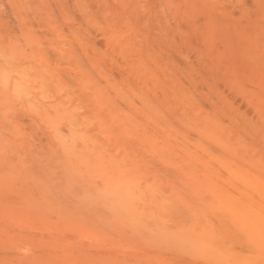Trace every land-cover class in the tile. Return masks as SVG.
I'll list each match as a JSON object with an SVG mask.
<instances>
[{
	"label": "rangeland",
	"instance_id": "rangeland-1",
	"mask_svg": "<svg viewBox=\"0 0 264 264\" xmlns=\"http://www.w3.org/2000/svg\"><path fill=\"white\" fill-rule=\"evenodd\" d=\"M22 1V2H21ZM26 1V2H25ZM29 1V2H28ZM46 2H45V7H46V10H44L45 9V7L43 6L44 4V2H43V0H0V12H2V14L3 15H1V13H0V51H4L3 53L2 52H0V53H2V54H0V62L2 63V65H0V69L1 70H4L6 67L10 70V68L8 67V66H4L5 64H3V62L5 61V62H8L7 60H9V63H10V60L11 59H13V60H11V63H12V61H13V65L12 66H15L14 64H16V63H18L17 61H22L20 64H21V66L22 67H20V66H18V67H20V69L21 68H24L23 66H26V72H24V71H22V69L20 70L18 67H17V65H16V67L20 70L19 71V74H16V73H18V70L17 69H15V71H16V73L15 74H11L10 73V75H8V77L9 76H11L12 75V77H9L11 80H13V81H11V80H9V78H8V80H6L5 79V76H7V75H5L4 77H3V79H5L6 81H10V82H8V84H7V82L5 81V80H3L1 77H0V80L2 79V81L0 82V168H3V169H0V264H98V262H100L99 264H107V261H106V255L108 254V253H110V254H114L112 257L111 256H108L107 255V259H112V261H109V262H111V264H112V262H113V264L116 262V261H118L117 259H119L118 257H120L121 256V254H122V260H121V257H120V260H121V262L119 263H117V264H124V263H126V264H143V262L145 261V263L144 264H149L150 262H154V264L156 263V264H164L163 262L165 261V262H167V263H165V264H182V262L184 261V260H186V261H184V263L185 262H188V263H191V264H196V261L195 260H197L198 258H200L199 260H201L202 259V261H204V263H206V264H213L214 262L213 261H218L220 258H221V256H217L216 257V255L215 254H212V253H214L215 252V249H216V247H218V249H219V251H218V249H217V255H219L218 253H221L222 255L223 254H225V255H223L222 256V258L223 259H220L219 261H220V263H222V264H234V263H236V264H239V263H241V264H261V262H260V260L262 259V258H264V255H263V253H261V252H263L264 251V248L262 249L263 251H261L259 248H257V247H255L254 248V244L253 243H251V239H250V237H248L247 235L248 234H246V232L244 233V235H243V233H242V230L241 231H239V227L237 226V224L236 223H234V221H231L232 220V218H231V220H229L228 219V217L229 216H226L227 214H223V213H221L220 214V212H218V210H216V208L218 209V207H216L215 208V206H214V199L210 196L211 195V193L209 194V193H206V191L204 192L203 191V193H204V195L206 194V196L205 197H207L206 199H205V197H202V198H204V199H202V200H204V202L206 201L207 203H209L210 204V206L211 205H213L214 206V208H215V213L218 215L219 214V218L217 217H215V218H213V216L215 215L214 214V211H212V210H210V209H212L213 208V206H212V208L208 205V204H206V205H208L207 206V208H208V210H207V214H208V212L210 213V211H211V213H210V215L207 217V216H205V218H207V222L209 223L210 222V225L209 224H204V222H206V221H202L203 222V224L200 222V224H199V221L201 220L198 216H201V215H199L197 212H199V211H197V212H193L192 211V215H191V211H190V209L189 208H192L191 210H193V208H196L197 207V205H198V203L200 204V202L202 201H200V199H201V197L199 198L198 197V193L201 191V190H198L199 192H197L196 194H195V192H196V189L195 188H198V186H197V184L199 185V183H197V180H196V184H195V182L192 184V182H191V180H188L190 177H189V175H190V173H189V175H188V177H187V175H186V173L184 174V173H182L181 174V172L182 171H184L183 170V168H182V170H180L181 169V167L180 166H184L185 165V163H184V165H179V162L181 161V158H185V157H182V156H184L183 154L181 155V153H183L184 151H183V149H182V147L180 148V149H182V151L181 152H178V154H176L177 153V151L176 150H179V148H178V146H180L179 145V142H178V144H175V145H178L177 146V148L176 147H174L175 145L173 144V143H169L170 145H168L170 148H171V150H170V155H172V154H174V151H176L175 152V154L174 155H172L173 156V160H172V163L175 161V163L174 164H172L171 163V161L170 162H168L167 161V159L168 160H170V158H168L169 157V155H167V153H166V151H162V152H158L159 154V156L157 155H155V152L153 153V152H147V154H146V156H147V158L145 159V162L149 165V166H151V164H152V162L154 163L155 161L156 162H159V161H167L166 163H167V165H162V163H161V165L159 164H153L152 166H153V168L155 169V167L156 166H159V168L160 169H155V173L153 174V171H154V169L153 168H151V167H149L146 163H145V165L146 166H148L147 168H151V169H153V170H150V171H152V173L151 174H153V175H160V173H161V176L160 177H165V175H163V174H166L167 176L165 177V179L166 178H168V179H164L165 180V182L164 181H161L160 180V178L158 179V178H155V177H153L152 176V178L151 179H153L154 181V183H151L152 184V186H155V185H157L158 184V182L159 183H161V186H162V188H161V186H159V184H158V186L159 187H157V186H155L156 188V190L154 191L153 189V191L155 192V196L157 195L156 194V192L157 193H159V194H161V196H159V197H161V198H164L167 194H169L170 196H169V198H167V200L169 199L170 201H172L171 202V204L173 205V207H172V205H171V207H167L166 205L169 203V200L167 201L166 200V198H165V200L164 199H162V201H166L162 206H161V204H160V202L158 201V200H160V199H158L157 198V200L156 201H154L155 199H152L151 197H152V195H154V193L152 192V194H148V192H147V194L150 196V198L149 199H152L153 200V202H152V200H151V202L153 203V205H154V208L152 207V209H153V211H154V213L153 214H157L158 213V211H159V213L157 214V216H161L162 217V215L160 214V213H162V214H164V218L166 217V216H168V214H169V216L168 217H166L167 218V220L168 221H164L165 222V224H164V222H162V221H158V218L160 217H158L157 218V216L155 215V218L157 219H155L154 217V219L156 220L155 221V223L154 222H151L150 221V223L149 224H151V226L152 227H150V225H148V223L146 224L148 227H150V228H148L146 225V228H141V229H143V230H141L140 228V231L141 232H138V233H135V231L137 232V230L139 231V229H135L133 226V228H129L128 227V225L131 227V223H132V216L130 217L131 219H129L128 220V216H126L127 214H126V212L128 213V211H130L131 212V214L132 215H139V214H141V213H139V214H137L138 212H139V209L140 208H138L137 209V211H135L134 212V210H132V209H129V207H128V209L129 210H127V208H124L123 206H125L126 205V207H127V204L125 203V205H123L124 204V202H125V199L123 200L122 199V197H121V194L118 196L117 195V190L119 191L120 189H118L117 188V190L115 189V187H113L112 188V186H113V183L115 182L114 180H113V177H114V173L115 172H111V170L113 169H109L110 167H111V165L113 164V161H109V163L110 162H112V164H110V166L109 165H107V164H109V163H107L108 161L104 158L105 156H109L107 153H106V150H107V148H106V150H104V152L106 153H104L103 152V149H105V147H107V145L109 144V143H111V147H112V145L113 146H117L118 145V143L120 144V141H122V138H120V141L118 142L117 140H115V139H119V137H123V134L124 133H122V135L121 134H119V132H117L118 131V129H117V127H118V125L120 124V123H115V125H114V127H116V128H114L112 125V127L114 128V132H116V133H118L119 134V136H115V137H118V138H115L114 136H113V138H115V139H113L112 138V134L114 135V134H116V133H114V132H111L112 130H110L109 132H111L112 134H110L109 132V134L111 135V136H108L109 134L107 133V129H106V127L107 126H109L110 124H109V122L112 120V118L109 120L108 119V121H105V122H108L107 124H109V125H107L106 127H105V129L107 130V131H105V129L103 130V128H101L100 129V127L101 126H99L100 125V123H93V125H95V126H93L92 125V123H91V125L93 126V128L95 127V129H93L92 127H91V125H90V123H85V125L87 124H89V128H87V125H86V128L85 127H83L82 128V125L84 126V123L82 124V123H79L80 125H81V127H79V124L77 123V125H76V123H72V124H68V123H62V125H64V127L62 128H59V129H61V131H58V127L59 126H61V124L60 123H57L56 124V120H57V122H59L58 121V112L56 113V115H53V117H52V114H50L51 115V119L50 118H48V116L49 115H47V114H49V112L51 113V109H49L51 106H52V104L54 103L53 101H55L56 103H58V107L60 106V104L61 103H64V100H65V98H67V101H65V107L67 106V104L70 102L69 100L70 99H72V96H71V98H69V96H68V93L70 94L71 92H72V94L74 93H76L75 95L73 94V96L75 97L73 100H71V103H74L75 104V106H79V104H81V103H83V105H80L81 107H83L84 106V108H79L78 106H77V110H78V112L76 111V113H78V115L80 116V114H82L81 116H83V117H85L86 119L90 116V113H91V110L93 109L95 112H97L98 113V116H100L101 115V113L103 114V112L101 111V107H103L102 106V104L100 103L101 101H102V99H103V101H104V98H102V96H104L105 94H102V96H101V98L100 97H97L99 94H97V96H94L96 93H98V92H95V91H99V90H97V89H95V91L93 90L92 91V89H94L95 87L96 88H98L100 85H102L101 87H102V89H105V91H106V93H111L110 95H111V97L113 96L114 98L116 97V99H117V101H116V99H115V101L116 102H118V97H117V93L119 92V91H117L118 90V86L116 85V84H112L111 85V83L113 82V83H117L118 81H119V79L120 78H116L117 80H116V82L114 81V79L113 78H110V77H108V78H106V77H104L105 79H107V80H109V81H107V80H105L106 82H107V84L108 83H110V85H108V86H110V87H108L107 86V84H105L106 82H104V80H103V82H104V84H105V87L106 88H113V90L112 91H114L113 93L110 91H108L107 92V90H111V89H106V88H104V85H103V83L102 82H98L99 80H100V75L102 74V76H103V72H104V70L102 69V68H100V69H102V70H100L98 67V69L100 70V72H102V73H100L99 72V70H96L97 71V73L99 74L100 73V75H98V76H100V77H96V80H98L97 82L98 83H100V85L98 86V84H97V82H95V77H94V74L91 72V75H88V74H90L88 71H90V68H89V70L87 69V68H84L82 71L84 72H82L81 71V67H85V66H82V65H84L83 63H82V61H80L81 63H82V65L79 63V59H78V57H79V55L80 54H78V52L75 54V52L77 51V50H75L74 51V53H73V55L75 54V57L74 56H71V58H69L68 56H70V53H71V51H73L74 49H73V47L75 48V45H76V40L78 41V40H80V41H78L80 44L81 43H83V41L81 42V38L80 37H82V40H83V38L85 37V35H83V33H89V35L91 36V34H93V36H91V38L93 39V41H103V39L106 37V38H108V37H110V38H108L107 39V41L109 42V46H107L106 44H104L105 42H107L106 41V39H104V41H103V44L99 47V46H94V48L92 47V44H89L90 42H89V40H92L91 38L90 39H87V41L84 39V43H83V45H85V46H82V44L80 45L79 43V45L81 46H79V45H76V46H78L79 48H81L82 50H81V55H80V57L83 55L82 53L84 52V53H87L86 52V49L89 47L90 48V51L93 53V51L94 52H96V51H98V52H100V54H98V52H96L94 55H91V52H89V50H88V54H87V61H89L90 63H91V61L92 60H90V59H93V58H95L96 57V55H97V59H99L100 57V59H105L106 57H108L107 59H105L107 62H109V57L110 56H113L114 55V57L115 56H117V57H115V59H117L118 57H120L121 55H118V53L119 52H117V51H115V52H117V53H115L114 52V50H112L111 48L113 47V45H112V43H111V37H112V32H114V31H116V33L118 32V34L119 35H122V33H125V32H127V30H124V28H123V26L125 25V18H127V17H130V18H133L134 19V17L135 18H140V15L141 14H143V17H144V19L143 20H145V21H147V22H145V23H142L143 25V27L146 25V26H148V27H144V28H147V30H145V34L147 35V43H150V44H148L149 46H147V48L149 47V48H151V46H152V49H154V50H150L149 48V50L151 51V53H153V56L155 57V58H159V59H157L156 61H158L157 63H158V65H159V67L160 68H162V70H164L165 71V69H167V68H170V71L171 72H169L170 73V75H172V71L174 72V74H175V72H176V74L178 73V75H180V77H181V81H180V79L177 77L178 75H176L175 77H174V75H172L173 76V79L175 80H173L174 81V83H178L177 81H179L180 83L181 82H183V84H182V86H183V88H184V85H185V87L186 88H184L185 90L186 89H188V87H189V89H188V91L187 92H190L192 89V91L190 92V93H192V92H195L194 90L196 89V91H197V93L199 94H201V95H198V97H199V99L198 100H202V102L201 101H199L200 103H203L204 104V102H203V100L205 101V99L209 96V93L210 94H212L213 96H214V98H215V96H217L216 95V93L218 94V96H217V99H215L216 100V102H215V104H217V106L219 105V103L221 102V104H223V101L225 102L226 101V103H228L229 101V104L228 105H230L231 107H233L234 109H237V110H239L240 111V113L241 114H244V115H246L247 117H249V119L253 122L252 123V125H251V123L249 122V123H245V124H248V125H245V124H243V123H236V125L238 126L239 124H240V128L239 129H242V126L241 125H243V127L244 126H246V127H248V131H249V127L251 126V130H252V128L254 129V130H256V132H259V134H260V132H261V129L263 128V126H264V123H261V121H260V119H259V116H258V114L260 113V109H258V107H256V105H255V107H254V105H253V103L255 102V100H254V98L255 97H253V93L255 94L256 92H254V90L256 89V88H258V86H259V88H262V86H263V92L261 93V91H262V89H258L259 91L258 92H260V94L259 93H257V95L259 96V98L261 99V103H262V100H264V59H263V57H264V42H263V40H264V35H263V31H264V23L262 24V22H264V19H263V17H264V0H257L258 1V3H257V1L256 0H246V1H244V0H220V1H217V0H137V1H135V0H124V1H122V0H114L115 2H114V6L116 7V5H123V6H121V8L120 9H118L119 11H117V10H115L114 8L115 7H111V5H112V2H113V0H108V1H106V0H95V1H92V0H87V1H83V0H80V1H82L81 3H80V1L79 0H75L76 2H77V5L78 4H80L79 6H76L75 5V1H73V0H59L60 2H58L57 0H45ZM47 1H51V2H49L48 4H47ZM55 1V2H54ZM64 3V2H66V4L65 5H67L66 7H67V9H68V13L66 12H64L63 11V9H65L66 7H65V5L62 3V2ZM71 1H72V3H71ZM120 1V2H119ZM128 1L130 2L129 4H128ZM132 1V2H131ZM165 2L164 4H163V2ZM176 1H178V3L176 2ZM248 1V2H247ZM24 2V3H23ZM36 2V3H35ZM100 2V3H99ZM101 2H103V3H101ZM107 2V3H106ZM137 2H139L140 4V7L137 5ZM141 2H143V3H141ZM147 2V3H146ZM168 2V3H167ZM217 2V3H216ZM220 2H222V3H220ZM18 3V4H17ZM27 3V4H26ZM28 3H29V5H28ZM31 3V4H30ZM55 3H57V4H55ZM93 3L95 4V5H93ZM106 3V4H105ZM115 3H118V4H115ZM136 4V5H133V4ZM146 3V4H145ZM150 3V4H149ZM156 3H158V4H156ZM176 3V5H174ZM185 3V4H184ZM234 3V4H233ZM246 3H249V5L248 4H246ZM250 3H251V5H250ZM255 3V5H253ZM24 4V5H23ZM37 4V5H39V6H41V7H37L36 8V6L35 5ZM47 4V5H46ZM52 4H54V6H56L57 7V9H58V11L60 10H62L63 11V13H62V11L60 12L59 11V13L60 14H65L64 16H62L63 17V19H64V17L66 18L65 20H63V22L61 21L62 20V18L61 17H59V13L56 15V13H57V10L54 8V6L52 5ZM71 4H72V6H71ZM86 4V6H83L84 7V9L85 10H83L82 9V6L81 5H85ZM104 4H105V6H104ZM148 4V5H147ZM167 4H169V6L167 5ZM216 4V5H215ZM217 4H218V6H217ZM222 4V5H221ZM244 4H246V5H244ZM49 5H51L50 7H53V8H50L49 7ZM62 5V6H61ZM92 6V8H91V6ZM97 5V6H96ZM107 5V6H106ZM128 6V7H126V8H124L125 6ZM131 5V6H130ZM134 7H133V6ZM142 5V6H141ZM156 5H157V7H156ZM178 5H180V6H178ZM210 5H212V6H210ZM220 5V6H219ZM234 5H235V7H234ZM244 5V6H243ZM253 5V6H252ZM262 5V6H261ZM2 6V7H1ZM8 6V7H7ZM24 6L25 7V9H23L22 7ZM35 6V7H34ZM60 8H59V7ZM90 6V7H89ZM99 6V7H98ZM178 6V7H177ZM223 6V7H222ZM225 6V7H224ZM237 6V7H236ZM7 7V8H6ZM72 7V8H71ZM75 7V8H74ZM76 7L78 8V11H76ZM85 7H87V11H88V13L87 14H89L90 16V18H88L87 17V19H88V21H87V19H83V20H85V22H83L82 20H81V23H80V20H79V18L80 19H82L85 15H87V14H85L86 12V8ZM105 7V8H104ZM107 7H108V9H107ZM142 9L143 11H145V12H143L142 13V11L139 9ZM145 7L147 8V9H145ZM156 7V8H155ZM175 7V8H174ZM208 7V8H207ZM210 7V8H209ZM211 7H213L212 9H211ZM234 7V8H233ZM245 7H246V9H245ZM247 7H249V10L247 9ZM4 8H6V9H4ZM8 8H10L9 10H8ZM20 8H22V10H24V12L22 13V11H21V9ZM44 8V9H43ZM47 8H49L50 10H49V12L51 11V9H53L52 11H54L55 12V15H54V12H48V10H47ZM62 8V9H61ZM80 8V9H79ZM98 8H100L99 10H97ZM102 8V9H101ZM117 8H119L118 6H117ZM129 8V9H128ZM139 10H138V9ZM185 8H186V10H185ZM188 8V9H187ZM233 8V9H232ZM39 9V10H38ZM42 9V11L40 12V10ZM66 9V10H67ZM69 9H71V10H69ZM73 9H74V12H73ZM107 9V10H106ZM132 9L134 10V11H132ZM145 9V10H144ZM195 9V10H194ZM202 9V10H201ZM211 9V10H210ZM222 9V10H221ZM240 11H239V10ZM255 9V10H254ZM259 9H261V10H259ZM8 10V11H7ZM19 10V11H18ZM44 10V11H43ZM103 10V11H102ZM122 10V11H121ZM137 10V11H136ZM156 10V11H155ZM181 10V11H180ZM192 10V11H191ZM198 10V11H197ZM232 10V11H231ZM257 10V11H256ZM70 11V12H69ZM96 11V12H95ZM111 11V12H110ZM113 11V12H112ZM115 11V12H114ZM137 12V13H134V14H132V12ZM159 11H161L160 13H159ZM184 11H186V12H184ZM225 11V12H224ZM235 11V12H234ZM255 11V12H254ZM4 12V13H3ZM71 12H73V13H71ZM84 12V13H83ZM95 12V13H94ZM100 12V13H99ZM110 13V14H107V13ZM140 12H141V14H140ZM242 12H245L244 13V15H243V13ZM248 12V13H247ZM9 15H7V14ZM10 13V14H9ZM39 13H40V15H39ZM75 13L76 14H78V15H80V13L82 14V17H81V15L78 17V20L76 19V15H75ZM120 13V14H119ZM129 13H131L130 15H129ZM148 13V14H147ZM159 13V14H158ZM180 13V14H179ZM229 13H232L233 14V16L234 17H231V15L229 14ZM6 14V15H5ZM68 14H69V17L68 18H70L71 17V15H72V17L74 16V18H70V19H68L67 18V16H68ZM71 14V15H70ZM96 16H95V15ZM112 14V15H111ZM113 14H114V16H113ZM135 14H136V16H135ZM140 14V15H139ZM161 14V15H160ZM186 14V15H185ZM218 14H219V16H218ZM224 14V15H223ZM229 14V15H228ZM239 14V15H238ZM11 15H13V16H11ZM27 15H29V16H27ZM52 15V16H51ZM99 17H98V16ZM101 15V16H100ZM108 15V16H107ZM127 16V17H124V16ZM148 16L150 19H148V17H146L145 18V16ZM150 15V16H149ZM151 15H152V18H151ZM203 15H204V17H203ZM222 15V16H221ZM247 15V16H246ZM22 16H23V18H22ZM26 16V17H25ZM88 16V15H87ZM103 16V17H102ZM107 16V17H106ZM138 16V17H137ZM238 16V17H237ZM239 16H240V18H239ZM242 16H244L243 18L245 19V18H247V19H243L242 18ZM3 17V18H2ZM7 17V18H6ZM11 18V20H10V18ZM17 17V18H16ZM30 17V18H29ZM53 17V18H52ZM95 17V18H94ZM104 17H106V18H104ZM123 18V21H120L122 18ZM142 16H141V19L143 18ZM177 17V18H176ZM197 17V18H196ZM200 17H202V18H200ZM229 17V18H228ZM259 17H261V18H259ZM2 18V19H1ZM21 18V20H19ZM29 20H28V19ZM42 18V19H41ZM44 18H46V19H44ZM57 18V19H56ZM61 18V19H60ZM84 18H86V17H84ZM96 18H97V20H98V18H99V20L101 19V18H103V19H101L97 24H95V25H97V27L93 24V21H96L97 22V20H96ZM121 18V19H120ZM199 18V21H197V19ZM232 18V19H231ZM22 19H23V21H22ZM46 20V21H44V20ZM52 19V20H51ZM74 19H76L75 21H74ZM115 21H114V20ZM140 19V20H141ZM157 19V20H156ZM235 19V20H234ZM240 19V20H239ZM31 20V21H30ZM42 20V21H41ZM55 21V22H53L52 23V21ZM70 20V21H69ZM72 20H73V22H72ZM102 20L103 21H105L106 22V24L108 23V24H110V25H105L104 23L105 22H102ZM137 20H139V19H137ZM151 20V21H150ZM156 20V21H155ZM180 22H179V21ZM208 20V21H207ZM218 20V21H217ZM238 20V21H237ZM241 20H242V22L244 23L245 22V24H241L240 25V23H241ZM263 20V21H262ZM2 21H4V22H2ZM6 21H8V24H7V22ZM17 21V22H16ZM49 21H51V22H49ZM56 21L57 22H59V23H61V24H57L56 23ZM68 21V22H67ZM86 21H87V23H86ZM90 21V22H89ZM91 21H92V24H91ZM149 21H150V23H152V25L150 26V27H153L152 29H150V27H149V25H150V23H149ZM184 21V22H183ZM224 21V22H223ZM2 22V23H1ZM11 24H10V23ZM13 22V23H12ZM16 22V23H15ZM26 22V23H25ZM44 22V23H43ZM48 22V23H47ZM65 22V23H64ZM79 22V23H78ZM82 22L83 23H85V24H82ZM101 22H102V26L100 25L101 24ZM114 23V26H112L113 25V23ZM153 22L155 23V24H153ZM163 22V23H162ZM186 22V23H185ZM199 22V23H198ZM205 22V23H204ZM208 22V23H207ZM64 23V24H63ZM67 23V24H66ZM71 23V24H70ZM122 23V24H121ZM124 23V24H123ZM202 23V24H201ZM210 23H212L211 25H210ZM214 23V24H213ZM237 23H239V24H237ZM251 25H250V24ZM14 24H15V27H14ZM31 24L32 25H34V26H32L31 27ZM58 26H57V25ZM79 24H80V26H79ZM90 24V25H89ZM145 24V25H144ZM178 24H179V26H178ZM199 26H197V25ZM215 24H216V26H215ZM247 24V25H246ZM9 27H8V26ZM44 25V26H43ZM53 26V28L54 29H56V30H53L54 32L56 31V32H58V29L60 28V27H62V29H60L59 30V33L61 32V31H63L64 32V34H63V32H61V36H59V35H57L58 37H62L63 39H65V40H62V38H59V40L61 39L62 40V43L64 44V46H65V44L67 45V47L65 46V47H63V45L61 44V40L59 41H57V39H58V37L56 38V37H54L55 35H51V32L49 33L48 31H50L49 30V26ZM69 25H71V26H69ZM93 25V26H92ZM105 25V26H104ZM119 25V26H118ZM156 25V26H155ZM172 25V26H171ZM204 25H206V26H204ZM224 25V26H223ZM235 27H234V26ZM6 26V27H5ZM29 26V27H28ZM83 26V27H82ZM95 26V27H94ZM168 26V27H167ZM204 26V27H203ZM209 26V27H208ZM211 26V27H210ZM221 26V27H220ZM237 26V27H236ZM251 26V27H250ZM28 27V28H27ZM45 27V28H44ZM47 27V28H46ZM67 27V28H66ZM80 27H82L81 29H80ZM90 27V28H89ZM108 27H111V28H108ZM155 27H156V30H155ZM171 27L173 28V29H171ZM180 27V28H179ZM201 27V28H200ZM208 27V28H207ZM219 27V28H218ZM234 27V28H233ZM5 28V29H4ZM18 28V29H17ZM25 28H26V30H25ZM58 28V29H57ZM86 30H85V29ZM88 28V29H87ZM92 28V29H91ZM93 28H94V30H93ZM117 28V29H116ZM151 30V31H149V29ZM168 28V29H167ZM178 28V29H177ZM198 28V29H197ZM238 28V29H237ZM253 28V29H252ZM30 29H32V30H30ZM40 29V30H39ZM51 30H52V27L50 28ZM70 29H71V31L72 32H70ZM76 29V30H75ZM78 29V30H77ZM83 29V31H85V32H82L81 30ZM161 29V30H160ZM200 29H201V31H200ZM215 29V30H214ZM13 30V31H12ZM44 30V31H43ZM170 30V32H168ZM199 30V31H198ZM252 30V31H251ZM30 31V32H29ZM41 31V32H40ZM43 31V32H42ZM78 31V32H77ZM80 31V32H79ZM95 33H94V32ZM148 31V32H147ZM185 31V32H184ZM256 31V32H255ZM13 32H14V34L16 33V35H14L13 34ZM25 32H26V34H25ZM28 32H29V34L31 35V34H33V33H35L34 35H36V37L34 38V35L32 36H30L29 34H28ZM33 32V33H32ZM54 32H52V33H54ZM69 32V33H68ZM109 32V33H108ZM152 32V33H151ZM160 32V33H159ZM164 32V33H163ZM167 32V33H166ZM195 32V33H194ZM198 32H200V33H198ZM208 32H209V34H208ZM37 33H39V34H37ZM74 33H79L81 36L79 37V34L78 35H76V34H74ZM102 33V34H101ZM150 33V34H149ZM153 33H154V35H153ZM158 33V34H157ZM2 34L5 36H3L2 37ZM50 34V37L48 36V35ZM54 34H56V33H54ZM58 34V33H57ZM63 34V35H62ZM76 35V36H73V35ZM157 34V35H156ZM160 34V35H159ZM165 34V35H164ZM171 34V35H170ZM192 34H193V36H192ZM200 34V35H199ZM24 35H27V37L28 36H30V37H28L29 39H31L32 40V42H33V39H36V42H39V43H31V41H29V39L26 37V36H24ZM89 35H87V36H89ZM99 35H100V37H99ZM103 35H104V37H103ZM109 35V36H108ZM171 37H170V36ZM258 35V37H256ZM40 36H42V39L41 40H39L38 38ZM65 36H66V38H65ZM96 36V37H95ZM153 36L155 37V38H153ZM253 36V37H252ZM10 38L9 39V41L7 40L8 38ZM18 37V38H17ZM31 37H33V39L31 38ZM46 37V38H45ZM70 37V38H69ZM99 37V38H98ZM158 37H160V38H158ZM203 39V37H204V40H206L207 42L205 43V41L204 40H202L201 38ZM262 37H263V39H262ZM13 38H15V39H13ZM25 38H27L26 40H27V42L29 41L30 43H25L26 41L24 40ZM41 38V37H40ZM56 38V39H55ZM69 39V40H67L66 41V39ZM78 38V39H77ZM80 38V39H79ZM85 38H87V37H85ZM103 38V39H102ZM152 38V39H151ZM156 38H158V39H156ZM168 38V39H167ZM173 38V39H172ZM175 38V39H174ZM206 38V39H205ZM225 38V39H224ZM1 39H3L5 42L3 43L2 41H1ZM102 39V40H101ZM150 41H149V40ZM154 39V40H153ZM159 40L160 42H158V41H156V40ZM161 39V40H160ZM208 39H209V41H208ZM254 39V40H253ZM261 39V40H260ZM17 40V41H16ZM38 40V41H37ZM54 40H55V42H54ZM75 40V43L73 44V41ZM152 40H153V43H152ZM164 40V41H163ZM220 42H219V41ZM240 40V41H239ZM12 41V42H11ZM43 41V42H42ZM203 41V42H202ZM218 41V42H217ZM8 42H11V43H8ZM47 42H48V45H47ZM50 42V43H49ZM58 42H60V43H58ZM70 42V43H69ZM107 42V43H108ZM156 42V43H155ZM164 42V43H163ZM172 42V45L170 44V43ZM187 42V43H186ZM256 42V43H255ZM16 43V44H15ZM42 43H43V45H42ZM168 43V44H167ZM198 43H200V44H202V45H200V44H198ZM205 43V44H204ZM215 43V44H214ZM240 43V44H239ZM250 43H252V44H250ZM4 44V45H3ZM5 44H6V47H11V48H6L5 49ZM11 44V45H10ZM25 44V45H24ZM28 44H29V47L31 48H27L28 47ZM31 44V45H30ZM52 44V45H51ZM61 44V45H60ZM68 44H69V46H71L72 44H73V46H71L70 48H71V50L68 48L69 46H68ZM226 44V45H225ZM256 44V45H255ZM14 45V46H13ZM40 45H41V47H40ZM45 45H47V46H45ZM58 45V46H57ZM112 47H111V46ZM191 45V46H190ZM204 45V46H203ZM224 45V46H223ZM232 45V46H231ZM243 45V46H242ZM19 46V47H18ZM20 46H21V48H23V49H21L20 48ZM39 46V47H38ZM50 46V47H49ZM54 46V47H53ZM86 46H87V48H86ZM171 46V47H170ZM183 46V47H182ZM190 46V47H189ZM211 46V47H210ZM214 46H216V47H214ZM226 46V47H225ZM234 46V47H233ZM1 47H2V49H1ZM17 47V48H16ZM48 47V48H47ZM77 47V48H78ZM82 47H85L86 49L83 51V49L84 48H82ZM91 47H92V49H91ZM110 49H109V48ZM158 47V48H157ZM168 47H170V48H168ZM173 47H175V49H173ZM180 47V48H179ZM187 47V48H186ZM221 47H223V48H221ZM261 47H263V48H261ZM15 48L16 49H18V48H20V50H23V51H25L26 49H27V52H23V51H21L22 53H20L19 55L16 53V55L14 56V54L12 53V52H14V51H12V50H15ZM34 48V49H33ZM36 48V49H35ZM41 48V49H40ZM45 48V49H44ZM63 48H65L64 50H63ZM98 50H97V49ZM155 48H157V50L155 49ZM163 48H165V49H163ZM177 48H178V50H177ZM199 48H203V49H199ZM206 48V49H205ZM211 48V49H210ZM213 48V49H212ZM218 48H220V49H218ZM247 48H248V50L250 51H247ZM250 48V49H249ZM56 49L58 50V51H56ZM101 49V50H100ZM161 49V50H160ZM162 49H163V51H162ZM6 50H8V51H6ZM19 50V49H18ZM31 50V51H30ZM37 50V52H38V54L35 52ZM44 50H46L45 51V53H44ZM51 50V51H50ZM55 50V51H54ZM70 52H69V51ZM108 50V51H107ZM112 50V51H111ZM159 50V51H158ZM165 50V51H164ZM172 50V51H171ZM174 50V51H173ZM182 50H184V51H182ZM190 50H191V52H190ZM207 50V51H206ZM210 52H209V51ZM221 50V51H220ZM241 50V51H240ZM259 50V51H258ZM262 50V51H261ZM16 51V50H15ZM40 51H42V53L40 52ZM50 51V52H49ZM52 51L53 52H55V53H52ZM66 51V52H65ZM105 51V52H104ZM155 51H156V53H155ZM161 51V52H160ZM168 53H167V52ZM171 51V52H170ZM17 52V51H16ZM20 52V51H19ZM18 52V53H19ZM30 52H32V54H30ZM34 52V53H33ZM61 52H62V54H61ZM64 52H65V54L67 55H65L64 54ZM103 52V53H102ZM158 52V53H157ZM164 52V53H163ZM179 52V53H178ZM183 52H184V54H183ZM203 52V53H202ZM212 52V53H211ZM260 52V53H259ZM26 53V55L24 56V54ZM28 53V54H27ZM39 53H40V55H39ZM49 53H52V54H49ZM69 53V54H68ZM71 53V54H72ZM162 53H163V55H162ZM172 53V54H171ZM175 55H174V54ZM181 53V54H180ZM189 53L191 54V56H189ZM252 53V54H251ZM3 54H5V55H3ZM11 55V57H10V55ZM12 54H13V56H12ZM35 54H36V56H35ZM56 54V55H58L59 54V57L57 56V58H59V61H58V59H54V55ZM78 54V55H77ZM101 54H102V56H101ZM104 54V55H103ZM108 56H107V55ZM120 54V53H119ZM155 54V55H154ZM178 54H180V55H178ZM202 54V55H201ZM210 54H212V56H210ZM260 54H262V57H261V55ZM20 56L21 57V55H22V59H20V57H18V58H16V56ZM30 56V58H29V56ZM34 55V56H33ZM45 55H52V56H48V59L50 58V57H52V59L53 60H55L54 62L53 61H51L52 59L50 58V63L46 60V56ZM64 55V56H63ZM158 57H157V56ZM164 55L166 56V57H164ZM174 55V56H173ZM184 55H185V58L187 57V60H189L190 59V61H189V63H188V61L186 60V62H187V64L183 61V60H185V59H183L184 58ZM199 55V56H198ZM211 58H216V61H218V58H219V64H218V62H216L217 64H218V66H217V64H212L211 62H209V60H211L210 59V57ZM251 55V56H250ZM4 56V57H3ZM40 58H39V57ZM41 56H42V58H41ZM45 56V57H44ZM85 56H86V54H85ZM106 56V57H105ZM161 56H163V57H161ZM169 56V57H168ZM170 56H172L173 58H177V57H179L178 59H176V60H178V61H176L175 59H172V57H171V59H172V61H170V62H168V60L167 59H169L170 58ZM177 56V57H176ZM218 56V57H217ZM7 57V58H6ZM10 57V58H9ZM14 57H15V59H14ZM26 59H25V58ZM34 57V58H33ZM43 57L45 58V59H43ZM79 57V58H80ZM103 57H105V58H103ZM114 57H111V61L109 62L111 65H113L114 64V62L115 61H119V58L117 59V60H115L114 59ZM202 59H201V58ZM31 58H32V60H31ZM38 58V59H37ZM83 58H84V55H83ZM95 58V59H96ZM113 58V59H112ZM121 58L123 59L124 57L123 56H121ZM120 58V61L122 60ZM164 58L166 59V60H164ZM189 58V59H188ZM197 58V59H196ZM208 58H209V60H208ZM223 58H225L224 60H223ZM251 58V59H250ZM18 59V60H17ZM20 59V60H19ZM24 59V60H23ZM28 59V61H26ZM34 59H36V60H34ZM78 59V60H77ZM81 59V58H80ZM84 59H86V58H84ZM182 60V63L179 65V63H180V61ZM238 59V60H237ZM14 60H15V62H14ZM34 60V61H33ZM42 60V61H41ZM45 60V61H44ZM57 60V61H56ZM64 60V61H63ZM68 60V61H67ZM70 60V61H69ZM112 60L114 61V62H112ZM161 60H162V62H161ZM197 60V61H196ZM199 60V61H198ZM201 60V61H200ZM207 60V61H206ZM215 59H212V62L214 61ZM228 60V61H227ZM235 62H234V61ZM248 60V61H247ZM250 60V61H249ZM26 61V65H25V62ZM65 61H67V63L69 64H66V62ZM73 61H74V63H73ZM94 61V60H93ZM118 61L116 62V63H118ZM123 61V60H122ZM121 61V62H122ZM176 61V62H175ZM222 61V62H221ZM223 61H225V62H223ZM233 61V62H232ZM255 61V62H254ZM4 62V63H5ZM32 62V64H34V66H37L38 64H37V62H40L42 65V67L45 65V69H46V71L49 69H51L50 71H52V72H54L55 74H54V77H52L53 75H51V76H49V77H47V75H45L46 77L45 78H49V79H45L43 76H44V70L45 69H43L42 67H40L39 66V68H38V70L35 68H31L30 67V65H32V64H28V63H31ZM35 62H36V64H35ZM46 62V63H45ZM51 62H52V64H54V65H52L51 64ZM62 62H64L63 64H62ZM84 62V61H83ZM160 62V63H159ZM168 62V63H167ZM175 62V63H174ZM195 62V63H194ZM206 62V63H205ZM209 62V63H208ZM221 62V63H220ZM0 63V64H1ZM8 63V64H9ZM39 63V64H40ZM79 65H81V67H80V69L78 70L77 68H78V64ZM87 63V62H86ZM109 63H107V65H110ZM113 63V64H112ZM164 63H165V65H164ZM166 63H167V65H166ZM7 64V65H8ZM49 64H50V68H49ZM71 64V65H70ZM76 64H77V66H76ZM88 64V63H87ZM119 65L118 66H116L117 67V70H118V67L120 66V63H118ZM161 64L163 65V66H161ZM169 64H171L170 66L172 67H169L168 65ZM183 64V65H182ZM186 64V65H185ZM189 64V65H188ZM193 64V65H192ZM211 64H212V67H213V69H211L210 67H211ZM240 64V65H239ZM27 65H29L28 66V68H27ZM58 65V66H57ZM72 65H73V67L74 68H76V70L74 69V68H71L72 67ZM89 65V64H88ZM87 65V67H91L92 65H93V62H92V64H90L89 66ZM156 66H158L157 64H155ZM177 65H178V67H177ZM185 65V66H184ZM210 67H209V66ZM222 65V66H221ZM230 65V66H229ZM231 65H233V66H231ZM1 66H3V67H1ZM10 66V65H9ZM55 66V67H54ZM71 66V67H70ZM205 66V67H204ZM227 67V68H225V67ZM47 67V68H46ZM66 67H68V68H66ZM174 67V68H173ZM182 67V68H181ZM218 67V68H217ZM221 67H223V68H225V69H223V68H221ZM258 67V68H257ZM3 68V69H2ZM30 68L32 69V70H35L33 73H34V76H31V74H27V71L29 70V71H31L32 72V70H30ZM40 68L42 69V70H40ZM54 68V69H53ZM71 68V69H70ZM92 68V67H91ZM185 68H188V70H185ZM197 68V69H196ZM215 68V69H214ZM231 70H230V69ZM28 69V70H27ZM123 69V67H122V65H121V68H119V70H122ZM172 69V70H171ZM175 69V70H174ZM184 70V73L182 74V72H183V70ZM220 69H222V70H224V71H222V70H220ZM263 69V70H262ZM1 70H0V72H1ZM6 70V69H5ZM70 70V71H69ZM78 70V71H77ZM86 70V71H85ZM93 71H95L94 70V67H93V69H92ZM169 70V69H168ZM181 70V71H180ZM194 70V72H192ZM213 70V71H212ZM218 70L219 72H224V73H222V76L219 74H217L216 73V71ZM228 70V71H227ZM255 70L257 71V72H255ZM45 71V72H46ZM56 71L58 72V73H60L61 75H59L58 73L56 74ZM60 71V72H59ZM80 71V72H79ZM187 73H186V72ZM191 71V72H190ZM210 73H209V72ZM212 71V72H211ZM215 71V72H214ZM226 71V72H225ZM234 71V72H233ZM244 71V72H243ZM23 72V74L26 76V74H27V76H29V77H24L23 75V79L26 81L27 79V82H30L31 81V85H38L37 86V88H35L36 90H34V91H36V92H32V96L30 95L28 98L30 99V101L32 100V98L34 97V98H36L35 96L37 95V98L38 97H41L43 100H41V98H39L40 99V101H41V103H42V101L44 102V107H43V105L40 103V102H37V101H39V99H37V101L35 100V102L33 103V104H35L36 103V105H34V107L33 108H31V107H27V106H30V105H27L26 106V104H28V103H26L25 101H27L26 99L24 100L23 99V101H24V105H22L23 103H21L20 104V102H19V104H18V102H16V101H18V100H20V99H22L21 97H20V99H19V97H17V94H18V96L20 95V91H18V93L16 94V95H13V90L12 89H10L9 87L11 86V84L14 82V77L16 78H20V79H22V76H20V77H18V75H20V73H22ZM31 72H29V73H31ZM66 72H67V74H66ZM70 72V73H69ZM75 72H77V75H76V73ZM81 72L84 74V75H86L87 74V76L85 77V76H82L83 74H81ZM85 72H87V73H85ZM205 72H206V74H205ZM228 72V73H227ZM243 72V73H242ZM254 72V73H253ZM263 72V73H262ZM38 73H43V76H39V74ZM47 73V72H46ZM67 75L66 77H65V74ZM186 73V74H185ZM216 73V74H215ZM231 73V74H230ZM247 73V74H246ZM257 73H259V74H257ZM36 74V75H35ZM63 74V75H62ZM183 75V79H182V75ZM208 74V75H207ZM212 74V75H211ZM224 74H228V75H226L227 76V78L229 77V79H232L230 82L227 80V78L225 79V75ZM256 74L258 75V76H256ZM263 75V77L261 76V75ZM33 75V74H32ZM40 75H42V74H40ZM68 75H69V77H68ZM75 75V76H74ZM189 75H190V77H189ZM193 75V76H192ZM218 75V76H217ZM246 75L248 76V77H246ZM254 75V76H253ZM57 76V77H56ZM61 76H64L65 78H67V79H65L66 80V82H65V80H64V77H62V78H60ZM74 76V77H73ZM171 76V77H172ZM185 76H187V77H185ZM201 78H200V77ZM207 76V77H206ZM209 76H211V77H209ZM215 76V77H214ZM220 76V77H219ZM261 78H260V77ZM37 77H38V79H37ZM41 77H43L42 79H41ZM55 77H56V79H55ZM70 77H72V79H70ZM85 78L84 80H83V78ZM162 77V76H161ZM161 77H159L160 79L159 80H161L162 78ZM212 77H214V79L212 78ZM217 77H219V78H217ZM245 77V78H244ZM252 77V78H251ZM258 77V78H257ZM7 78V77H6ZM27 78V79H26ZM29 78H30V81H29ZM52 79V81H51V79ZM53 78L55 79V80H53ZM69 78V79H68ZM81 78H82V80L83 81H85L86 80V78L90 81L89 82V84L91 83V85H92V83L94 84V82L96 83V84H94V86H90L89 84H88V86H90L89 88L87 87V86H85V85H87V84H83V81H81ZM175 78H177V79H175ZM201 80H200V79ZM215 78H217L219 81L218 82H216V80L217 79H215ZM251 78V79H250ZM19 79V80H20ZM22 79V80H23ZM77 79V80H76ZM103 79V78H102ZM102 79H101V81H102ZM172 79V78H171ZM186 79H187V81L189 82V83H191L192 82V85L191 84H189V83H185L186 82ZM190 79V80H189ZM211 82V84H208V80ZM223 79V80H222ZM249 79V80H248ZM255 79V80H254ZM16 80V79H15ZM18 80V79H17ZM46 80V81H45ZM48 80V81H47ZM71 80H72V82H71ZM183 80H185V81H183ZM203 80H205L204 82H203ZM213 80H214V82H213ZM221 80V81H220ZM25 81H21L20 82V84H21V86L23 87L22 89L24 90L26 87L29 89L30 87H28L29 86V83H28V86H27V82L26 83H24ZM58 81V82H57ZM60 81V82H59ZM64 81V82H63ZM69 81V82H68ZM94 81V82H93ZM208 81V82H207ZM234 83H233V82ZM243 81H245V82H243ZM16 82H18V81H16ZM47 82H49L48 84H47ZM55 83V84H53V83ZM61 82H62V85H63V87H62V85H61ZM78 82H79V84H81V86L80 85H78ZM85 82H87V80L85 81ZM119 82H121V81H119ZM118 82V83H119ZM193 82H194V84H193ZM209 82V83H210ZM240 82V83H239ZM248 82V83H247ZM23 83V84H22ZM45 83V84H44ZM50 83H51V88L50 89H48L49 87H50ZM67 83V84H66ZM206 83V84H205ZM216 83V84H215ZM231 83H233V84H235L234 86H232L231 87ZM236 83H238V84H236ZM245 83H246V85H245ZM261 83V84H260ZM2 84V85H1ZM43 84V86L45 87L44 89L45 90H43V91H45V93L48 91L49 92V94L48 95H45L44 93V95L42 94V89L40 88V87H42V86H39V85H42ZM58 85V86H55V85ZM69 84V86H70V88H71V90H70V88H69V91H65V89H64V87L65 86H67ZM74 84L75 85H77L78 87H76V86H74ZM187 84H189V85H187ZM213 84V85H212ZM219 84V85H218ZM227 84V85H226ZM242 84V85H241ZM252 84H254L251 88L250 87H247V85L248 86H250V85H252ZM8 85H9V87H8ZM46 85H48L47 86V89H46ZM71 85H73V86H71ZM85 86V88L87 87L88 89H90V90H87V89H85L84 87H82V86ZM119 85V84H118ZM187 85V86H186ZM191 85V86H190ZM206 85H208V86H206ZM228 85H230V86H228ZM239 85H241L242 86V88L243 89H241V87L239 86ZM244 85L246 86V91H245V88H244ZM6 88H5V87ZM20 86V87H21ZM55 87V89H57V90H60V92L58 91V92H56L55 90H51V89H54V87ZM114 86V87H113ZM53 87V88H52ZM73 87V88H72ZM77 89H76V88ZM84 88V90H83V92H80V94L79 93H77V90H78V92H79V90H80V88ZM92 87H94V88H92ZM236 88V87H238L237 89H234V88ZM4 88V89H3ZM10 89V91H8L7 89ZM25 89L24 91H28V89ZM67 88V87H66ZM76 90H75V89ZM115 88V89H114ZM116 88H117V90H116ZM218 88V89H217ZM231 88V89H230ZM19 88H17V90H18ZM22 89H19V90H22ZM61 89H62V91L63 92H61ZM73 89V90H72ZM100 89V88H99ZM209 89H213V90H209ZM241 89V90H240ZM248 89H249V98H247L248 97V93H247V97H243V95H242V97L244 98V100H242L243 98L242 97H240L241 96V94H244V91L245 92H247L248 91ZM16 90V91H17ZM51 90V91H50ZM120 90V89H119ZM217 90H219V91H217ZM235 90V91H234ZM6 91H8L9 93H7ZM12 91V92H11ZM15 91V92H16ZM53 91H55L56 93H54ZM81 91V90H80ZM88 91H90V92H88ZM101 91V90H100ZM102 91H104V90H102ZM117 91V92H116ZM199 91V92H198ZM215 93V94H213V92ZM217 91V92H216ZM233 91V92H232ZM239 91H241V92H239ZM255 91H257V89L255 90ZM4 94H3V93ZM51 92H53V98H51V99H49L50 97H52V93ZM65 92V93H64ZM116 92V93H115ZM202 92V93H201ZM209 92V93H208ZM218 92H220V94L218 93ZM25 92H23V94H24ZM87 93V94H86ZM95 93V94H94ZM120 93V92H119ZM226 93V94H225ZM251 93V94H250ZM21 94H22V91H21ZM31 94V93H30ZM34 94H35V96H34ZM47 94V93H46ZM57 94H59V95H61V97H58V98H56V99H54V97L55 96H59V95H57ZM86 94V95H85ZM117 94V95H116ZM204 94V95H203ZM232 94V95H231ZM236 94H238V95H235ZM3 95V96H2ZM11 95V96H10ZM193 95V97H194V95H196L195 97H197V94L196 93H194V94H192ZM208 95V96H207ZM209 96L210 97V99H206V101H210V104H212L213 103V101H214V99H213V96ZM257 95H256V97H257ZM46 98H45V97ZM50 96V97H49ZM77 96V97H76ZM81 96H82V99H81ZM108 96V95H107ZM106 96V97H107ZM229 96V97H228ZM244 96H246V95H244ZM4 97V98H3ZM13 97V99L14 98H16V99H14L15 101H13V99H11ZM79 97H80V99H79ZM84 97V98H83ZM90 97V98H89ZM95 97H97L98 99H100L101 101L100 102H98V99L96 100V102H98L97 104H100V107H99V105L97 106L96 105V107L95 108H90L88 105L90 104H94L95 103V100H93ZM110 97V98H111ZM113 97H112V99H113ZM202 97V98H201ZM203 97H205V99L203 98ZM208 97V98H209ZM237 97V98H236ZM251 97H253V99L252 100H254V101H252L251 100ZM2 98V99H1ZM9 98V99H8ZM226 98V99H225ZM235 100H234V99ZM248 100H247V99ZM12 100L11 102L9 101V100ZM18 99V100H17ZM64 99V100H63ZM92 102V103H89V100ZM197 99V98H196ZM212 99H213V101H212ZM228 99H229V101H228ZM238 99H239V101H238ZM5 100V101H4ZM34 100H32V101H34ZM48 100V101H47ZM62 100V101H61ZM79 100H82V102L81 103H79L78 101ZM106 100V99H105ZM120 100V99H119ZM223 100V101H222ZM241 100V101H240ZM250 100V102H253V103H249L248 101ZM2 101V102H1ZM8 101H9V103H8ZM29 101V100H28ZM51 101V102H50ZM61 101V102H60ZM73 101V102H72ZM75 101V102H74ZM94 101V102H93ZM102 101V102H103ZM108 101H110V100H108ZM211 101H212V103H211ZM218 101H220L219 103H218ZM228 101V102H227ZM13 102H16L17 104H18V106H17V108H15L14 107V105H13ZM104 102H107V100L106 101H104ZM103 102V103H104ZM113 102V101H112ZM115 102V103H116ZM198 102V101H197ZM10 104L11 103V105H13V106H11V105H8V104ZM16 103H14L15 105H16ZM50 103H51V106H49L50 105ZM60 103V104H59ZM71 103H69V105L70 106H68V108L69 107H71L72 105H71ZM111 103V102H110ZM119 103V102H118ZM234 103H235V105H234ZM240 103H242V104H240ZM2 104V105H1ZM6 104V105H5ZM30 104V103H29ZM33 104H32V106H33ZM47 104V105H46ZM55 104V103H54ZM54 104H53V106H54ZM77 104V105H76ZM107 104V103H106ZM112 104V103H111ZM214 104V103H213ZM220 104V105H221ZM232 104V105H231ZM258 106H259V104L258 103H256ZM3 105H5V106H3ZM8 105V106H7ZM38 105V107H39V105H40V110H38L39 108H37L36 106ZM108 105H109V103H108ZM107 105V107H109V110H110V108H112V109H114V104H113V107L111 106V105H109L108 106ZM239 105V106H238ZM246 105H247V107H246ZM253 105V106H252ZM10 106L11 107H13V108H15L16 110L15 111H17V112H15L14 110H11L10 109ZM20 106V107H19ZM53 106L51 107V108H53ZM62 106V105H61ZM92 106V105H91ZM95 106V105H94ZM235 106V107H234ZM251 106H252V109H253V111H251L252 109H251ZM2 107H3V109H2ZM25 108V110H24V108ZM86 107H88V109H86ZM107 107H106V110H107ZM238 107H239V109H238ZM245 107V108H244ZM260 107V106H259ZM9 108V109H8ZM21 108V109H20ZM35 108H37V109H35ZM67 108V109H68ZM99 108V110H97L96 111V109H98ZM105 108V107H104ZM241 108H242V110H241ZM251 110H250V109ZM256 108H257V110H256ZM18 109V110H17ZM35 109V110H34ZM48 109H49V112H48ZM80 109H82V110H80ZM83 109H85L84 111H83ZM246 109V110H245ZM4 110V111H3ZM10 110L12 111V114H11V112H10ZM20 110V111H19ZM34 110V111H33ZM36 110H37V112H38V116L39 117H41L40 119H39V117L37 116V112H36ZM42 110V111H41ZM61 110V109H60ZM87 110V111H86ZM90 110V111H89ZM247 110H250V112L251 113H248V111ZM255 110V111H254ZM13 111H14V113H13ZM24 111V113H22ZM62 111V112H61ZM60 112H59V116H60V114H62V116H65V115H63V110H61ZM86 111V112H85ZM101 111V112H100ZM105 111V110H104ZM113 111V110H112ZM112 111H108L107 110V112H111L110 113V115L112 114ZM245 111H247V113L245 112ZM6 115V117H5V115L3 114V113ZM31 112V113H30ZM35 112V113H34ZM52 112H53V110H52ZM244 112V113H243ZM259 112V113H258ZM22 113V114H21ZM26 113H28V114H26ZM34 113V114H33ZM40 113V114H39ZM47 113V114H46ZM54 113V114H55ZM76 113H75V115H76ZM80 113V114H79ZM88 113H89V115H88ZM92 113H93V111H92ZM91 113V114H92ZM99 113H100V115H99ZM246 113V114H245ZM255 114V115H253V114ZM13 114H14V116H13ZM19 114V115H18ZM26 116H25V115ZM250 114V115H249ZM27 115H29V116H27ZM43 115V116H42ZM92 115H95V116H93L92 118H94V117H97V114H92ZM91 115V116H92ZM105 115V114H104ZM110 115L109 114H107V116L105 115L104 117L106 118H109L110 117ZM13 116V117H12ZM54 116H56L57 117V119L54 117ZM61 116V117H62ZM79 116H77V117H79ZM80 116V117H81ZM86 116H88V117H86ZM251 116H253V117H251ZM35 117V118H34ZM61 117H60V120L62 121V119L64 120L63 122H66V119H64L63 117H62V119H61ZM83 117H81V119L83 118ZM255 117V118H254ZM17 119V121L18 122H16L15 120ZM23 118V119H22ZM27 118H28V121H29V123H27ZM29 118L31 119H33V120H35V121H33L32 119L31 120H29ZM55 118V119H54ZM85 118H83V119H85ZM90 118V117H89ZM102 118V117H101ZM104 118V119H105ZM43 119V120H42ZM46 119V120H45ZM51 120L50 121V123L51 124H48V125H45L46 123H44V122H47V123H49L48 121L49 120ZM81 119H78V120H80V121H84L83 119L81 120ZM85 119V120H86ZM104 119H102L103 121H104ZM258 119H259V122H258ZM23 120H25V121H23ZM38 120H41V121H38ZM257 120V121H256ZM12 123H11V122ZM20 121H21V123H20ZM31 121V122H30ZM34 122V123H33ZM36 122H38V123H36ZM255 122V123H254ZM263 122V121H262ZM32 123V124H31ZM36 123V124H35ZM12 124V125H11ZM13 124L15 125V126H13ZM38 125L35 129L36 130H34L33 128L35 127V125ZM54 124V125H53ZM60 124V125H59ZM67 124H68V126H67ZM106 124V123H105ZM113 124V123H112ZM123 124V123H122ZM175 124H184V123H175ZM185 124H187V123H185ZM230 125H231V123H229ZM228 123L226 124V123H224L223 125H227V126H225L226 128L227 127H231V126H228L229 125ZM31 125V126H30ZM33 125V126H32ZM39 125H42V126H39ZM49 125H52V127H53V129H52V127L51 126H49ZM70 125V126H69ZM71 125H75L74 127H76V126H78L79 128H77L76 127V133L78 134L79 133V137L77 136V134H75V133H71L70 132V129H72L73 127L71 126ZM117 125V126H116ZM253 125H255V127H257V128H255V127H253ZM263 125V126H262ZM3 126V127H2ZM17 126V127H16ZM48 126V127H47ZM57 127L56 129H57V131L58 132H56V133H59V132H61L62 133V137H61V135L60 134H56V135H58V136H60V137H58V138H60V140H62V139H64L63 138V135H64V133H65V131H66V129H65V127L69 130V132L71 133V134H73L72 135V137H74V135H76L77 137H78V140H79V138H83L84 139V136L83 137H81L80 135H81V133H85L86 131H88L87 133H91V131H92V133L94 134L95 133V131L96 130H101V131H105L104 132V134L106 133L107 134V137H105L106 138V141H109V143H105V140L103 141V139H102V141L101 140H99V142L101 141V142H103V143H101L100 142V145L97 143V141L98 140H96V138H94L96 135H94L93 136V139L96 141V144L98 145V147H101L100 148V150H101V152L103 153V154H105L104 156H103V158H102V160L100 159V161H104L103 159H105L106 161V166H107V168H105L102 164H100V162L99 161H94V159H93V161H91L92 159L91 158H93V157H91V158H87V159H91L90 160V162H88L87 163V160H83V159H86V157L85 156H87V155H89V154H92V156H94L93 154L94 153H90V151L92 152V149L93 148H95V146H93L95 143H92L93 141L91 140V145H89V141L88 140H86V141H88V146H91V147H93L92 149H90L89 147H87L86 149L84 148L85 146H81V145H77V144H80V143H82L83 142V144H85V142L86 141H84V140H82V142H80V141H76V143L77 144H75L76 146L74 147V145H71L70 144V142H74L75 143V141H73V139H71V140H69L70 138H72V137H70V135H68V130L66 131V133H65V135L67 136H69L68 138V143L70 144V145H68L67 147H70V150H72V151H74V153H75V148L77 147V146H80L82 149L80 150V151H82L83 152V154H81L80 153V151H79V148H76L77 149V153H80L81 154V156L78 154V156H80V158L78 157V156H76V155H74V156H76V157H74L73 155H71V154H74V153H71V151H69V148H67L66 146V148L68 149V151L71 153L70 155V157H66V156H68V154H69V152L67 151V150H65L66 148H64V147H62V146H60L61 144H59V139H57V140H55L56 138H57V136H56V138H55V136H54V140H53V132H55L54 131V128L55 127ZM96 126H98L99 128H97L96 129ZM237 126H235L236 128H237ZM259 126L260 127H262L261 129L259 128ZM14 127V129L12 130V128ZM23 128L22 130H21V128ZM32 129V131L31 130H29L30 128ZM39 127H41V130L39 129ZM69 127H72V128H70L69 129ZM239 127V126H238ZM16 128H19V130H21V131H18ZM43 128V129H42ZM46 128H47V130H46ZM49 128V129H48ZM51 128V129H50ZM91 128H92V130H91ZM40 131H39V130ZM77 129H79V130H81V131H77ZM85 129H86V131H85ZM89 129V130H88ZM111 129V128H110ZM120 129V128H119ZM238 128L236 129L237 130V132H236V134L238 133V132H240V131H238L239 130ZM246 128H244V130H245ZM11 130V131H10ZM16 130V131H15ZM27 131V133L26 132H24V131ZM34 130V131H33ZM48 131V132H45V131ZM52 131V132H49V131ZM65 130V131H64ZM73 130H75V129H72V131ZM91 130V131H90ZM117 130V131H116ZM121 130V129H120ZM119 130V131H120ZM234 130V132H235V128L233 129ZM243 130V131H244ZM13 131H15V132H13ZM39 131V132H38ZM82 131H85V132H82ZM90 131V132H89ZM94 131V132H93ZM101 131H100V134H101ZM3 132V133H2ZM6 132V133H5ZM12 132H13V134H12ZM20 132H22L23 134H25V136L22 134V133H20ZM31 132V133H30ZM37 132V133H36ZM41 132V134L39 135V133ZM45 132V133H44ZM75 132V131H74ZM97 132V131H96ZM99 132V131H98ZM103 132H102V134H103ZM253 132V131H252ZM252 132H251V134H252ZM10 133V134H9ZM17 133H19L21 136H23V138L24 137H26V135H27V138H24V141H23V139H22V137L20 138L19 136V138L18 137H16L17 136ZM30 133V134H29ZM49 134V135H45V134ZM87 133H86V135H87ZM91 133V134H92ZM167 133V132H166ZM241 134L243 133V132H240ZM239 133V134H240ZM245 133H247V131L245 130L244 131V133H243V136H249V137H252V139H253V136H254V139H253V141L258 137H256L255 135H253V134H256V133H253L252 135L253 136H251V134L250 135H247V134H245ZM249 133V132H248ZM262 133H264V131L262 130ZM261 133V135H259V137L258 138H263L262 140H263V142L261 141V139H258V141L257 140H255L256 141V143L257 142H259V144L258 145H260V142H262L261 143V146L263 147V143H264V134H262ZM16 134V135H15ZM44 134V136L46 137H44V136H42ZM102 134H101V136H102ZM104 134H103V136H104ZM245 134V135H244ZM13 135V136H12ZM15 135V136H14ZM30 135V137H28ZM32 135H35L34 137L32 136ZM85 135V134H84ZM117 135V134H116ZM167 135V134H166ZM165 134H161L158 138L160 139V140H162V139H165L164 137L166 136ZM257 135V134H256ZM43 138H42V137ZM49 136V137H48ZM66 136H64V137H66ZM89 136H90V134H89ZM99 135H97V137H98ZM106 136V135H105ZM163 136V137H162ZM12 137H14V138H12ZM36 137V138H35ZM40 137V138H39ZM76 137V138H77ZM86 137V136H85ZM110 138L111 137V139H113V140H107V138ZM239 137H240V135H239ZM256 137V138H255ZM6 138V139H5ZM10 138V139H9ZM30 138V139H29ZM33 139V142H30L29 140H31L32 141V139ZM89 137H87V139H88ZM103 138V137H102ZM104 138V139H105ZM124 138H125V140H127L126 139V136H124ZM124 138H123V140H124ZM162 138V139H161ZM242 138V137H241ZM245 137H243V139H244ZM4 140L3 141V143H5V144H7V145H5V144H2V140ZM34 139H36V140H34ZM47 139H48V141H47ZM50 139V140H49ZM52 139V140H51ZM66 139V138H65ZM65 139H64V141H65ZM97 139H101V138H97ZM252 139H250V140H252ZM8 140V141H7ZM67 140V139H66ZM74 140H77V139H74ZM81 140V139H80ZM246 141L248 140V138L247 139H245ZM249 140V141H250ZM260 140V141H259ZM15 141L18 143H15ZM23 141V142H22ZM25 141L27 142L26 144H25ZM35 141V142H34ZM63 141V142H64ZM111 141H114V143H117V144H115L114 145V143H112ZM129 141V140H128ZM242 142L244 141V140H241ZM249 141H247L248 143H250V144H253L251 141L249 142ZM9 142V143H8ZM53 144H52V143ZM66 142V141H65ZM64 142V143H65ZM78 142H80V143H78ZM124 142V141H123ZM30 143H31V145H30ZM34 143V144H33ZM46 143H47V145H49V144H51V147H50V145H49V147L48 146H46ZM58 143V144H57ZM62 143V142H61ZM67 143V142H66ZM65 143V144H66ZM67 143V144H68ZM107 144V145H105V144ZM129 143H130V141H129ZM247 143V144H248ZM1 144H2V146H1ZM9 144V145H8ZM17 144V145H16ZM24 144V145H23ZM29 144V145H28ZM33 144V145H32ZM66 144V145H67ZM95 144V145H96ZM123 144H128V142L126 141V142H124ZM172 144V145H171ZM250 144L248 145L249 147H250ZM23 145V146H22ZM52 145H54L53 147H52ZM254 145V144H253ZM15 146V147H14ZM124 146V145H123ZM122 145L120 146V145H118V147H120L121 149H122V147H123ZM126 146V145H125ZM135 146V145H134ZM133 146V147H134ZM260 146V147H261ZM6 147V148H5ZM7 147H9V150H8V148ZM21 147V148H20ZM34 147V148H33ZM74 149H73V148ZM97 147V146H96ZM109 150H111L110 148V144H109ZM136 147V146H135ZM254 146H252V148H253ZM254 147L253 149H256V148H258V150H263L264 151V149L261 147ZM18 148H19V152L21 153L22 151H24L22 154H20L21 155V157L18 155L17 156V154L19 153H17V150H18ZM26 148V149H25ZM33 148V149H32ZM88 148L90 149V150H88ZM124 148V147H123ZM176 148V149H175ZM260 148V149H259ZM36 149V150H35ZM63 149V150H62ZM96 149H98V148H96ZM114 149H117V147H115ZM113 149V150H114ZM173 149H175L173 152H172V150ZM6 150V151H5ZM66 152H65V151ZM99 149L97 150L98 152L97 153H99V151H100ZM250 150H252L251 148H250ZM261 150V151H262ZM26 151H28V152H26ZM55 151V152H54ZM79 151V152H78ZM84 151L87 153L88 151V153L86 154V153H84ZM94 152L96 151L95 149L93 150ZM261 151H260V153H261ZM8 152V153H7ZM15 152V153H14ZM57 152V153H56ZM67 153L66 155H65V153ZM101 152H100V154H101ZM121 151L119 150V153H120ZM164 152V153H163ZM253 152V151H252ZM14 153V154H13ZM40 153V154H39ZM76 153V154H77ZM157 153V152H156ZM162 153V154H161ZM259 153V152H258ZM258 154L259 156L261 155V158H262V155H264V153L262 154ZM33 154V155H32ZM37 154V155H36ZM50 154V155H49ZM86 154V155H85ZM96 154V153H95ZM100 154H98L99 156H100ZM102 154V155H103ZM151 154H154V155H151ZM164 154H165V156L167 157V159H163V157H165L164 156ZM180 154V155H179ZM249 154H251V152H249ZM248 154V155H249ZM253 154V153H252ZM252 154L250 155V157H252ZM257 154V153H256ZM31 155V156H30ZM38 155H39V158H38ZM43 155V156H42ZM85 155V156H84ZM101 155V156H102ZM120 155V154H119ZM181 156L180 158H176V156L177 157H179V156ZM32 156H33V159H32ZM35 156V157H34ZM53 156V157H52ZM61 156V157H60ZM84 156V157H83ZM90 156V155H89ZM88 156V157H89ZM116 156V155H115ZM151 156H152V158L154 159H151L150 160V158H151ZM162 156V157H161ZM244 156H246V155H244ZM255 156H257V155H255ZM18 157V158H17ZM64 157V158H63ZM81 157L83 158V159H81ZM106 157V158H107ZM109 157H111V156H109ZM108 157V158H109ZM247 157V156H246ZM264 157V156H263ZM9 158H11V159H9ZM27 158V159H26ZM59 158V159H58ZM70 159V160H66V159ZM79 158V159H78ZM96 158H98L99 159V157H96ZM95 158V159H96ZM107 158V159H108ZM115 158V157H114ZM116 158H118V160H115L114 161V165H113V167L114 168H116L117 169V161H118V163H119V158H120V156L118 157V155L116 156ZM115 158V159H116ZM160 158V159H159ZM248 158H249V156L247 157V160H246V162H248ZM257 158V157H256ZM24 159V160H23ZM171 159H172V157H171ZM176 159V160H175ZM183 159H182V161H183ZM260 159V158H259ZM23 160V161H22ZM25 160H27V162L25 161ZM32 160H37V161H32ZM40 160V161H39ZM66 160V161H65ZM84 161V164H82L83 162L82 161ZM109 160V159H108ZM153 160V161H152ZM180 160V161H179ZM263 161H261L262 163L264 162V158L262 159ZM9 163H8V162ZM14 161V162H13ZM31 161V162H30ZM71 161V162H70ZM144 161V160H143ZM152 161V162H151ZM177 161H179V162H177ZM86 162V163H85ZM91 162H98L97 164L100 166V165H102V167H100V168H102V169H100V168H97V165L96 164H94V163H92L91 164ZM105 162H103V163H105ZM150 162H151V164H150ZM163 162V163H164ZM176 162H177V165H175L176 164ZM73 163V164H72ZM80 163V164H79ZM93 166V164L96 166V169L95 170H101L100 172L98 171V175H97V172L95 173V171H94V175H96V177L92 174V172H93V170H90V169H93V168H91L92 166L90 165V164ZM102 163V162H101ZM160 163V162H159ZM171 163V165H169ZM180 163H182V162H180ZM249 163V162H248ZM40 164V165H39ZM56 164V165H55ZM82 164V165H81ZM86 164H88V167H90V169L86 166ZM73 165V166H72ZM78 165H81L80 166V168L78 167ZM168 165L170 166V167H168ZM172 165H174L173 166V168L175 169V167L176 166H178V168H180L178 171H177V168H176V171L171 167ZM83 166L84 167H87V169L88 170H85L86 168H83ZM109 166V167H108ZM116 166V167H115ZM164 166H166L167 167V169H166V167H164ZM190 166V165H189ZM45 167V168H44ZM65 167V168H64ZM94 167V166H93ZM72 168V169H71ZM95 168V167H94ZM146 168V167H145ZM156 168H158V167H156ZM169 168H170V170H174L173 172H174V174H173V172L172 171H169ZM172 168V169H171ZM52 169V170H51ZM69 169V170H68ZM78 169H82V170H79L78 171ZM105 171H104V170ZM184 169H187V171H189L190 169H189V167H187L186 165H185V168ZM189 169V170H188ZM46 170V171H45ZM76 170V171H75ZM90 170V171H89ZM109 170V171H108ZM148 170V169H147ZM165 170V172L163 173V171ZM169 172H168V171ZM2 171V172H1ZM77 171L78 172H80V173H82V171H84L83 172V174H78L77 173ZM85 171L89 174V175H86L85 174ZM91 172V173H89V172ZM117 171V170H116ZM186 171V172H187ZM199 171H200V169H199ZM71 172H73V173H71ZM103 172H105V173H103ZM107 172V173H106ZM109 172H111V173H109ZM157 172V173H156ZM171 172H172V174H171ZM185 172V171H184ZM202 172V171H201ZM48 173V174H47ZM100 173H101V175H100ZM102 173H103V175H102ZM163 173V174H162ZM178 175H176V174ZM214 173V172H213ZM64 174V175H63ZM67 174V175H66ZM70 174V175H69ZM75 174V175H74ZM104 174H107V175H105L104 176ZM138 174V173H137ZM211 174H212V172H211ZM82 175H84V176H82ZM91 175H92V177H93V179H91L92 177H91ZM110 176V175H113V177L110 179L109 177H107V176ZM140 176H141V173L139 174ZM139 175H137V176H139ZM170 175V176H169ZM173 175V176H172ZM216 176H213V174H212V177L211 176H209V177H211V179L213 178V177H217V179L220 177V176H217V174H215ZM13 176V177H12ZM87 176H90V177H87ZM99 176V177H98ZM104 176V177H103ZM137 176H135V179H136V177ZM140 176H139V178H140ZM144 176V175H143ZM226 176V177H225ZM5 177V178H4ZM96 179H99V180H97L96 182L94 181L95 180V178ZM107 177V178H106ZM148 177V176H147ZM151 177V176H150ZM163 177V178H164ZM169 177L171 178H174L173 180H172V178L170 179V181L168 182V180H169ZM177 177V178H176ZM178 177H179V179H178ZM4 178V179H3ZM104 178V179H103ZM139 178L137 179V180H139ZM149 178V177H148ZM157 179V181L155 180V179ZM221 178H223V179H227V175H223V177H221ZM9 179V180H8ZM33 179V180H32ZM42 179V180H41ZM46 179V180H45ZM49 179V180H48ZM69 179V180H68ZM73 181H72V180ZM86 179V180H85ZM109 180V181H105V180ZM140 179H143V177L141 176V178ZM162 179V178H161ZM185 179H186V181H185ZM209 179V178H208ZM8 180V181H7ZM28 180V181H27ZM48 180V181H47ZM91 180V181H90ZM100 180H102V181H100ZM146 179L144 178V181H145ZM159 180V181H158ZM163 180V179H162ZM202 181L204 180L205 181V178H203V179H201ZM25 181V182H24ZM69 181V182H68ZM70 181H71V183H70ZM104 181V182H103ZM141 182H142V180H140ZM139 181V182H140ZM150 181V180H149ZM156 181V182H155ZM173 181V182H172ZM180 181V182H179ZM199 181V180H198ZM202 182V183H205V184H203V185H205V187L207 186V183L206 182ZM206 181H208L209 182V180H207V177H206ZM45 182V183H44ZM48 182V183H47ZM100 182V183H99ZM101 182H103L104 184H106V183H108L109 182V184H110V182H111V184H110V186H109V184H106V185H102V187L103 188H105V189H107V190H105V189H101V186H99V184H103V183H101ZM148 182V181H147ZM150 182H152V180L150 181ZM168 182V183H167ZM176 182V183H175ZM179 182V183H178ZM185 182V183H184ZM189 182H191V183H189ZM20 183V184H19ZM69 183V184H68ZM80 183V184H79ZM86 183V184H85ZM89 185H88V184ZM95 183V184H94ZM116 183V182H115ZM149 183V182H148ZM163 183V184H162ZM165 183V184H164ZM181 183V184H180ZM183 183V184H182ZM186 183H189L190 185H196L197 187H195L194 189H191V193L193 194H191L190 193V188H192V187H188L189 186V184H186ZM16 186H15V185ZM44 184V185H43ZM94 184V185H93ZM97 184V185H96ZM141 184V183H140ZM150 184V185H151ZM168 184H169V186H168ZM209 184V183H208ZM14 185V186H13ZM25 185V186H24ZM48 186V187H46V186ZM80 185V186H79ZM86 185H88V187L86 186ZM142 185V184H141ZM140 185V186H141ZM166 185V186H165ZM183 185H185V186H187V187H183ZM77 187V189H76V187ZM91 186L93 187L92 188V191H91ZM108 186V187H107ZM152 186H150V188L152 187ZM168 186V187H167ZM176 186V187H175ZM60 187V188H59ZM65 187V188H64ZM79 187V188H78ZM84 187V188H83ZM110 187V188H109ZM181 187H182V189H181ZM201 187H202V190L204 189V186H202L201 185ZM201 187L199 186V188L198 189H201ZM109 188V189H108ZM154 188V187H153ZM164 188V189H163ZM176 188V189H175ZM187 189V191L188 192H186V190L185 189ZM208 188V187H207ZM228 188H230V187H228ZM236 188V187H235ZM38 189V190H37ZM47 189V190H46ZM67 189V190H66ZM87 189V190H86ZM90 189V190H89ZM95 189V190H94ZM111 189H114L113 191L111 190ZM139 190H140V188H138ZM167 189V190H166ZM180 189V190H179ZM105 190V191H104ZM109 190H110V192L112 191V192H115L116 191V193L114 194V195H117V196H114L113 194H112V192H111V194L109 195V197H107L108 196V194L110 193L109 192ZM122 190V189H121ZM120 190V191H121ZM124 190V189H123ZM123 190H122V192H123ZM165 190V191H164ZM184 190V191H183ZM16 191H17V194H16ZM56 191V192H55ZM65 191V192H64ZM93 191H94V193H93ZM102 192V193H99V194H101V195H99V194H97V192ZM103 191L105 192V193H103ZM107 191V192H106ZM138 191V190H137ZM180 191H181V193H180ZM183 191V192H182ZM207 191H209V189L207 190ZM25 192V193H24ZM167 192V193H166ZM29 193V194H28ZM49 193V194H48ZM64 193V194H63ZM92 193V194H91ZM164 193V194H163ZM173 193H174V195H173ZM175 193H179L178 194V196L177 195H175ZM185 193H186V195H185ZM201 193V192H200ZM200 193H199V195H200ZM54 194V195H53ZM89 194V195H88ZM103 194V195H102ZM107 195V196H105V195ZM123 194V193H122ZM162 194H163V196H162ZM166 194V195H165ZM189 194V195H188ZM99 195V196H98ZM113 195V196H112ZM147 195V197H149ZM195 195H197L196 197H195V199H197V198H199L197 201H195V199L194 198H191L192 196L194 197ZM55 196V197H54ZM95 196V197H94ZM101 196H102V198H101ZM104 196V197H103ZM111 196V197H110ZM123 196V195H122ZM189 196V197H188ZM65 198V200H64V198ZM87 197H89L88 198V200L86 199ZM117 197H118V202L120 201L119 199H121V200H123V201H121L120 202V204H122L123 206H121V207H123L122 209H121V207H120V204H118V202H117ZM121 197V198H120ZM154 197V196H153ZM157 197V196H156ZM167 197H168V195H167ZM183 197V198H182ZM187 197V198H186ZM69 198V199H68ZM72 198V200H70ZM79 198V199H78ZM113 198V199H112ZM116 198V199H115ZM171 198V199H170ZM174 198V199H173ZM177 198V199H176ZM185 198V199H184ZM192 200H191V199ZM40 199V200H39ZM45 200V202H43L44 200ZM46 199H47V202H46ZM52 199V200H51ZM78 199V200H77ZM98 199V200H97ZM106 199V200H105ZM173 199V200H172ZM51 200V201H50ZM70 200V201H69ZM86 200V201H85ZM94 200V201H93ZM110 200V201H109ZM178 201V202H176V201ZM188 200H190V201H188ZM35 201V202H34ZM49 201V202H48ZM55 201V202H54ZM58 201V202H57ZM60 201V202H59ZM72 201H74V202H72ZM82 201V202H81ZM116 201V202H115ZM159 202L158 203V205H156L155 206V204H157L156 202ZM161 201V200H160ZM173 201H175V202H173ZM186 201V202H185ZM196 203H195V202ZM62 202V203H61ZM99 202V203H98ZM150 202V203H151ZM182 202H183V204H182ZM192 202H194L195 204L193 205V203ZM203 201H202V205H203V203H204ZM205 202V203H206ZM22 203V204H21ZM44 203H47V205L46 204H44ZM50 203H52V204H50ZM58 206H55V204ZM115 203H117L118 205H116ZM167 203V204H166ZM179 203V204H178ZM186 205H185V204ZM190 203H192V205L190 204ZM68 204V205H67ZM78 204V205H77ZM83 204V205H82ZM114 204V205H113ZM170 204V203H169ZM168 204V205H169ZM175 204V205H174ZM50 205V206H49ZM52 205V206H51ZM89 205V206H88ZM152 205V204H151ZM150 205V206H151ZM152 205V206H153ZM201 204H200V208H199V210L201 211L202 209H204V208H206V207H204V208H202L201 209V206H202ZM205 204L203 205V206H206ZM40 208H39V207ZM66 206V207H65ZM82 206V207H81ZM117 206L119 207V208H117ZM147 206H148V204H147ZM166 206V207H165ZM170 206V205H169ZM182 206V207H181ZM192 206V207H191ZM193 206H196V207H193ZM59 207H61V208H59ZM75 207V208H74ZM111 207V208H110ZM149 207V206H148ZM147 207V208H148ZM159 207V208H158ZM164 207V211H166V214L164 213V211H162L161 210V208H163ZM184 207V208H183ZM198 207H199V205H198ZM210 207V208H209ZM35 208H37V209H35ZM86 208H88V209H86ZM151 208V207H150ZM157 208V209H156ZM168 208V209H167ZM170 208H172L171 210H170ZM173 208H175V210L173 209ZM206 208V209H207ZM214 208H213V210H214ZM51 209H53V210H51ZM94 209V210H93ZM120 209V210H119ZM166 209V210H165ZM180 210V213L178 212V213H176L177 212V210ZM189 209V210H188ZM222 209V208H221ZM88 210V211H87ZM97 210V211H96ZM168 210H169V213H167L168 212ZM185 210V211H184ZM186 210H187V212H189V213H186ZM195 211H196V209H194ZM210 210V211H209ZM9 211V212H8ZM51 211H53V212H51ZM74 211V212H73ZM118 211H125V212H123V214L122 213H120V212H118ZM148 211V210H147ZM150 211L152 212V210L150 209ZM172 211H175V212H172ZM182 211V212H181ZM206 211V210H205ZM205 211H203V212H205ZM218 213H217V212ZM221 211V210H220ZM222 211H224L223 209H222ZM3 212V213H2ZM86 212V213H85ZM137 212V213H136ZM140 212H142V211H140ZM150 212V213H151ZM156 212V213H155ZM212 212H213V215H212ZM31 213V214H30ZM81 213V214H80ZM117 213L118 214H120L118 217H117ZM173 213V214H172ZM53 214V215H52ZM101 214V215H100ZM116 214V215H115ZM128 214H130V213H128ZM148 215H152V214H149V211H148V213H147ZM183 214V215H182ZM198 214V215H197ZM25 215V216H24ZM26 215H27V217H26ZM52 216V220L54 221H52L51 220V216ZM88 215H90V216H88ZM122 215H124V216H122ZM134 215V216H135ZM148 215H147V217H148ZM173 215V216H172ZM177 215V216H176ZM192 217H191V216ZM196 215H197V217L199 218V221L196 219ZM203 215V214H202ZM205 215H206V213H205ZM222 217H221V216ZM223 215H225V217H223ZM21 216H23V217H21ZM29 216V217H28ZM30 216H31V218H30ZM37 216V217H36ZM54 216V217H53ZM79 216H80V218H79ZM86 216H88V218H86ZM153 216V215H152ZM176 216V217H175ZM185 216H187L186 218H185ZM212 217V219H211V217ZM13 217V218H12ZM19 217V218H18ZM33 217V218H32ZM36 217V218H35ZM49 217V218H48ZM84 217V218H83ZM116 217V218H115ZM122 219H121V218ZM160 217V218H161ZM171 217V218H170ZM194 217H195V219H194ZM203 217V216H202ZM12 218V219H11ZM29 220H28V219ZM47 218V219H46ZM57 218V219H56ZM90 218V219H89ZM114 218V219H113ZM150 218V217H149ZM152 218V217H151ZM159 218V220H161ZM170 218V219H169ZM221 218V219H220ZM224 218H226V220L224 219ZM21 219V220H20ZM36 219V220H35ZM58 219H59V221H58ZM79 219H81V220H79ZM114 221H113V220ZM115 219H117L118 220V222H117V220H115ZM123 219H125V220H123ZM154 219H153V221H154ZM177 219V220H176ZM179 219H181V221L179 222V226L180 227H182L183 229L181 230V228L179 229V226H178V224H177V222L179 221ZM182 219H185V220H182ZM188 219V220H187ZM210 219V220H209ZM219 219V220H218ZM227 219H228V221H227ZM11 220V221H10ZM51 220V221H50ZM59 222V223H61V224H59L57 221ZM150 220H152V219H150ZM176 220V221H175ZM190 220V221H189ZM196 220H197V222H196ZM221 220H222V222L223 223H227V224H223V223H221ZM21 221V222H20ZM23 221V222H22ZM61 221V222H60ZM108 221V222H107ZM128 221V222H127ZM158 221V222H157ZM184 221H186L187 222V227H186V229H184L185 227H184ZM226 221V222H225ZM230 221H231V224H230ZM15 222V223H14ZM51 222V223H50ZM53 222V223H52ZM58 223V224H56V223ZM63 222H65V223H63ZM89 222V223H88ZM103 222V223H102ZM121 222H124V224H125V226H123L122 227V225H120V227H119V224L121 223ZM160 222L162 223V225L160 224ZM175 222V223H174ZM188 222H189V224H190V222H191V224L193 223V224H196V226H194V225H191V227H190V225L188 224ZM229 222V223H228ZM35 223V224H34ZM48 223V224H47ZM93 223V224H92ZM127 223V224H126ZM154 223V224H153ZM170 223V224H169ZM47 224V225H46ZM49 224H50V227H48L49 226ZM64 224V225H63ZM92 224V225H91ZM116 224H118V225H116ZM122 224V223H121ZM173 224H174V226H173ZM203 225V227H201L202 225ZM232 224H234V225H232ZM236 224V225H235ZM26 225V226H25ZM37 225V226H36ZM42 225V226H41ZM66 225H67V227H66ZM99 225H101V226H99ZM159 225H161V226H163V227H160V228H157ZM165 225V226H164ZM183 225V226H182ZM199 225V226H198ZM207 225H209L208 227H206ZM232 225V226H231ZM32 226V227H31ZM60 226V227H59ZM62 226V227H61ZM73 226V227H72ZM75 226H76V228H75ZM80 226H82V227H80ZM99 226V227H98ZM127 226V227H126ZM172 226V227H171ZM175 226L177 227V228H175ZM206 227V230H204L205 229V227ZM219 226V227H218ZM225 226V227H224ZM236 228H235V227ZM29 227H31V228H29ZM45 227V228H44ZM102 228L101 229V231L102 232H100V230H99V228ZM116 227H119L120 229L119 230H117V231H119V232H117L116 233V231H115V235L112 233V232H114V230H115V228ZM121 227L123 228V230L125 231V234H127V235H125L124 233H123V231L121 230ZM197 227V228H196ZM218 227V228H217ZM228 227H229V229H230V231H229V229H228ZM234 227V228H233ZM6 228V229H5ZM40 228V230H38ZM56 228V229H55ZM60 228V229H59ZM82 229V231L81 232H79L81 229ZM84 228H86L85 229V232L83 231L84 230ZM98 228V229H97ZM107 228V229H106ZM152 228V229H151ZM156 228V229H155ZM189 228H191L190 230H192V228H195L196 229V231H191L192 233H193V235L192 234H190V232L188 233L187 231H190L189 230ZM199 228H204L203 230L205 231V233L204 234H202V235H200L201 236V239H203L202 241H201V239H199V236H198V234L197 233H199L202 229H199ZM223 228V229H222ZM226 228V229H225ZM238 228V229H237ZM18 229V230H17ZM23 231H22V230ZM33 229H34V231H33ZM45 229V230H44ZM49 229V230H48ZM104 229H105V231H104ZM108 229H110V230H108ZM145 229V230H144ZM175 230V231H173V232H170L169 233V231H172V230ZM194 229V230H195ZM197 229H199L200 231H198ZM222 229V230H221ZM15 230V231H14ZM31 231V232H29V231ZM55 230V231H54ZM70 230V231H69ZM87 230V231H86ZM92 230V231H91ZM111 230H113L112 232H111ZM133 230H134V232H133ZM147 230V231H146ZM154 230V231H153ZM164 230V231H163ZM169 230V231H168ZM179 230H180V232H179ZM186 230V231H185ZM45 231V232H44ZM47 231L49 232V233H47ZM53 231V232H52ZM73 231V232H72ZM75 231V232H74ZM95 231H97V233L98 234H95L96 232ZM99 231V232H98ZM103 231H104V233L105 232H109L110 233V237H111V235H112V239H113V241L111 240V238L109 237V236H107V233H106V237H105V234L103 233ZM120 231L123 233V235H125L124 236V239L122 240L121 239V237H120V235H122L121 233H120ZM143 231L145 232V233H143ZM176 231H178V232H176ZM198 231V232H197ZM222 231V232H221ZM226 232V234H224V232ZM227 231H228V233H229V235H228V233H227ZM16 232H18V233H16ZM20 232V233H19ZM23 232H24V234H23ZM26 232V233H25ZM31 234L32 232H34V233H32V237H30L31 235L29 234V233ZM38 232H39V234H38ZM51 232V233H50ZM77 232V233H76ZM92 232H94V233H92ZM157 232V233H156ZM162 232V233H161ZM177 233V235L176 234H174V237L172 236L173 235V233ZM186 232V233H185ZM196 232V233H195ZM202 232V231H201ZM232 232V233H231ZM240 233V234H238V233ZM28 233V234H27ZM79 233H81L80 235H82V237H84V239L80 236V235H78ZM91 233H92V235L93 236H91ZM108 233V234H109ZM112 233V234H111ZM130 233V234H129ZM142 233H143V235H142ZM152 233H154V234H152ZM172 233V234H171ZM182 233H183V236H181L182 235ZM218 233V234H217ZM237 233V234H236ZM5 234H6V236H5ZM9 234V235H8ZM28 235V237H27V235ZM33 234H36V238L39 240V239H41V240H37V239H34L33 238ZM42 234V235H41ZM52 234V235H51ZM59 234V235H58ZM88 234H90V235H88ZM117 234H119L118 235V237H120V238H118V239H116V238H114V237H117ZM134 234V235H133ZM163 234V235H162ZM181 234V235H180ZM188 234H190V235H192L191 237H193V238H190V236L187 238L186 236H188ZM197 234V235H196ZM215 234H216V236L217 235H219V234H221L220 236H217L216 238L215 237H213V236H215ZM222 234H224V235H222ZM11 235H13V236H11ZM30 235V236H29ZM41 235V236H40ZM46 235V236H45ZM61 235H62V237H61ZM63 235H65V237L63 236ZM95 235V236H94ZM97 235V236H96ZM102 235V236H101ZM160 235L162 236V237H160ZM165 235H166V237H165ZM170 235V236H169ZM180 235V236H179ZM195 235V236H194ZM230 235L232 236L231 238L232 239H230ZM16 236H18V237H16ZM26 236V237H25ZM58 236V237H57ZM68 236V237H67ZM74 236V238H72ZM80 236V237H79ZM92 238H91V237ZM99 236H101V237H99ZM114 236V237H113ZM142 237V238H140V237ZM159 236V237H158ZM175 236H177V237H175ZM205 236V238H203ZM207 236V237H206ZM226 237V238H229L230 239V241H229V239L227 240V239H225V238H223L222 239V241H219V242H221L220 244H219V242H217L216 243V241H218V238L219 237ZM246 236L248 237L247 239H246ZM20 237V238H19ZM24 239H23V238ZM48 237V238H47ZM67 237V238H66ZM78 237H79V239H78ZM88 237V238H87ZM98 237V239H96ZM154 237V238H153ZM168 237V238H167ZM234 237V238H233ZM240 239H239V238ZM242 237H245V238H242ZM5 238V239H4ZM32 238V239H31ZM45 240H44V239ZM58 238V239H57ZM66 238V240H68V241H66V240H64L63 241V239H65ZM89 238L91 239V241H89ZM106 238V239H105ZM110 238V239H109ZM166 238V239H165ZM173 238V239H172ZM174 238H176L177 240L176 241H174ZM207 238V239H206ZM237 238H238V240H237ZM7 239V240H6ZM34 239V240H33ZM57 239V240H56ZM83 239V240H82ZM86 239H88L87 241H88V243H86L87 241H86ZM94 239V240H93ZM111 240V241H109V240ZM122 240V242H121V240ZM198 241L199 242V240H200V242H201V244H200V248H198V244L199 243H197L196 241ZM204 239H206L207 240V242H206V240H204ZM214 239H216L215 241H213ZM245 239V240H244ZM248 239H250V240H248ZM50 240V241H49ZM117 240V241H116ZM138 241V243L136 242V241ZM147 240V241H146ZM193 240V241H192ZM210 241V244H209V241ZM219 240H221V238L219 239ZM243 240V241H242ZM48 242V245L46 246L45 245V243L46 242ZM60 241L62 242V243H60ZM120 241V242H119ZM142 241V242H141ZM151 241V242H150ZM153 241V242H152ZM178 241V243H175V242H177ZM226 241V245H224L225 242ZM228 241V242H227ZM235 241L237 242V244L235 243ZM241 241V242H240ZM250 243H249V242ZM45 242V243H44ZM49 242H52L51 243V245H52V248L50 249V247H51V245H50V243ZM57 242V243H56ZM67 242V243H66ZM75 242V243H74ZM100 242H101V244H100ZM104 242H111L110 244H113L114 245V247H113V245H109V244H107L108 245V247H106L105 245H103V244H105ZM119 242V243H118ZM129 242H132V243H130V245H132V246H130V245H128L129 244ZM134 242L135 243H137V244H134ZM144 242H146L145 244H144ZM148 242H150L151 244H152V246H151V244L150 243H148ZM154 242H155V244L157 243L158 245H154ZM173 242V243H172ZM193 242V243H192ZM194 242H195V244H196V246H195V244H194ZM23 243H24V245H23ZM35 243V244H34ZM59 243V244H58ZM91 243V244H90ZM99 245H98V244ZM122 243V244H121ZM123 243H125V244H123ZM141 243V244H140ZM169 243V244H168ZM211 243H213V246H214V248L215 249H212L211 250V254L212 255H215V256H211L210 255V249L208 248L209 246H211L212 247V245H211ZM215 243H216V247H215ZM231 243H233V245L231 244ZM235 243V244H234ZM241 243V244H240ZM243 243V244H242ZM245 243V244H244ZM249 243V244H248ZM5 244V245H4ZM66 244V245H65ZM119 244H120V246H121V249H123L122 250V252H121V250L120 251H116V249H119L120 248V246H119ZM149 244V248L150 249H148V247H147V245ZM160 244V245H159ZM168 244V245H167ZM171 244V245H170ZM246 244H248V245H246ZM251 244V245H250ZM31 245V246H30ZM59 247H58V246ZM63 245V247H61ZM72 245H74V247L76 248H74ZM98 245V246H97ZM124 245H126V247L124 246ZM135 245V246H134ZM139 246V248L140 249H144L143 251L144 252H146V253H143V254H146L147 256H145V255H143V257L145 256V259L143 258V260H142V258L140 259V261L139 260H135V258H137L138 256H137V253L135 252V249H136V247L138 248V246ZM142 245V246H141ZM146 245V249L145 248H143L144 246ZM165 246V249H164V246ZM166 245H167V247L169 248V247H171L170 249H171V253L172 252H174V255L173 254H171L170 253V249H167L166 248ZM207 245H209V246H207ZM17 246V247H16ZM46 246V247H45ZM55 248H54V247ZM103 246L104 247H106L105 249L103 248ZM134 246V247H133ZM151 246V247H150ZM155 246H163V248H161V249H158L157 247H155ZM173 246H176L177 247V249H176V247H173ZM203 246H205V247H203ZM221 247V249H220V247ZM252 248H254V250L253 249H251V247ZM27 247V248H26ZM29 247V248H28ZM32 247V248H31ZM40 247V248H39ZM61 247V248H60ZM68 247V248H67ZM81 247V248H80ZM101 248L102 247V251H99L100 249L99 248ZM111 247H113V250H112V248ZM123 247V248H122ZM153 247V248H152ZM172 247H173V250L174 249H176V251H178L177 253H175V251H172ZM207 247V248H206ZM223 247V248H222ZM232 247L234 250H236V251H233L232 252V250H230V248ZM239 247H240V249H239ZM246 247H247V250H246ZM31 248V249H30ZM35 250H34V249ZM60 250H59V249ZM74 250H73V249ZM78 248H80V249H78ZM90 248V249H89ZM109 249V251H108V249ZM116 248V249H115ZM134 248V249H133ZM139 248L136 250V251H138L139 250ZM196 249V251L197 252H195V249ZM206 248V249H205ZM224 248H228L227 250H226V252H225V249ZM231 248V249H232ZM237 248V249H236ZM10 249V250H9ZM14 249V250H13ZM21 249H23V250H21ZM30 249V250H29ZM44 249V250H43ZM54 249H56V250H54ZM82 249H84V250H86V251H82ZM147 249L149 250V251H147ZM167 249V250H166ZM200 251H198V250ZM202 251H201V250ZM208 249V250H207ZM252 250V251H255V250H257V251H255L256 253L258 252V254H255L254 252V254L251 252V251H248V250ZM16 250V251H15ZM21 250V251H20ZM27 250V251H26ZM33 250V251H32ZM64 250V251H63ZM65 250H66V252H65ZM73 250V251H72ZM78 250V251H77ZM88 250V251H87ZM104 250V251H103ZM106 250V251H105ZM112 250V251H111ZM115 250V251H114ZM133 250V251H132ZM213 250H214V252H213ZM222 252H224V253H222ZM237 250H238V254L236 253L237 252ZM258 250H260V251H258ZM63 251V252H62ZM107 251H108V253H107ZM142 250H140L139 251V254L140 255H142L140 252H141ZM156 251V252H155ZM158 251H160V252H158ZM181 253H180V252ZM206 251H208V252H206ZM230 251V252H229ZM17 252V253H16ZM47 252V253H46ZM77 253V255H75L76 253ZM98 252H100L101 254L103 253V252H105L106 254H102L101 256H103V255H105V256H103V257H105V259L103 258V259H101L102 257H100L99 255V253ZM119 253V255L118 254H116V253ZM195 252V253H194ZM205 252V253H204ZM252 254H251V253ZM260 252V253H259ZM30 253V254H29ZM54 253H56V254H54ZM64 254V255H61L60 256V254ZM80 253V254H79ZM84 253V254H83ZM125 253H127V254H125ZM151 255H150V254ZM167 253H170V254H167ZM198 253H200V254H198ZM204 253V254H203ZM207 253V254H206ZM216 253V252H215ZM228 253V254H227ZM233 253H234V255H233ZM19 254V255H18ZM36 254H37V256H36ZM38 254H40V255H38ZM49 254H51L50 256H49ZM86 254V255H85ZM153 254H155V255H153ZM180 254H181V256H180ZM194 254V255H193ZM201 254H203V257H201L202 255ZM207 255V257H206V255ZM209 254V255H208ZM220 254V255H221ZM229 254H231V255H229ZM235 254H237V257L239 258V260H237V262H236V259H238V258H233V256H235L236 257V255ZM3 255V256H2ZM44 255H45V257L46 258H43L44 257ZM57 257H56V256ZM80 255V256H79ZM97 255H98V258H97ZM118 257H117V256ZM124 255H126V256H124ZM127 255H131L132 256V259L135 261H133L132 259H131V256L129 257V258H125V257H127ZM168 255H170L171 257H169ZM177 255V256H176ZM183 255V256H182ZM187 255H189L188 257H187ZM201 255V256H200ZM205 255V256H204ZM233 255V256H232ZM14 256V257H13ZM15 256H17V257H15ZM26 256H28V257H25ZM41 257V259L39 258V257ZM43 256V257H42ZM51 256H53V257H51ZM62 256L64 257V261H62L63 260V258H62ZM94 257V260H92L93 258H91V257ZM172 256H173V259L171 260L170 258H172ZM176 256V258H174ZM197 256V257H196ZM226 256V257H225ZM229 256H230V258H229ZM232 256V257H231ZM37 257V258H36ZM50 257V258H49ZM56 257V258H55ZM66 257V258H65ZM117 257V258H116ZM166 258V260H165V258ZM171 260H169L168 258ZM182 257H184V258H182ZM187 257V258H186ZM206 257V258H205ZM209 257H216L217 259L215 260H213V259H208ZM257 257V258H256ZM19 258H21V259H19ZM58 258H60L59 260H58ZM90 258V259H89ZM177 258H179V259H177ZM181 258V259H180ZM193 258V259H192ZM228 258V259H227ZM259 258H261L260 260H259ZM32 259H33V261H32ZM40 259V260H39ZM48 259V260H47ZM56 259V260H55ZM79 259V260H78ZM83 259V260H82ZM86 259H87V261H86ZM102 261H100V260ZM125 261H124V260ZM126 259L127 260H129L130 259V261H126ZM146 259H148V260H146ZM149 259H151V261L149 260ZM162 259H164V260H162ZM176 261H175V260ZM195 259V260H194ZM204 259V260H203ZM208 259V260H207ZM231 259V260H230ZM234 259V261H232ZM251 259H254L253 261L251 260ZM23 260V261H22ZM95 260H98V261H96L95 262ZM105 260V261H104ZM115 262H114V261ZM119 260V261H120ZM174 260V261H173ZM182 260V261H181ZM191 260H193V262H190ZM210 260V261H209ZM213 260V261H212ZM250 260V261H249ZM256 260H257V262H256ZM263 260V259H262ZM45 261V262H44ZM53 261H55V262H53ZM71 261H73V262H71ZM146 261L147 262H149V263H146ZM169 261H170V263H169ZM202 261H200L201 262V264L203 263ZM211 261H212V263H211ZM259 261V262H258ZM52 262V263H51ZM83 262V263H82ZM108 262V263H109ZM173 262V263H172ZM178 262V263H177ZM225 262V263H224ZM229 262H231V263H229ZM254 262V263H253ZM187 263V264H188ZM199 263V261L197 260V264ZM203 263V264H204ZM116 264V263H115ZM186 264V263H185ZM200 264V263H199ZM214 264H219V262H215ZM263 264H264V261H263Z\"/></svg>",
	"mask_w": 264,
	"mask_h": 264
},
{
	"label": "bare ground",
	"instance_id": "bare-ground-1",
	"mask_svg": "<svg viewBox=\"0 0 264 264\" xmlns=\"http://www.w3.org/2000/svg\"><path fill=\"white\" fill-rule=\"evenodd\" d=\"M18 1V0H17ZM40 1V0H39ZM52 1V0H51ZM51 1H47V4L49 3V2H51ZM58 2H60L59 0H57ZM63 1V0H62ZM61 1V2H62ZM73 1H75V0H73ZM80 1V0H79ZM84 2L85 1H87V0H83ZM90 1V0H89ZM92 1H95V0H92ZM106 1H108V0H106ZM122 1H124V0H122ZM130 1V0H129ZM128 1V4L130 3ZM135 1H137V0H135ZM142 1V0H141ZM147 1V0H146ZM185 1V0H184ZM206 1V0H205ZM208 1V0H207ZM212 1V0H211ZM217 1H220V0H217ZM235 1V0H234ZM244 1H246V0H244ZM257 1V0H256ZM22 2V1H21ZM26 2V1H25ZM29 2V1H28ZM43 6L45 7V0H43ZM55 2V1H54ZM82 1H80V3H81ZM109 2V1H108ZM114 0H113V2H112V5H111V7L113 6V7H115L113 4H114ZM120 2V1H119ZM125 2V1H124ZM132 2V1H131ZM163 2V1H162ZM177 3H178V1H176ZM248 2V1H247ZM24 3V2H23ZM36 3V2H35ZM52 3V2H51ZM63 3V2H62ZM65 4H66V2H64ZM63 3V4H64ZM71 3H72V1H71ZM100 3V2H99ZM101 3H103V2H101ZM107 3V2H106ZM105 3V4H106ZM110 3V2H109ZM141 3H143V2H141ZM147 3V2H146ZM145 3V4H146ZM165 2H163V4H164ZM168 3V2H167ZM217 3V2H216ZM220 3H222V2H220ZM257 3H258V1H257ZM18 4V3H17ZM27 4V3H26ZM31 4V3H30ZM46 4V5H47ZM50 4V3H49ZM55 4H57V3H55ZM64 4V5H65ZM82 4V3H81ZM105 4H104V6H105ZM115 4H118V3H115ZM140 3L139 2H137V5L140 7V5H139ZM150 4V3H149ZM156 4H158V3H156ZM185 4V3H184ZM234 4V3H233ZM246 4H248L249 5V3H246ZM246 4H244V5H246ZM24 5V4H23ZM28 5H29V3H28ZM35 5V4H34ZM37 5V4H36ZM35 5V6H36ZM53 6H54V4H52ZM75 5L76 6H79L80 4H78L77 5V2L75 1ZM93 5H95L94 3H93ZM92 5V6H93ZM133 5H136L135 3L133 4ZM132 5V6H133ZM148 5V4H147ZM168 6H169V4H167ZM174 5H176V3L174 4ZM216 5V4H215ZM222 5V4H221ZM243 5V6H244ZM250 5H251V3H250ZM253 5H255V3L253 4ZM252 5V6H253ZM34 6V7H35ZM39 5H37L36 6V8L38 7ZM51 5H49V7H50ZM62 6V5H61ZM67 5H65V7H66ZM71 6H72V4H71ZM82 6V9L83 10H85L84 9V7L83 6H86V4L85 5H81ZM91 6V5H90ZM89 6V7H90ZM92 6H91V8H92ZM97 6V5H96ZM107 6V5H106ZM117 6L119 7V8H117ZM121 6H123V5H121ZM121 6L118 4V5H116V7L114 8L115 10H117V11H119L118 9H120L121 8ZM131 6V5H130ZM142 6V5H141ZM178 6H180V5H178ZM177 6V7H178ZM210 6H212V5H210ZM217 6H218V4H217ZM220 6V5H219ZM262 6V5H261ZM2 7V6H1ZM8 7V6H7ZM6 7V8H7ZM22 7V6H21ZM24 7V6H23ZM22 7V8H23ZM39 7H41V6H39ZM38 7V8H39ZM56 6H54V8H55ZM59 7V6H58ZM99 7V6H98ZM112 7V8H113ZM126 7H128L127 5L124 7V8H126ZM134 7V6H133ZM138 7V8H139ZM156 7H157V5H156ZM155 7V8H156ZM223 7V6H222ZM225 7V6H224ZM234 7H235V5H234ZM233 7V8H234ZM237 7V6H236ZM6 8H4V9H6ZM22 8H20L21 9V11H22V13L24 12V10H22ZM42 8V7H41ZM50 8H53V7H50ZM60 8V7H59ZM72 8V7H71ZM75 8V7H74ZM86 8V13L85 14H87L88 13V9H87V7H85ZM105 8V7H104ZM137 8V9H138ZM175 8V7H174ZM208 8V7H207ZM210 8V7H209ZM213 7H211V9H212ZM232 8V9H233ZM10 8H8V10H9ZM23 9H25V7L23 8ZM40 9V8H39ZM38 9V10H39ZM44 9V8H43ZM56 10H57V13H56V15L59 13V11H58V9H57V7L55 8ZM62 9V8H61ZM67 9V7L65 8V9H63V11L65 10L66 12L68 11V9ZM80 9V8H79ZM100 8H98L97 10H99ZM102 9V8H101ZM107 9H108V7H107ZM106 9V10H107ZM129 9V8H128ZM140 9V8H139ZM138 9V10H139ZM145 9H147L146 7H145ZM144 9V10H145ZM188 9V8H187ZM210 9V10H211ZM245 9H246V7H245ZM247 9L249 10V7H247ZM7 10V11H8ZM44 10H46V7H45V9ZM43 10V11H44ZM47 10H48V12H49V8H47ZM53 9H51V11H52ZM69 10H71V9H69ZM141 11H142V13L143 12H145V11H143L142 9H140ZM185 10H186V8H185ZM195 10V9H194ZM202 10V9H201ZM222 10V9H221ZM239 10V9H238ZM255 10V9H254ZM259 10H261V9H259ZM19 11V10H18ZM42 11V9L40 10V12ZM50 11V12H51ZM62 11V10H61ZM60 11V12H61ZM63 11H62V13H63ZM64 11V12H65ZM76 11H78V8L76 7ZM103 11V10H102ZM122 11V10H121ZM132 11H134L133 9H132ZM137 11V10H136ZM132 12V14H134V13H137V12ZM156 11V10H155ZM181 11V10H180ZM192 11V10H191ZM198 11V10H197ZM232 11V10H231ZM240 11V10H239ZM250 11V10H249ZM257 11V10H256ZM49 12V13H50ZM52 12H54V11H52ZM65 12V13H66ZM70 12V11H69ZM73 12H74V9H73ZM73 12H71V13H73ZM79 12V11H78ZM96 12V11H95ZM94 12V13H95ZM111 12V11H110ZM113 12V11H112ZM115 12V11H114ZM161 11H159V13H160ZM184 12H186V11H184ZM225 12V11H224ZM235 12V11H234ZM255 12V11H254ZM1 13V15H3L2 14V12H0ZM4 13V12H3ZM68 13V12H67ZM84 13V12H83ZM100 13V12H99ZM158 13V14H159ZM243 13V15H244V13L245 12H242ZM248 13V12H247ZM7 14V13H6ZM5 14V15H6ZM10 14V13H9ZM107 14H110L109 12L107 13ZM120 14V13H119ZM131 13H129V15H130ZM131 14V15H132ZM140 14H141V12H140ZM139 14V15H140ZM144 14V13H143ZM143 14H141L140 15V18H135L134 17V19L133 18H130V17H127L126 15L124 16V17H127V18H125L124 20H125V25L123 26V28H124V30H127V32H125V33H122V35H119L118 34V32L116 33V31H114V32H112V37H111V43H112V45H113V47L111 48L112 50H114V52L115 51H117V52H119L118 53V55H121V56H123L124 58L122 59L121 58V56L120 57H118L119 58V61L117 60V59H115V57H117V56H115L114 57V55L113 56H110L109 57V62L111 61V57H114V59L115 60H117L118 61V63H120V66L118 67V70H117V67L116 66H118L119 64L118 63H116L117 61H113L112 60V62H114V64L113 65H111L109 62H107L105 59H107L108 57H103V58H105V59H97L96 57H97V55H96V59L95 58H93V59H90V60H92L91 61V63L89 62V61H87V54H88V50H89V52H91L90 51V48L88 47L87 48V46H86V48L85 47H82V48H84L83 49V51L86 49V52L87 53H82L83 55H84V58H86V59H84L83 58V55L80 57V55H81V48H79L78 46H76V45H79L80 43L78 42V41H80V40H76V45H75V48L73 47V51H71V53L73 52L74 53V51L75 50H77L76 52H75V54L78 52V54H80L79 55V57L81 58H79L78 57V59H79V63L82 65V63L84 64V65H82V66H85V67H81V65H79L78 63V70L80 69V67L82 68L81 69V71L84 69V68H87L88 70H89V68H90V71H88L90 74H88V75H91V72L94 74V77L96 76V77H100V80L98 81V80H96V77H95V82H102L103 83V85H104V88H106L105 87V84H107V82L105 81V80H107V79H105L104 77H106V78H108V77H110V78H113L114 79V81L116 82V78L118 77V78H120L119 79V81H121V82H119L118 80V82L117 83H111V85L112 84H116L119 88H118V90H117V88H116V90L117 91H119L116 95H117V97H118V102H116L117 101V99H116V97L114 98L113 96V99H112V97H111V93H106V91H105V89H102V85H100V83H98L97 82V84H98V88H96L95 86H94V84H96L94 81V84L92 83V85H91V83L89 84V80L86 78V80H87V82H85V81H83L85 78H83V80H82V78H81V81H83V84L85 85V84H87V85H85V86H87L88 88L90 87V86H94V87H92V88H94V89H92V91L94 90L95 91V89H97V90H99V91H95V92H98V93H94L95 95L94 96H97V94H99L97 97H100L101 98V96H102V94H105L104 96H102V98H104V101H106L107 100V102H104L103 101V99H102V101L104 102H102L100 99H98L97 97H95L93 100H97L98 99V102H100L101 104H102V106L103 107H101L102 109H101V111L103 112V114L101 113V115H100V113H99V115L100 116H98V113L97 112H95L93 109L91 110V113H92V111H93V113L92 114H97V117H94V118H92L93 116H95V115H92L91 113H90V118L88 117V116H86V117H88L87 119L85 118V117H83V116H81L82 114H80V116L81 117H83V118H85V119H83L84 121H80V120H78V119H81V117L78 115V113H76V111L78 112V110H77V106H75V104L74 103H71V100H73L75 97L73 96V94H72V92L69 94L68 93V96H69V98H71V96H72V99H70L69 101V103H71V107H69L68 108V106H70L69 105V103L67 104V106L65 107V101H67V98H65V100H64V103H59L60 104V106L58 107L57 105H58V103H56L55 101H53L54 103V106H53V104H52V106H53V108H51L52 106H51V103H50V105L49 106H51L49 109H51L50 111H51V113L49 112V109H48V112H49V114H47V115H49L48 116V118H52L53 117V115H56V113L58 112V121L59 122H57V120H56V124L57 123H60L61 124V126H59L58 128L57 127H55L54 128V131L55 132H53V140L56 138V136H57V138L55 139V140H57V139H59V144H61L60 146H62V147H64V148H66L68 145H74V147L76 146L75 144H77L76 143V141H80V142H82V140H84V141H86V140H88L89 141V145H91L92 143H95L96 144V141L93 139V136L94 135H96L94 138H96V140H98L97 141V143L100 145V142L102 141V139H103V141L105 140V143H109V141H106V138L105 137H107V134L105 133L104 134V132L105 131H107V133L110 131V130H112L111 132H114V128H116V127H114V125H115V123H120L119 125H118V127H117V129H118V131L117 132H119V134H121L122 135V133H124L123 134V137H119V139H115V138H118V137H115V136H119V134L118 133H116V132H114V133H116V134H112L111 132H109L110 134H112V138H113V136L115 137V138H113V139H115V140H117L118 142L120 141V138H122V141H120V144L118 143V145H124L123 147H122V149L120 148V147H118V145L116 146L115 144H117V143H114V141H111L112 143H114V145L115 146H113L112 145V147H111V143H109L110 144V149L111 150H109V144L107 145V144H105V145H107V147H105V149H103V152H104V150H106V148H107V150H106V153L109 155V156H111V157H107V156H105L104 158L108 161L107 163H109V161H115V160H118V158H116V156L118 155V157L120 156V158H119V163H118V161H117V169L116 168H114L113 167V165H114V161H113V164H112V162H110L109 164H107V165H109L110 166V164H112L111 165V167L109 168V169H112L111 170V172L113 171V172H115L113 175H114V177H113V175H108L107 177H109L110 179L113 177V180L116 182H114L113 183V186H112V188L113 187H115V189L117 190V188L118 189H124L123 190V192H122V190L120 191H118L117 190V195L119 196L120 194H121V197H122V199L124 200L125 199V202L123 201V200H121V199H119L120 201L118 202V197H117V202H118V204H120V202L121 201H123L124 202V204L123 205H125V203L127 204V207H126V205L125 206H123L122 204H120V207L121 206H123L124 208H127V210H129V209H132V210H134V212L135 211H137V209L138 208H140L139 209V212L137 213V214H139V213H141V214H139V215H132L131 214V212L130 211H128V213H130V214H128L127 212H126V216H128L127 218H128V220L129 219H131L132 218V223H131V227L128 225V227L129 228H137V229H141V228H146V224L149 222L150 223V221L151 222H154L155 223V221L157 220L156 218H155V215L157 216V214L159 213V211H158V213L157 214H153L154 213V211H153V209H152V207L154 208V205H153V200L152 199H155L154 201H156L157 200V198L158 199H160L161 197H159V196H161V194H159V193H157L156 192V196H155V186H157V187H159V186H161V183H159L158 182V184H159V186H158V184L157 185H155V186H152V184L151 183H154L153 181V179H151L152 178V176L153 177H155V178H160V180L161 181H164L165 182V180L166 179H168V178H166L165 179V177L167 176L166 174H163L164 172H165V170L163 171V175H165V177L163 178V177H160L161 176V173H160V175H153L154 173H155V169H160L159 168V166H156V167H158V168H156L155 167V169L153 168V164H160L161 165V163H162V165H164L167 161L168 162H170L171 161V163H172V160L175 158H173V156L172 155H174L175 154V152L177 151V153L176 154H178V152H181L182 151V149H183V153H181V155L183 154L184 156H182V157H185L184 159L183 158H181V161L180 162H182V163H180L179 161H177V162H179V165H184V163H185V165L187 166V167H189V171H187V169H184L185 168V165L184 166H180L181 167V169L180 168H178V166H176L175 167V169L173 168V166L174 165H172L171 167L176 171V168H177V171L180 169V170H182V168H183V170L185 171H182L181 172V174L182 173H186V175L188 174L189 175V173H190V175H189V177H188V175H187V177L189 178L188 180H191V182H192V184L195 182V184H196V180H197V183H199V185L197 184V186H198V188H199V186L201 187V185L202 186H204V189L202 190V187H201V189H198V188H195V187H197L196 185H190L189 183H191V182H189V183H186V184H189V186L188 187H192V188H190V193H191V189H196V192H195V194L197 193V192H199L198 190H201L199 193H200V195H199V193L197 194L198 195V197L200 196L201 197V199H200V201L202 200V199H204V198H202V197H205L206 196V194L204 195V193H203V191L205 190L206 191V193H211V197L214 199V206H215V208L216 207H218V209L216 208V210H218V212H220V214L221 213H225V214H227L226 216H229L228 217V219L229 220H231V218H232V220L231 221H234V223H236L237 224V226L240 228L239 229V231H241L242 230V233L244 232H246V234H248L247 236L248 237H250V239H251V243H253L255 246H254V248L255 247H257V248H259L261 251H263L262 249L264 248V162L262 163L261 161H263L262 159L264 158L263 156L264 155H262V158H261V155L259 156L258 154L260 153V151L262 150H258V148H256V149H253L254 147H260L261 146V143L263 142V138L261 139V138H258L259 137V135H261V133H262V130L264 131V126H263V128L262 127H260L259 126V128L261 129V132H260V134H259V132H256V130H254L253 128H252V130H251V126L249 127L250 129H249V131H248V127H246V126H244L243 127V125H241L242 126V129H239L240 128V124L237 126L236 125V123H243V124H245V123H251V125H252V121L249 119V117H247L246 115V113H247V111H248V113H251L250 112V110L252 109V106L255 104L256 105V107H258V109H260L259 111H260V113L258 114V116H259V119H260V121H261V123H264V100H262V103L260 102L261 101V99L259 98V96L257 95V93H259L260 94V92H258L259 90L258 89H262L263 88V86H262V88H259V86H258V88H256L257 89V91H255L254 90V92H256L255 94L253 93V97H255L254 98V100H255V102L253 103V102H250V100L248 101L249 103H253V105L251 106V109L250 110H247V111H245L246 113V115H244V114H241L240 113V111L239 110H237V109H234L233 107H231L230 105H228L229 104V99H228V103H226V101L224 102L223 100V104H221V102L220 101H218V103H219V105L217 106V104H215V102H216V100L215 99H217V96H218V94L216 93V95L217 96H215V98H214V96L212 95V94H210L209 92V96H213V99H214V101H213V99H212V101H213V103H212V101H211V103L212 104H210V101H206V99H210V97L208 98H206L205 99V97H203L204 99H205V101L203 100V102H204V104L203 103H200L199 101H201L202 102V100L200 99V100H198L199 99V97H198V95H201L200 93L198 94L197 93V91H196V89L194 90L195 92H192V93H190V92H187L188 91V89H189V87H188V89H184V88H186L185 87V85H184V88H183V86H182V84H183V82H179V81H177L178 83H174V79H173V76L172 75H174V77L176 76V75H178V73L176 74V72H175V74H174V72L172 71V75H170V73L169 72H171L170 71V68H167V69H165V71L164 70H162V68H160L159 67V65H158V61H156L157 59H159V58H155L154 56H153V53H151V51L152 50H154V49H152V46H151V48H147V46H149L148 44H150V43H147V38L149 37H147V33L145 34V30H147V28H144V27H148V26H146L145 24V22H147V21H145V20H143L144 19V17H143ZM148 14V13H147ZM180 14V13H179ZM230 15L232 14V13H229ZM228 14V15H229ZM8 15V14H7ZM39 15H40V13H39ZM54 15H55V12H54ZM65 15V14H64ZM63 14H60L59 13V17H61L62 18V22H63V20H65L66 18L64 17V19H63V17L62 16H64ZM71 15V14H70ZM73 15V14H72ZM72 15H71V17H72ZM75 17H76V19L78 20V17L81 15V17H82V14L80 13V15H78V14H76L75 13ZM88 15V16H87ZM87 15H85L84 17H86V18H82V19H80L79 18V20H80V23H81V20L83 21V22H85V20H83V19H87V17L88 18H90L89 16V14H87ZM95 15V14H94ZM112 15V14H111ZM161 15V14H160ZM186 15V14H185ZM224 15V14H223ZM239 15V14H238ZM9 16V15H8ZM11 16H13V15H11ZM27 16H29V15H27ZM52 16V15H51ZM58 16V15H57ZM78 16V17H77ZM96 16V15H95ZM98 16V15H97ZM101 16V15H100ZM108 16V15H107ZM106 16V17H107ZM113 16H114V14H113ZM135 16H136V14H135ZM141 16L143 17L142 19H141ZM150 16V15H149ZM218 16H219V14H218ZM222 16V15H221ZM247 16V15H246ZM26 17V16H25ZM69 17V14H68V16H67V18ZM70 17V18H71ZM99 17V16H98ZM103 17V16H102ZM106 17H104V18H106ZM138 17V16H137ZM146 17H148L147 15L145 16V18ZM203 17H204V15H203ZM231 17H234L233 16V14L231 15ZM238 17V16H237ZM244 16H242V18H243ZM3 18V17H2ZM1 18V19H2ZM7 18V17H6ZM10 18V17H9ZM17 18V17H16ZM22 18H23V16H22ZM30 18V17H29ZM53 18V17H52ZM60 18V19H61ZM70 18H68V19H70ZM72 18H74V16L72 17ZM71 18V19H72ZM95 18V17H94ZM122 18V17H121ZM120 18V19H121ZM151 18H152V15H151ZM177 18V17H176ZM197 18V17H196ZM200 18H202V17H200ZM205 18V17H204ZM229 18V17H228ZM239 18H240V16H239ZM259 18H261V17H259ZM28 19V18H27ZM42 19V18H41ZM44 19H46V18H44ZM43 19V20H44ZM57 19V18H56ZM76 19H74V21L76 20ZM91 19V18H90ZM101 19H103V18H101ZM100 19V20H101ZM107 19V18H106ZM137 19H139V20H137ZM141 19V20H140ZM147 19V18H146ZM148 19H150L149 17H148ZM232 19V18H231ZM244 19V18H243ZM245 19H247V18H245ZM244 19V20H245ZM263 19H264V17H263ZM10 20H11V18H10ZM19 20H21V18L19 19ZM29 20V19H28ZM52 20V19H51ZM78 20V21H79ZM96 20H97V18H96ZM98 20H99V18H98ZM97 20V22L96 21H93V24L95 25V24H97L99 21ZM114 20V19H113ZM157 20V19H156ZM155 20V21H156ZM235 20V19H234ZM240 20V19H239ZM12 21V20H11ZM22 21H23V19H22ZM31 21V20H30ZM42 21V20H41ZM44 21H46V20H44ZM70 21V20H69ZM87 21H88V19H87ZM87 21H86V23H87ZM115 21V20H114ZM120 21H123V18L120 20ZM145 21V22H144ZM151 21V20H150ZM150 21H149V23H150ZM179 21V20H178ZM197 21H199V18L197 19ZM208 21V20H207ZM218 21V20H217ZM238 21V20H237ZM263 21V20H262ZM2 22H4V21H2ZM1 22V23H2ZM7 22V24H8V21H6ZM17 22V21H16ZM15 22V23H16ZM49 22H51V21H49ZM53 22H55L54 20L52 21V23ZM68 22V21H67ZM72 22H73V20H72ZM82 22V24H85V23H83ZM90 22V21H89ZM102 22H105V21H103L102 20ZM102 22H101V26H102ZM180 22V21H179ZM184 22V21H183ZM224 22V21H223ZM10 23V22H9ZM13 23V22H12ZM26 23V22H25ZM44 23V22H43ZM48 23V22H47ZM56 23L58 24L59 22H57L56 21ZM65 23V22H64ZM63 23V24H64ZM79 23V22H78ZM100 23V22H99ZM113 23V22H112ZM115 23V22H114ZM114 23H113V25L112 26H114ZM142 23H145L144 25V27L142 26L143 24ZM163 23V22H162ZM186 23V22H185ZM199 23V22H198ZM205 23V22H204ZM208 23V22H207ZM243 22H242V20H241V23H240V25L242 24ZM264 22H262V24H263ZM11 24V23H10ZM56 24V25H57ZM59 24H61V23H59ZM67 24V23H66ZM71 24V23H70ZM91 24H92V21H91ZM105 25H110V24H106V22L104 23ZM116 24V23H115ZM122 24V23H121ZM124 24V23H123ZM153 24H155L154 22H153ZM202 24V23H201ZM212 23H210V25H211ZM214 24V23H213ZM237 24H239V23H237ZM243 24H245V22L243 23ZM250 24V23H249ZM252 24V23H251ZM250 24V25H251ZM90 25V24H89ZM98 25V24H97ZM97 25H95L96 27H97ZM104 25V26H105ZM152 25V23H150V25H149V27ZM197 25V24H196ZM247 25V24H246ZM8 26V25H7ZM32 26H34V25H32L31 24V27ZM44 26V25H43ZM58 26V25H57ZM69 26H71V25H69ZM79 26H80V24H79ZM93 26V25H92ZM94 26V27H95ZM119 26V25H118ZM153 26V25H152ZM156 26V25H155ZM172 26V25H171ZM178 26H179V24H178ZM198 26V25H197ZM200 26V25H199ZM198 26V27H199ZM204 26H206V25H204ZM203 26V27H204ZM215 26H216V24H215ZM224 26V25H223ZM234 26V25H233ZM6 27V26H5ZM9 27V26H8ZM14 27H15V24H14ZM29 27V26H28ZM27 27V28H28ZM52 27V30L50 29ZM83 27V26H82ZM82 27H80V29L82 28ZM168 27V26H167ZM209 27V26H208ZM207 27V28H208ZM211 27V26H210ZM221 27V26H220ZM235 27V26H234ZM233 27V28H234ZM237 27V26H236ZM251 27V26H250ZM33 28V27H32ZM45 28V27H44ZM47 28V27H46ZM55 28V27H54ZM53 28V26L51 25V26H49V30L50 31H48L49 33L51 32V35H55L54 37H56L57 35H59V36H61V32H63V31H61L60 33H59V30L60 29H62V27H60L59 29H58V32H54L53 30H56V29H54ZM67 28V27H66ZM90 28V27H89ZM108 28H111V27H108ZM153 27H150V29H152ZM180 28V27H179ZM201 28V27H200ZM219 28V27H218ZM5 29V28H4ZM18 29V28H17ZM85 29V28H84ZM88 29V28H87ZM92 29V28H91ZM117 29V28H116ZM149 29V28H148ZM149 29V31H151ZM168 29V28H167ZM171 29H173L172 27H171ZM178 29V28H177ZM198 29V28H197ZM238 29V28H237ZM253 29V28H252ZM25 30H26V28H25ZM30 30H32V29H30ZM40 30V29H39ZM76 30V29H75ZM78 30V29H77ZM86 30V29H85ZM93 30H94V28H93ZM153 30V29H152ZM155 30H156V27H155ZM161 30V29H160ZM215 30V29H214ZM13 31V30H12ZM33 31V30H32ZM44 31V30H43ZM42 31V32H43ZM82 32H85V31H83V29L81 30ZM199 31V30H198ZM200 31H201V29H200ZM252 31V30H251ZM30 32V31H29ZM29 32H28V34H29ZM41 32V31H40ZM52 32H54V33H56V34H54V33H52ZM70 32H72L71 31V29H70ZM78 32V31H77ZM80 32V31H79ZM94 32V31H93ZM148 32V31H147ZM168 32H170V30L168 31ZM185 32V31H184ZM256 32V31H255ZM264 32V31H263ZM17 33V32H16ZM16 33L14 34V32H13V34L14 35H16ZM33 33V32H32ZM58 33V34H57ZM69 33V32H68ZM95 33V32H94ZM109 33V32H108ZM152 33V32H151ZM160 33V32H159ZM164 33V32H163ZM167 33V32H166ZM195 33V32H194ZM198 33H200V32H198ZM25 34H26V32H25ZM35 33H33V34H31L32 36L34 35ZM37 34H39V33H37ZM63 34H64V32H63ZM62 34V35H63ZM74 34H76V35H78L77 33H74ZM102 34V33H101ZM150 34V33H149ZM158 34V33H157ZM156 34V35H157ZM208 34H209V32H208ZM30 35V34H29ZM30 35V36H31ZM48 35V34H47ZM73 35V34H72ZM76 35H73V36H76ZM82 35V34H81ZM80 34H79V37L81 36ZM83 35H85V37H87V38H83V40H82V37H80L81 38V42L83 41V43H84V39L87 41V39H90L91 38V36H93V34H91V36L89 35V33L87 34L86 32L85 33H83ZM87 35H89V36H87ZM153 35H154V33H153ZM160 35V34H159ZM165 35V34H164ZM171 35V34H170ZM169 35V36H170ZM200 35V34H199ZM263 35H264V33H263ZM4 35L2 34V37H3ZM17 36V35H16ZM24 36H26L27 37V35H24ZM30 36H28V37H30ZM49 37H50V34L48 35ZM109 36V35H108ZM155 36V35H154ZM153 36V38H155ZM192 36H193V34H192ZM5 37V36H4ZM27 37V38H28ZM36 37V35H34V38ZM39 37V36H38ZM41 37V38H40ZM38 39L39 40H41L42 39V36H40ZM58 37V36H57ZM56 37V38H57ZM77 37V36H76ZM96 37V36H95ZM99 37H100V35H99ZM98 37V38H99ZM103 37H104V35H103ZM171 37V36H170ZM253 37V36H252ZM256 37H258V35L256 36ZM8 38V37H7ZM18 38V37H17ZM27 38H25L24 40L26 41L25 43L27 44V43H30L29 41H31V43H39V42H36V39H33V37H31L32 39H33V42H32V40L31 39H29V41L27 42ZM46 38V37H45ZM55 38V39H56ZM59 38H62V37H58V39H57V41L59 40ZM65 38H66V36H65ZM70 38V37H69ZM79 38V39H80ZM93 38V37H92ZM91 38V39H92ZM108 38H110V37H108ZM108 38H104V39H106V41H107V39ZM158 38H160V37H158ZM158 38H156V39H158ZM201 38V37H200ZM9 39L10 38H8L7 40L9 41ZM13 39H15V38H13ZM27 39V40H26ZM78 39V38H77ZM94 39V38H93ZM93 39L92 40H89V44H92V47L94 48V46H101L102 44H103V41H104V39H103V41H93ZM101 39V40H102ZM152 39V38H151ZM155 39V40H156ZM168 39V38H167ZM173 39V38H172ZM175 39V38H174ZM202 39V38H201ZM206 39V38H205ZM225 39V38H224ZM262 39H263V37H262ZM3 39H1V41H2ZM61 40V39H60ZM59 40V41H60ZM62 40H65V39H63L62 38ZM62 40L60 41L61 42V44L63 45V47H67V45L65 44V46H64V44L62 43ZM67 40H69L68 38L66 39V41ZM149 40V39H148ZM154 40V39H153ZM153 40H152V43H153ZM161 40V39H160ZM202 40H204V37H203V39ZM254 40V39H253ZM261 40V39H260ZM17 41V40H16ZM38 41V40H37ZM150 41V40H149ZM156 41H158V42H160L159 40H156ZM164 41V40H163ZM205 41V43L207 42L206 40H204ZM208 41H209V39H208ZM219 41V40H218ZM217 41V42H218ZM240 41V40H239ZM3 43L5 42L4 40L2 41ZM12 42V41H11ZM11 42H8V43H11ZM43 42V41H42ZM54 42H55V40H54ZM60 42H58V43H60ZM108 42V41H107ZM107 42H105L104 44H106L107 46H109L108 44H109V42L107 43ZM203 42V41H202ZM220 42V41H219ZM263 42H264V40H263ZM50 43V42H49ZM70 43V42H69ZM75 43V40L73 41V44ZM79 43V44H78ZM83 43H81L82 44V46H85V45H83ZM156 43V42H155ZM161 43V42H160ZM164 43V42H163ZM170 43V42H169ZM187 43V42H186ZM204 43V44H205ZM256 43V42H255ZM16 44V43H15ZM60 44V45H61ZM73 44L71 45V46H73ZM80 44V45H81ZM154 44V43H153ZM168 44V43H167ZM171 45H172V42L170 43ZM198 44H200V43H198ZM215 44V43H214ZM240 44V43H239ZM250 44H252V43H250ZM4 45V44H3ZM11 45V44H10ZM25 45V44H24ZM31 45V44H30ZM35 45V44H34ZM38 45V44H37ZM42 45H43V43H42ZM47 45H48V42H47ZM47 45H45V46H47ZM52 45V44H51ZM79 45V46H80ZM94 45V46H93ZM200 45H202V44H200ZM226 45V44H225ZM256 45V44H255ZM14 46V45H13ZM36 46V45H35ZM58 46V45H57ZM68 46H69V44H68ZM71 46H69L68 48L71 50ZM191 46V45H190ZM189 46V47H190ZM204 46V45H203ZM224 46V45H223ZM232 46V45H231ZM243 46V45H242ZM264 46V45H263ZM19 47V46H18ZM39 47V46H38ZM40 47H41V45H40ZM50 47V46H49ZM54 47V46H53ZM78 47V48H77ZM81 47V46H80ZM92 47H91V49H92ZM171 47V46H170ZM170 47H168V48H170ZM183 47V46H182ZM211 47V46H210ZM214 47H216V46H214ZM226 47V46H225ZM234 47V46H233ZM6 48H8V47H6V44H5V49ZM9 48H11V47H9ZM8 48V49H9ZM17 48V47H16ZM15 48V50L17 51H15V50H12V51H14V52H12L13 54H14V56L16 55V53L19 55L20 53H22L21 51H23V50H20V48H21V46H20V48H18V49H16ZM24 48V47H23ZM23 48H21V49H23ZM27 48H30L29 47V44H28V47ZM32 48V47H31ZM30 48V49H31ZM48 48V47H47ZM109 48V47H108ZM158 48V47H157ZM157 48H155L156 50H157ZM180 48V47H179ZM187 48V47H186ZM221 48H223V47H221ZM261 48H263V47H261ZM1 49H2V47H1ZM34 49V48H33ZM36 49V48H35ZM41 49V48H40ZM45 49V48H44ZM65 48H63V50H64ZM95 49V48H94ZM97 49V48H96ZM110 49V48H109ZM163 49H165V48H163ZM163 49H162V51H163ZM173 49H175V47H173ZM199 49H203V48H199ZM206 49V48H205ZM211 49V48H210ZM213 49V48H212ZM218 49H220V48H218ZM250 49V48H249ZM93 50V49H92ZM98 50V49H97ZM101 50V49H100ZM111 50V51H112ZM161 50V49H160ZM176 50V49H175ZM177 50H178V48H177ZM264 50V49H263ZM5 51V50H4ZM4 51H0V52H4ZM6 51H8V50H6ZM20 51V52H19ZM31 51V50H30ZM45 51L46 50H44V53H45ZM51 51V50H50ZM49 51V52H50ZM55 51V50H54ZM56 51H58L57 49H56ZM69 51V50H68ZM95 51V50H94ZM93 51V53L91 52V55H94L96 52H98V51H96V52H94ZM108 51V50H107ZM159 51V50H158ZM165 51V50H164ZM172 51V50H171ZM170 51V52H171ZM174 51V50H173ZM182 51H184V50H182ZM207 51V50H206ZM209 51V50H208ZM221 51V50H220ZM241 51V50H240ZM247 51H249L248 50V48H247ZM259 51V50H258ZM262 51V50H261ZM19 52V53H18ZM23 52H27V49L25 50V51H23ZM37 54H38V52H37V50L35 51ZM41 53H42V51H40ZM66 52V51H65ZM65 52H64V54H65ZM70 52V51H69ZM105 52V51H104ZM117 52H115V53H117ZM161 52V51H160ZM167 52V51H166ZM169 52V51H168ZM167 52V53H168ZM185 52V51H184ZM184 52H183V54H184ZM190 52H191V50H190ZM210 52V51H209ZM250 52V51H249ZM2 53H0V54H2ZM34 53V52H33ZM52 53H55V52H53L52 51ZM52 53H49V54H52ZM70 53V56H68L69 58H71V56H74L75 57V54L73 55V53L71 54ZM103 53V52H102ZM155 53H156V51H155ZM158 53V52H157ZM164 53V52H163ZM163 53H162V55H163ZM179 53V52H178ZM186 53V52H185ZM203 53V52H202ZM212 53V52H211ZM260 53V52H259ZM13 54H12V56H13ZM24 54V53H23ZM28 54V53H27ZM30 54H32V52H30ZM61 54H62V52H61ZM69 54V53H68ZM77 54V55H78ZM85 54H86V56H85ZM97 54V53H96ZM98 54H100V52H98ZM172 54V53H171ZM174 54V53H173ZM181 54V53H180ZM180 54H178V55H180ZM252 54V53H251ZM3 55H5V54H3ZM10 55V54H9ZM16 56V58H18V57H20V56ZM26 55V53L24 54V56ZM39 55H40V53H39ZM54 55V54H53ZM66 55V54H65ZM104 55V54H103ZM107 55V54H106ZM155 55V54H154ZM175 55V54H174ZM173 55V56H174ZM202 55V54H201ZM261 55V57H262V54H260ZM264 55V54H263ZM27 56V55H26ZM29 56V55H28ZM34 56V55H33ZM35 56H36V54H35ZM47 58H46V60L48 59V56H52V55H45ZM44 56V57H45ZM55 57H54V59H58V61H59V58H57V56L59 57V54L58 55H54ZM64 56V55H63ZM67 56V55H66ZM101 56H102V54H101ZM108 56V55H107ZM157 56V55H156ZM181 56V55H180ZM189 56H191V54L189 53ZM199 56V55H198ZM209 56V55H208ZM210 56H212V54H210ZM209 56V57H210ZM251 56V55H250ZM4 57V56H3ZM10 57H11V55H10ZM9 57V58H10ZM21 57H22V55H21ZM20 57V59H22ZM39 57V56H38ZM43 57V59H45ZM53 57V56H52ZM52 57H50L51 59H52ZM158 57V56H157ZM161 57H163V56H161ZM164 57H166L165 55H164ZM169 57V56H168ZM171 57L172 56H170V58L169 59H167L168 60V62H170V61H172V59H178L179 57H177V58H173L172 57V59H171ZM218 57V56H217ZM1 58V57H0ZM7 58V57H6ZM25 58V57H24ZM29 58H30V56H29ZM34 58V57H33ZM40 58V57H39ZM41 58H42V56H41ZM50 58L47 60L49 63H50ZM120 58L123 60H121L120 61ZM201 58V57H200ZM14 59H15V57H14ZM19 59V60H20ZM26 59V58H25ZM38 59V58H37ZM77 59V60H78ZM113 59V58H112ZM183 59H185V60H183L186 64H187V62H186V60H187V57L185 58V55H184V58ZM189 59V58H188ZM197 59V58H196ZM202 59V58H201ZM210 59L211 60H209V58H208V60H209V62H211L212 64H217L216 62H218L219 61V58H218V61H216V58H211L210 57ZM212 59H215L213 62H212ZM225 58H223V60H224ZM251 59V58H250ZM263 59H264V57H263ZM11 60H13V59H11ZM11 60H10V63H9V60H7L8 62H3V64H5L4 66L6 67V66H8L9 68H10V70L6 67L4 70H1V72H0V77L3 79V77L5 76V75H7L8 73V75H10V73L13 75V74H15L16 73V71L18 70V73H16V74H19V71L22 69V71H24V72H26V66H23L24 68H21L20 69V67H22L21 66V62L22 61H17L18 63H16L15 62V60H14V62L16 63V64H14L15 66H12L13 64V61H12V63H11ZM18 60V59H17ZM24 60V59H23ZM31 60H32V58H31ZM34 60H36V59H34ZM33 60V61H34ZM94 60V61H93ZM164 60H166L165 58H164ZM170 60V61H169ZM181 60V59H180ZM238 60V59H237ZM26 61H28V59L26 60ZM26 61L24 62L25 63V65H26ZM42 61V60H41ZM45 61V60H44ZM51 61H55V60H51ZM57 61V60H56ZM64 61V60H63ZM68 61V60H67ZM67 61H65L66 62V64H68L67 63ZM70 61V60H69ZM80 61H82V63L80 62ZM84 61V62H83ZM176 61H178V60H176ZM175 61V62H176ZM188 61V63H189V61H190V59L189 60H187ZM197 61V60H196ZM199 61V60H198ZM201 61V60H200ZM207 61V60H206ZM228 61V60H227ZM234 61V60H233ZM232 61V62H233ZM248 61V60H247ZM250 61V60H249ZM21 64H20V63ZM60 62V61H59ZM90 65V64H92V62H93V65L91 66V67H87V63ZM161 62H162V60H161ZM164 62V61H163ZM162 62V63H163ZM167 62V63H168ZM174 62V63H175ZM208 62V63H209ZM222 62V61H221ZM220 62V63H221ZM223 62H225V61H223ZM235 62V61H234ZM255 62V61H254ZM1 63V62H0ZM9 63V64H8ZM40 62H37V64H36V62H35V64L37 65V66H34V64H32V62L31 63H28V64H32V65H30V67L33 69L34 67L38 70V68H39V66L40 67H42L41 65V63L39 64ZM46 63V62H45ZM64 62H62V64H63ZM73 63H74V61H73ZM107 63H109L110 65H107ZM160 63V62H159ZM167 63H166V65H167ZM182 63V60L180 61V63H179V65ZM195 63V62H194ZM206 63V62H205ZM226 63V62H225ZM8 64V65H7ZM51 64H52V62H51ZM65 64V63H64ZM77 64H76V66H77ZM155 64H157L158 66H156ZM185 64V65H186ZM212 64H211V69H213V67H212ZM218 64H219V62H218ZM218 64H217V66H218ZM0 65H2V63L0 64ZM10 65V66H9ZM16 65H17V67L18 66H20V67H16ZM52 65H54V64H52ZM69 65V64H68ZM71 65V64H70ZM88 65V66H89ZM121 65H122V67H123V69L122 70H119V68H121ZM164 65H165V63H164ZM171 64H169L168 66L169 67H171L170 66ZM183 65V64H182ZM184 65V66H185ZM189 65V64H188ZM193 65V64H192ZM220 65V64H219ZM240 65V64H239ZM28 66L29 65H27V68H28ZM58 66V65H57ZM161 66H163L162 64H161ZM222 66V65H221ZM230 66V65H229ZM231 66H233V65H231ZM1 67H3V66H1ZM44 67V68H43ZM42 68L43 69H45V65L43 66ZM51 66H50V64H49V68H50ZM55 67V66H54ZM71 67V66H70ZM93 67H94V70L95 71H93L92 69H93ZM100 69V68H102L103 70H104V72H103V76H102V74L100 75V73H102V72H100V70H102V69H98V68ZM177 67H178V65H177ZM205 67V66H204ZM225 67V66H224ZM30 68V70H32ZM34 68V69H35ZM47 68V67H46ZM66 68H68V67H66ZM71 68H74L73 67V65H72V67ZM70 68V69H71ZM172 68V67H171ZM174 68V67H173ZM182 68V67H181ZM218 68V67H217ZM221 68H223V67H221ZM225 68H227V67H225ZM225 68H223V69H225ZM258 68V67H257ZM3 69V68H2ZM15 69H17L16 71H15ZM54 69V68H53ZM69 69V68H68ZM75 70H76V68H74ZM169 69V70H168ZM191 69V68H190ZM189 69V70H190ZM197 69V68H196ZM215 69V68H214ZM230 69V68H229ZM28 70V69H27ZM40 70H42L41 68H40ZM51 70V69H50ZM49 69L46 71V69L43 71L44 72V76H43V73H38L39 74V76H43L44 78L46 77L45 75H47V77H49V76H51V75H53L52 77H54V72H52V71H50ZM77 70V71H78ZM96 70H99V74L97 73V71ZM102 70V71H103ZM172 70V69H171ZM175 70V69H174ZM183 70V69H182ZM185 70H188V68H185ZM188 70V71H189ZM220 70H222V69H220ZM231 70V69H230ZM263 70V69H262ZM35 70H32V72L31 71H27V74H31V76H34V72ZM47 73H46V72ZM70 71V70H69ZM86 71V70H85ZM181 71V70H180ZM187 71V72H188ZM213 71V70H212ZM211 71V72H212ZM216 71V70H215ZM214 71V72H215ZM222 71H224V70H222ZM228 71V70H227ZM29 72H31V73H29ZM36 72V71H35ZM60 72V71H59ZM80 72V71H79ZM83 72V71H82ZM81 72V74H83ZM186 72V71H185ZM186 72V73H187ZM191 72V71H190ZM192 72H194V70L192 71ZM209 72V71H208ZM226 72V71H225ZM234 72V71H233ZM244 72V71H243ZM242 72V73H243ZM255 72H257L256 70H255ZM58 72L56 71V74H57ZM70 73V72H69ZM76 73V75H77V72H75ZM85 73H87V72H85ZM184 73V70H183V72H182V74ZM185 73V74H186ZM210 73V72H209ZM216 73L219 75H221L222 76V73H224V72H219L218 70L216 71ZM215 73V74H216ZM228 73V72H227ZM254 73V72H253ZM263 73V72H262ZM27 74H26V76L23 74V72L22 73H20V75H18V77H20V76H24V77H29V76H27ZM33 74V75H32ZM40 74H42V75H40ZM59 75H61L60 73H58ZM65 74V73H64ZM66 74H67V72H66ZM65 74V77L67 76ZM181 74V75H182ZM205 74H206V72H205ZM231 74V73H230ZM247 74V73H246ZM257 74H259V73H257ZM256 74V76H258ZM8 75L7 76H5V79L6 80H8V78L9 77H12V75L11 76H9L8 77ZM36 75V74H35ZM63 75V74H62ZM98 75H100V76H98ZM208 75V74H207ZM212 75V74H211ZM217 75V76H218ZM225 75V79L227 78V76L226 75H228V74H224ZM261 75V74H260ZM22 76V79L24 78ZM75 76V75H74ZM73 76V77H74ZM82 76H87V74L86 75H82ZM162 76V77H161ZM172 76V77H171ZM193 76V75H192ZM254 76V75H253ZM262 77H263V75H261ZM7 77V78H6ZM43 77H41V79L43 78ZM57 77V76H56ZM56 77H55V79H56ZM62 77H64V76H61L60 78H62ZM64 77V80L65 79H67V78H65ZM68 77H69V75H68ZM159 77H161L162 79L161 80H159L160 78ZM179 79H180V81H181V77H180V75H178L177 76ZM185 77H187V76H185ZM189 77H190V75H189ZM200 77V76H199ZM207 77V76H206ZM209 77H211V76H209ZM215 77V76H214ZM214 77H212L213 79H214ZM220 77V76H219ZM219 77H217V78H219ZM223 77V76H222ZM230 77V76H229ZM229 77L227 78V80L229 79ZM246 77H248L247 75H246ZM260 77V76H259ZM43 78V79H44ZM103 78V79H102ZM172 78V79H171ZM188 78V77H187ZM201 78V77H200ZM199 78V79H200ZM217 78H215V79H217ZM245 78V77H244ZM252 78V77H251ZM250 78V79H251ZM258 78V77H257ZM261 78V77H260ZM264 78V77H263ZM2 79L0 80V82L2 81ZM5 79H3V80H5ZM12 79V78H11ZM10 78H9V80H11ZM16 79V80H15ZM18 79V80H17ZM20 78H15L14 77V82L11 84V86L9 87V85H8V87L10 88V89H12L13 90V95H16L17 93H18V91H20V95L18 96V94H17V97H19V99H20V97L22 98V99H20V100H18V101H16V102H18V104H19V102H20V104L21 103H23L22 105H24V101H23V99L25 100H27V101H25L26 103H28V104H26V106L27 105H30V106H27L28 108L29 107H31V108H33L34 107V105H36V103L35 104H33L34 102H35V100L37 101V99H39V98H41V97H38L37 98V95L35 96V94H34V96L36 97V98H32V100H34V101H30V95L32 96L33 94H32V92L34 91V90H36L35 88H37V86L34 84V85H31L30 83H31V81H30V78H29V81L30 82H27V80L25 81L24 79L22 80V79H20ZM37 79H38V77H37ZM45 79H49V78H45ZM51 79V78H50ZM54 78H53V80H55ZM69 79V78H68ZM70 79H72V77H70ZM101 79H102V81H101ZM175 79H177V78H175ZM182 79H183V75H182ZM220 79V78H219ZM233 79V78H232ZM232 79H229L230 81L232 80ZM5 80V81H6ZM57 80V79H56ZM77 80V79H76ZM103 80H104V82H106L105 84H104V82H103ZM174 80V81H173ZM178 80V79H177ZM190 80V79H189ZM201 80V79H200ZM208 80V79H207ZM210 80V79H209ZM208 80V81H209ZM223 80V79H222ZM228 80V81H229ZM249 80V79H248ZM255 80V79H254ZM11 81H13V80H11ZM16 81H18V82H16ZM23 82V81H25L24 83H26L27 82V86H28V83H29V86L28 87H30L29 89H28V91H24L22 88V86H21V84H20V82ZM46 81V80H45ZM48 81V80H47ZM51 81H52V79H51ZM107 81H109V80H107ZM183 81H185V80H183ZM205 80H203V82H204ZM207 81V82H208ZM219 80L217 79L216 80V82H218ZM221 81V80H220ZM229 81V82H230ZM3 82V81H2ZM7 82V84H8V82H10V81H6ZM58 82V81H57ZM60 82V81H59ZM64 82V81H63ZM65 82H66V80H65ZM69 82V81H68ZM71 82H72V80H71ZM190 82V81H189ZM188 81H187V79H186V82L185 83H189ZM210 82V81H209ZM208 82V84H211V82L209 83ZM213 82H214V80H213ZM233 82V81H232ZM243 82H245V81H243ZM49 82H47V84H48ZM53 83V82H52ZM234 83V82H233ZM233 83H231L232 85H231V87L232 86H234L235 84H233ZM240 83V82H239ZM248 83V82H247ZM23 84V83H22ZM45 84V83H44ZM53 84H55V83H53ZM67 84V83H66ZM82 84V83H81ZM81 84H79V82H78V85H80L81 86ZM88 84L90 85V86H88ZM119 84V85H118ZM189 84H191L192 85V82L191 83H189ZM189 84H187V85H189ZM193 84H194V82H193ZM206 84V83H205ZM216 84V83H215ZM236 84H238V83H236ZM261 84V83H260ZM2 85V84H1ZM61 85H62V82H61ZM82 86V87H84L85 88V86ZM108 85H110V83H108L107 84V86ZM186 85V86H187ZM190 85V86H191ZM213 85V84H212ZM219 85V84H218ZM227 85V84H226ZM242 85V84H241ZM241 85H239L240 87H241V89H243L242 88V86ZM245 85H246V83H245ZM244 85V88H245V91H246V86ZM254 84H252V85H250V86H248L247 85V87H252ZM21 86V87H20ZM39 86H42V87H40L41 89H42V91L43 90H45L44 88V86H43V84L42 85H39ZM47 86L48 85H46V89H47ZM55 86H58L57 84L55 85ZM71 86H73V85H71ZM74 86H76V87H78L77 85H75L74 84ZM206 86H208V85H206ZM228 86H230V85H228ZM5 87V86H4ZM54 87V86H53ZM52 87V88H53ZM59 87V86H58ZM62 87H63V85H62ZM67 87V88H66ZM75 87V88H76ZM80 88V90H79V92H78V90H77V93H79L80 94V92H83V90H84V88ZM85 88V89H87V90H90V89H88V88ZM108 87H110V86H108ZM114 87V86H113ZM235 87V86H234ZM233 87V88H234ZM6 88V87H5ZM7 89L8 91H10V89ZM17 88H19V89H22V90H17ZM51 88V83H50V87L48 88V89H50ZM69 88H70V86H69V84L67 85V86H65L64 87V89H65V91L67 90V91H69ZM73 88V87H72ZM74 88V89H75ZM100 88V89H99ZM238 87H236V88H234V89H237ZM253 88V87H252ZM251 88V89H252ZM4 89V88H3ZM77 89V88H76ZM75 89V90H76ZM83 89V90H82ZM106 89H111V88H106ZM115 89V88H114ZM120 89V90H119ZM218 89V88H217ZM231 89V88H230ZM239 89V88H238ZM240 89V90H241ZM17 90V91H16ZM51 90H55L56 92H60V90H57V89H55V87H54V89H51ZM50 90V91H51ZM70 90H71V88H70ZM73 90V89H72ZM101 90V91H100ZM102 90H104V91H102ZM113 90V88L111 89V90H107V92L109 91H111L112 93L114 92V91H112ZM190 90V89H189ZM210 91L211 90H213V89H209ZM8 91H6L7 93H9ZM16 91V92H15ZM21 91H22V94H21ZM55 91H53L54 93H56ZM85 91V90H84ZM116 91V92H117ZM217 91H219V90H217ZM216 91V92H217ZM235 91V90H234ZM244 91V94H241V96L240 97H242V95H243V97L245 98V97H247V93L249 92V89H248V91L247 92H245ZM12 92V91H11ZM23 92H25L24 94H23ZM34 92H36V91H34ZM33 92V93H34ZM53 92H51L52 94V97H50L49 99H51V98H53ZM61 92H63L62 91V89H61ZM88 92H90V91H88ZM115 92V93H116ZM199 92V91H198ZM213 92V91H212ZM215 92V91H214ZM213 92V94H215ZM233 92V91H232ZM239 92H241V91H239ZM263 92V89H262V91H261V93ZM3 93V92H2ZM31 93V94H30ZM45 94V95H48L49 94V92L47 91L46 93H45V91H43L42 92V94ZM65 93V92H64ZM194 93H196L197 94V97H195L196 95H194V97H193V95L192 94H194ZM202 93V92H201ZM219 94H220V92H218ZM4 94V93H3ZM10 94V93H9ZM43 94V95H44ZM76 94V93H75ZM74 94V95H75ZM87 94V93H86ZM85 94V95H86ZM226 94V93H225ZM251 94V93H250ZM57 95H59V94H57ZM108 95V96H107ZM204 95V94H203ZM232 95V94H231ZM235 95V94H234ZM236 95H238V94H236ZM235 95V96H236ZM244 95H246V96H244ZM256 95H257V97H256ZM3 96V95H2ZM11 96V95H10ZM107 96V97H106ZM202 96V95H201ZM249 93H248V97L247 98H249ZM29 97V98H28ZM45 97V96H44ZM47 97V96H46ZM45 97V98H46ZM58 97H61V95H59V96H55L54 97V99H56V98H58ZM77 97V96H76ZM111 97V98H110ZM229 97V96H228ZM242 97V98H243ZM253 97H251V100L253 99ZM261 97V96H260ZM4 98V97H3ZM84 98V97H83ZM90 98V97H89ZM197 98V99H196ZM202 98V97H201ZM237 98V97H236ZM244 98L242 99V100H244ZM246 98V99H247ZM2 99V98H1ZM9 99V98H8ZM11 99H13V97L11 98ZM9 100L10 102L12 101V100ZM14 99H16V98H14ZM13 99V101H15ZM79 99H80V97H79ZM81 99H82V96H81ZM106 99V100H105ZM115 99H116V101H115ZM120 99V100H119ZM226 99V98H225ZM234 99V98H233ZM29 100V101H28ZM41 100H43L42 98H41ZM75 100V99H74ZM89 100V99H88ZM96 100H95V103L94 104H89L88 106L90 107V108H95L96 107V105L98 106L99 105V107H100V104H97L98 102H96ZM108 100H110V101H108ZM235 100V99H234ZM248 100V99H247ZM254 100H252V101H254ZM5 101V100H4ZM9 101H8V103H9ZM44 101V100H43ZM42 101V103L44 104V102ZM48 101V100H47ZM62 101V100H61ZM60 101V102H61ZM113 101V102H112ZM198 101V102H197ZM238 101H239V99H238ZM241 101V100H240ZM2 102V101H1ZM16 102H13V105H14V107L15 108H17V106H18V104L16 103ZM33 102V103H32ZM37 102H40L41 103V101H40V99H39V101H37ZM51 102V101H50ZM68 102V101H67ZM73 102V101H72ZM75 102V101H74ZM79 103H81L82 102V100H79L78 101ZM94 102V101H93ZM112 104H111V103ZM116 102V103H115ZM7 103V104H8ZM14 103H16V105L14 104ZM30 103V104H29ZM41 103V104H42ZM89 103H92L90 100H89ZM107 103V104H106ZM108 103H109V105H111L112 107H113V104H114V109H112V108H110V110H109V107H107V105H108ZM256 103H258L259 104V106L256 104ZM19 104V105H20ZM32 104H33V106H32ZM42 104V105H43ZM57 104V105H56ZM221 104V105H220ZM240 104H242V103H240ZM2 105V104H1ZM6 105V104H5ZM5 105H3V106H5ZM8 105H11V103L10 104H8ZM7 105V106H8ZM13 105H11V106H13ZM47 105V104H46ZM62 105V106H61ZM80 105H83V103H81V104H79V108L81 107ZM95 105V106H94ZM108 105V106H109ZM232 105V104H231ZM234 105H235V103H234ZM255 105H254V107H255ZM10 106V109L11 110H16L15 108H13V107H11ZM25 106V105H24ZM239 106V105H238ZM20 107V106H19ZM37 108H39L40 107V105H39V107H38V105L36 106ZM43 107H44V105H43ZM105 107V108H104ZM106 107H107V110L108 111H112V114L110 115V113L109 112H107V110H106ZM235 107V106H234ZM246 107H247V105H246ZM24 108V107H23ZM37 108H35V109H37ZM68 108V109H67ZM81 108H84V106L83 107H81ZM245 108V107H244ZM2 109H3V107H2ZM9 109V108H8ZM21 109V108H20ZM34 109V110H35ZM63 110V115H65V116H62V114H60V116H59V112L61 111V110ZM86 109H88V107H86ZM238 109H239V107H238ZM10 110V112H11V114H12V111ZM18 110V109H17ZM24 110H25V108H24ZM33 110V111H34ZM38 110H40V108L38 109ZM52 110H53V112H52ZM80 110H82V109H80ZM85 109H83V111H84ZM97 110H99V108L98 109H96V111ZM105 110V111H104ZM241 110H242V108H241ZM246 110V109H245ZM256 110H257V108H256ZM1 111V110H0ZM4 111V110H3ZM14 111H13V113H14ZM20 111V110H19ZM42 111V110H41ZM87 111V110H86ZM85 111V112H86ZM90 111V110H89ZM100 111V112H101ZM251 111H253V109L251 110ZM255 111V110H254ZM258 111V110H257ZM15 112H17V111H15ZM36 112H37V110H36ZM56 112V113H55ZM62 112V111H61ZM3 113V112H2ZM22 113H24V111L22 112ZM21 113V114H22ZM31 113V112H30ZM35 113V112H34ZM33 113V114H34ZM55 113V114H54ZM75 113H76V115H75ZM244 113V112H243ZM4 114V113H3ZM26 114H28V113H26ZM37 114V116H38V112L36 113ZM40 114V113H39ZM50 114H52V117H51V115ZM107 116V114H109L110 115V117L109 118H105L104 116L105 115ZM253 114V113H252ZM256 114V113H255ZM255 114H253V115H255ZM5 115V114H4ZM19 115V114H18ZM25 115V114H24ZM88 115H89V113H88ZM92 115V116H91ZM250 115V114H249ZM257 115V114H256ZM13 116H14V114H13ZM12 116V117H13ZM16 116V115H15ZM14 116V117H15ZM26 116V115H25ZM27 116H29V115H27ZM43 116V115H42ZM56 116H54L56 119H57V117ZM64 118V119H66V122H63L64 120L62 119V117ZM77 116H79V117H77ZM5 117H6V115H5ZM39 117V116H38ZM60 117H61V119H62V121L60 120ZM102 117V118H101ZM251 117H253V116H251ZM7 118V117H6ZM35 118V117H34ZM41 117H39V119H40ZM54 118V119H55ZM105 118V119H104ZM112 118V120L109 122V124H107L108 122H105V121H108V119L110 120ZM255 118V117H254ZM16 119V118H15ZM23 119V118H22ZM32 119V118H31ZM30 118H29V120H31ZM81 119V120H82ZM102 119H104V121L102 120ZM259 119H258V122H259ZM33 120V119H32ZM43 120V119H42ZM46 120V119H45ZM49 120V119H48ZM52 120V119H51ZM51 120H49L48 122L49 123H47V122H44V123H46L45 125H48V124H51L50 123V121ZM16 122H18L17 121V119L15 120ZM23 121H25V120H23ZM27 123H29V121H28V118H27ZM25 121V122H26ZM33 121H35V120H33ZM38 121H41V120H38ZM257 121V120H256ZM11 122V121H10ZM31 122V121H30ZM12 123V122H11ZM20 123H21V121H20ZM34 123V122H33ZM36 123H38V122H36ZM35 123V124H36ZM62 123H68V124H74V123H76V125H77V123L79 124V123H84V126L82 125V128L83 127H85L86 128V125H85V123H90V125H91V123H92V125H93V123H100V125L99 126H101L100 127V129L101 128H103V130L105 129V127L107 126V125H109V126H107L106 127V129H105V131L103 132V131H101V130H96L95 131V133L93 134L92 133V128H93V126H95V125H91V133H87L88 131H86V129H85V131H82V132H85V133H81V137H83L84 136V139L83 138H79V140H78V135H79V133L77 134L76 133V127L77 128H79V127H81V125L79 124V127L78 126H76V127H74L75 125H71L72 127H69V129L70 128H72V129H75V130H73L72 131V129H70V132L71 133H75V134H77V136L76 135H74V137H72V135L73 134H71L70 132H69V130L65 127V129H66V131L68 130V135H70V137H72V138H70L68 135L66 136L65 135V133H66V131H65V133H64V135H63V138L65 139V141L68 143V139L69 140H71V139H73V141H75V143L74 142H70V144L68 143H66L65 141H64V139H62V140H60V138H58V137H60V136H58V135H56V134H60L61 135V137H62V133L61 132H59V133H56V132H58V131H61V129H59V128H63L64 127V125H62ZM106 123V124H105ZM113 123V124H112ZM123 123V124H122ZM175 123H184V124H175ZM185 123H187V124H185ZM224 123H231V125L229 124L228 126H231L230 128L229 127H225V126H227V125H223ZM255 123V122H254ZM32 124V123H31ZM34 124V125H35ZM59 124V125H60ZM68 124H67V126H68ZM12 125V124H11ZM54 125V124H53ZM114 127H112V126ZM245 125H248V124H245ZM13 126H15L14 124H13ZM31 126V125H30ZM33 126V125H32ZM38 125H35V127L33 128L34 130H36L35 128L37 127ZM39 126H42V125H39ZM49 126H51L52 127V125H49ZM70 126V125H69ZM89 126V124L87 125V128H89L88 127ZM117 126V125H116ZM235 126H237V128L239 129L238 131H240V132H243L244 133V131L246 130L247 131V133H245V134H247V135H250L251 134V132H252V134L253 133H256V134H253V135H255L256 137V139L255 140H257L258 141V139H261V141L262 142H260V145H258L259 144V142H257L256 143V141L254 142L253 141V139H254V136L251 134V136H253V139H252V137H249V136H243V133L241 134L240 132H238L237 134H236V132H237V128L235 127ZM3 127V126H2ZM17 127V126H16ZM48 127V126H47ZM253 127H255V125H253ZM21 128V127H20ZM30 128V127H29ZM58 129V131H57V129ZM97 128H99L98 126H96V129ZM111 128V129H110ZM121 130H120V129ZM235 128V132H234V129ZM244 128H246L245 130H244ZM255 128H257V127H255ZM14 129V127L12 128V130ZM18 131H21L23 128H21V130H19V128H16ZM39 129L41 130V127H39ZM38 129V130H39ZM43 129V128H42ZM49 129V128H48ZM51 129V128H50ZM52 129H53V127H52ZM80 129V128H79ZM79 129H77V131L79 132V131H81V130H79ZM93 129H95V127L93 128ZM29 130H31L32 131V129L30 128ZM33 130V131H34ZM39 130V131H40ZM46 130H47V128H46ZM89 130V129H88ZM120 130V131H119ZM244 130V131H243ZM11 131V130H10ZM16 131V130H15ZM15 131H13V132H15ZM38 131V132H39ZM45 131V130H44ZM75 131V132H74ZM89 131V132H90ZM99 131V132H98ZM100 131H101V134H102V132H103V134H104V136H103V134H102V136H101V134H100ZM13 132H12V134H13ZM24 132H26L27 133V131L25 130ZM45 132H48V131H45ZM44 132V133H45ZM49 132H52L51 130L49 131ZM94 132V131H93ZM167 132V133H166ZM249 132V133H248ZM3 133V132H2ZM6 133V132H5ZM20 133H22V132H20ZM31 133V132H30ZM29 133V134H30ZM37 133V132H36ZM86 133H87V135H86ZM108 133V134H109ZM240 133V134H239ZM10 134V133H9ZM23 134V133H22ZM21 134V135H22ZM41 134V132L39 133V135ZM85 134V135H84ZM89 134H90V136H89ZM108 135V136H111V135ZM161 134H167L164 138L165 139H162V140H160L158 137L161 135ZM244 134V135H245ZM262 134H264V133H262ZM16 135V134H15ZM14 135V136H15ZM19 133H17V136L16 137H20L21 136ZM24 136H25V134H23ZM45 135H49L48 133L47 134H45ZM83 135V136H82ZM97 135H99L98 137H97ZM106 135V136H105ZM239 135H240V137H239ZM13 136V135H12ZM33 137L35 136V135H32ZM42 136H44V134L42 135ZM41 136V137H42ZM50 136V135H49ZM48 136V137H49ZM54 136H55V138H54ZM64 136H66V137H64ZM86 136V137H85ZM124 136H126V139L127 140H125V138H124ZM18 137V138H19ZM22 137V139H23V141H24V138H27V135H26V137H24L23 138V136H21ZM20 137V138H21ZM28 137H30V135L28 136ZM45 137V136H44ZM69 137V138H68ZM77 137V138H76ZM87 137H89L88 139H87ZM103 137V138H102ZM163 137V136H162ZM242 137V138H241ZM243 137H245L244 139H243ZM12 138H14V137H12ZM19 138V139H20ZM36 138V137H35ZM40 138V137H39ZM43 138V137H42ZM46 138V137H45ZM97 138H101V139H97ZM105 138V139H104ZM123 138H124V140H123ZM248 138V140L247 141H249L250 139H252V140H250L253 144H250V143H248L245 139H247ZM6 139V138H5ZM10 139V138H9ZM30 139V138H29ZM32 139V138H31ZM74 139H77V140H74ZM81 139V140H80ZM110 140L111 139V137L109 138H107V140ZM113 139H111V140H113ZM2 140V139H1ZM34 140H36V139H34ZM50 140V139H49ZM52 140V139H51ZM91 140L93 141L92 143H91ZM99 140H101L100 142H99ZM130 141V143H129V141ZM241 140H244L243 142L241 141ZM3 141L4 140H2L1 142H2V144H5V143H3ZM8 141V140H7ZM22 141V142H23ZM30 142H33V139H32V141L31 140H29ZM47 141H48V139H47ZM67 144H65L64 142ZM72 141V140H71ZM88 141H86L85 142V144H83V142L82 143H80V142H78V143H80V144H77V145H81L82 147L83 146H85L84 148L86 149L87 147H89L90 149H92L93 147H91V146H88L87 144H88ZM128 142V144H123L124 142ZM249 141V142H250ZM260 141V140H259ZM28 142V141H27ZM26 141H25V144L27 143ZM35 142V141H34ZM49 142V141H48ZM62 142V143H61ZM173 143L174 145L175 144H178V142H179V145L180 146H178V145H175L174 147H176L177 148V146H178V148L180 147H182V149H180L179 148V150H176V151H174L175 149H173L172 150V152L174 151V154H172V155H170V150H171V148L173 147H169L168 145H170L169 143ZM9 143V142H8ZM15 143H17L16 141H15ZM52 143V142H51ZM54 143V142H53ZM52 143V144H53ZM87 143V144H86ZM101 143H103V142H101ZM248 143V144H247ZM2 144H1V146H2ZM18 144V143H17ZM16 144V145H17ZM34 144V143H33ZM32 144V145H33ZM58 144V143H57ZM93 145V146H95V148H93L92 149V152L90 151V153H94L93 155L94 156H92V154H89V155H87V156H85L87 153L84 151V153H86L84 156L86 157V159H83L82 157H81V159H83L84 161L85 160H87V163L88 162H90V160L91 161H93V159H94V161H99L100 162V164H104L103 166L105 167V168H107V166H106V160L105 159H103L104 161H100V159L102 160V158H103V156L106 154L105 152V154H103L102 152H101V150H100V148L101 147H98V145L96 144V145ZM168 144V145H167ZM250 144V147L248 146ZM5 145H7V144H5ZM9 145V144H8ZM24 145V144H23ZM22 145V146H23ZM27 145V144H26ZM29 145V144H28ZM30 145H31V143H30ZM50 145V147H51V144H49ZM49 145H47V143H46V146H48L49 147ZM126 145V146H125ZM136 147H135V146ZM172 145V144H171ZM263 145V149H264V143L262 144ZM54 145H52V147H53ZM66 146V147H65ZM97 146V147H96ZM134 146V147H133ZM252 146H254L253 148H252ZM15 147V146H14ZM55 147V146H54ZM80 146H77L76 148H79ZM115 147H117V149H114ZM173 147V148H174ZM260 147V148H261ZM6 148V147H5ZM8 148V150H9V147H7ZM21 148V147H20ZM34 148V147H33ZM32 148V149H33ZM67 148H69V151H71V153H74V151H72V150H70V147H67ZM65 149V150H67L68 151V149ZM73 148V147H72ZM74 149L75 150V153L74 154H71L69 151V154H68V156H66L67 158L68 157H70L71 155H76V156H78V154L81 156V154H83V152L82 151H80L82 148L80 147L79 148V151H80V153H77V149ZM88 148V150H90ZM96 148H98L100 151H99V153H97L98 151V149H96ZM177 148V149H178ZM250 148L252 149V150H250ZM259 148V149H260ZM26 149V148H25ZM96 150L95 152L93 151V150ZM102 149V148H101ZM114 149V150H113ZM36 150V149H35ZM63 150V149H62ZM64 150V151H65ZM83 150V149H82ZM119 150L121 151L120 153H119ZM181 150V151H180ZM6 151V150H5ZM20 150H19V148H18V150H17V153L19 152ZM78 151V152H79ZM155 152V155L157 154H159L158 152L160 151V152H162V151H166V153H167V155H169V157L168 158H170V160H168L167 159V155L165 156V154H164V156L165 157H163V159L165 158V159H167V161H159V162H152L154 159L152 158V156H151V158H150V160L151 159H153L151 162H152V164H151V162H150V164H151V166H149L146 162H145V159L147 158V156H146V154H147V152ZM253 151V152H252ZM24 151H22L21 153L19 152L18 154H17V156L19 155L20 157H21V155L20 154H22ZM26 152H28V151H26ZM55 152V151H54ZM66 152V151H65ZM64 152V153H65ZM100 152H101V154H100ZM157 152V153H156ZM249 152H251V154H252V157H250V155L251 154H249ZM259 152V153H258ZM8 153V152H7ZM15 153V152H14ZM13 153V154H14ZM57 153V152H56ZM77 153V154H76ZM96 153V154H95ZM164 153V152H163ZM257 153V154H256ZM261 153L263 154L264 153V151L262 150L261 151ZM260 153V154H261ZM40 154V153H39ZM67 153H65V155H66ZM71 154V155H70ZM98 154H100V156L98 155ZM103 154V155H102ZM120 154V155H119ZM162 154V153H161ZM175 154V155H176ZM249 154V155H248ZM33 155V154H32ZM37 155V154H36ZM50 155V154H49ZM102 155V156H101ZM116 155V156H115ZM151 155H154V154H151ZM156 155V156H157ZM180 155V154H179ZM178 155V156H179ZM244 155H246L247 157L249 156V158H248V162H246V160H247V157L246 156H244ZM255 155H257V156H255ZM31 156V155H30ZM43 156V155H42ZM76 156H74V157H76ZM80 156H78L79 158H80ZM83 156V157H84ZM89 156V157H88ZM159 156V155H158ZM35 157V156H34ZM53 157V156H52ZM61 157V156H60ZM91 157H93V158H91ZM96 157H99V159L98 158H96ZM109 159H107V158ZM116 159H115V158ZM160 157V156H159ZM162 157V156H161ZM171 157H172V159H171ZM181 156H179V157H177L176 156V158H180ZM257 157V158H256ZM18 158V157H17ZM38 158H39V155H38ZM64 158V157H63ZM78 158V159H79ZM87 158H91V159H87ZM96 158V159H95ZM260 158V159H259ZM1 159V158H0ZM9 159H11V158H9ZM27 159V158H26ZM32 159H33V156H32ZM59 159V158H58ZM66 159V158H65ZM160 159V158H159ZM182 159H183V161H182ZM12 160V159H11ZM24 160V159H23ZM22 160V161H23ZM66 160H70V159H66ZM65 160V161H66ZM144 160V161H143ZM176 160V159H175ZM26 162H27V160H25ZM32 161H34V160H32ZM35 161H37V160H35ZM34 161V162H35ZM40 161V160H39ZM82 161V160H81ZM84 161H82L83 163L82 164H84ZM1 162V161H0ZM8 162V161H7ZM14 162V161H13ZM31 162V161H30ZM71 162V161H70ZM102 162V163H101ZM103 162H105V163H103ZM164 162V163H163ZM177 162H176V164L175 165H177ZM9 163V162H8ZM86 163V162H85ZM92 163H94V164H96L97 165V168H100V167H102V165H98L99 163L98 162H91V164ZM98 163V164H97ZM145 163L149 166V167H151V168H153L154 169V171H153V174H151L152 173V171H150V170H153V169H149V168H147L148 166H146L145 165ZM171 163L169 164V165H171ZM175 163V161L172 163V164H174ZM73 164V163H72ZM80 164V163H79ZM81 164V165H82ZM90 164V163H89ZM90 164V165H91ZM93 164V166L95 167H93L92 165V167L91 168H93V169H90V167H88V164H86V166L90 169V170H93V172H92V174L94 173V171H95V173L97 172V175L99 174L98 173V169L97 170H95L96 169V166ZM40 165V164H39ZM56 165V164H55ZM81 165H78V167L80 168V166ZM161 165V166H162ZM165 165H167V163L165 164ZM168 165V167H170ZM190 165V166H189ZM73 166V165H72ZM108 166V167H109ZM1 167V166H0ZM87 167H84L83 166V168H86L85 170H88L87 169ZM116 167V166H115ZM146 167V168H145ZM164 167H166V166H164ZM45 168V167H44ZM65 168V167H64ZM103 168V167H102ZM102 168H100V169H102ZM171 168V169H172ZM0 169H3V168H0ZM72 169V168H71ZM108 169V168H107ZM148 169V170H147ZM166 169H167V167H166ZM199 169H200V171H199ZM52 170V169H51ZM69 170V169H68ZM79 170H82V169H78V171ZM89 170V171H90ZM104 170V169H103ZM117 170V171H116ZM173 170V171H174ZM46 171V170H45ZM76 171V170H75ZM77 171V173L79 174L80 172H78ZM88 171V172H89ZM101 171V170H100ZM99 171V172H100ZM105 171V170H104ZM109 171V170H108ZM168 171V170H167ZM169 171H172V170H170V168H169ZM168 171V172H169ZM172 171V172H173ZM187 171V172H186ZM202 171V172H201ZM2 172V171H1ZM83 172L84 171H82V173H80V174H83ZM91 172H89V173H91ZM111 172H109V173H111ZM172 172H171V174H172ZM189 172V173H188ZM211 172H212V174H213V176H216L215 174H217V176H220L218 179H217V177H213L212 179H211V177H212V174H211ZM214 172V173H213ZM71 173H73V172H71ZM87 172L85 171V174H86ZM94 173V174H95ZM103 173H105V172H103ZM103 173H102V175H103ZM107 173V172H106ZM138 173V174H137ZM141 173V176L143 177V179H140L141 178V176L139 175ZM157 173V172H156ZM48 174V173H47ZM93 174V175H94ZM173 174H174V172H173ZM176 174V173H175ZM178 174V173H177ZM176 174V175H177ZM64 175V174H63ZM67 175V174H66ZM70 175V174H69ZM75 175V174H74ZM86 175H89L88 173L86 174ZM100 175H101V173H100ZM105 175H107V174H104V176ZM137 175H139L140 176V178H139V176H137ZM144 175V176H143ZM223 175H227V179H223V178H221V177H223ZM82 176H84V175H82ZM95 177H96V175H94ZM103 176V177H104ZM112 176V177H111ZM135 176H137L136 177V179H135ZM149 178H148V177ZM151 176V177H150ZM170 176V175H169ZM173 176V175H172ZM178 176V175H177ZM209 176H211V177H209ZM1 177V176H0ZM13 177V176H12ZM85 177V176H84ZM87 177H90V176H87ZM91 177H92V175H91ZM94 177V178H95ZM99 177V176H98ZM106 177V178H107ZM206 177H207V180H209V182L208 181H206ZM226 177V176H225ZM5 178V177H4ZM3 178V179H4ZM139 178V180H137ZM144 178L146 179L145 181H144ZM154 178V179H155ZM163 180H162V179ZM172 178V177H171ZM170 177H169V180H168V182L170 181V179H171ZM175 178V177H174ZM174 178H172V180L174 179ZM177 178V177H176ZM203 178H205V181L204 182H206L207 183V186L205 187V183H202L203 181L201 180V179H203ZM209 178V179H208ZM91 179H93V177L91 178ZM104 179V178H103ZM109 179V180H110ZM165 179V180H164ZM178 179H179V177H178ZM9 180V179H8ZM7 180V181H8ZM33 180V179H32ZM42 180V179H41ZM46 180V179H45ZM49 180V179H48ZM47 180V181H48ZM69 180V179H68ZM72 180V179H71ZM86 180V179H85ZM97 180H99V179H96L95 178V182L97 181ZM109 180H105V181H109ZM140 180H142V182L140 181ZM152 180V182H150V181ZM156 181H157V179H155ZM199 180V181H198ZM28 181V180H27ZM73 181V180H72ZM91 181V180H90ZM100 181H102V180H100ZM140 181V182H139ZM149 183H148V182ZM155 181V182H156ZM159 181V180H158ZM167 181V180H166ZM185 181H186V179H185ZM25 182V181H24ZM69 182V181H68ZM104 182V181H103ZM103 182H101V183H103ZM167 182V183H168ZM173 182V181H172ZM180 182V181H179ZM178 182V183H179ZM45 183V182H44ZM48 183V182H47ZM70 183H71V181H70ZM100 183V182H99ZM142 185H141V184ZM176 183V182H175ZM185 183V182H184ZM209 183V184H208ZM20 184V183H19ZM69 184V183H68ZM80 184V183H79ZM86 184V183H85ZM88 184V183H87ZM95 184V183H94ZM93 184V185H94ZM106 184H109V182L108 183H106ZM106 184H99V186H101V189L103 188L102 187V185H106ZM110 184H111V182H110ZM110 184H109V186H110ZM151 184V185H150ZM155 184V183H154ZM163 184V183H162ZM165 184V183H164ZM181 184V183H180ZM183 184V183H182ZM203 184H205V185H203ZM15 185V184H14ZM13 185V186H14ZM44 185V184H43ZM89 185V184H88ZM88 185H86L87 187H88ZM97 185V184H96ZM141 185V186H140ZM16 186V185H15ZM25 186V185H24ZM46 186V185H45ZM80 186V185H79ZM150 186H152L151 188H150ZM166 186V185H165ZM168 186H169V184H168ZM167 186V187H168ZM46 187H48V186H46ZM76 187V186H75ZM108 187V186H107ZM154 187V188H153ZM176 187V186H175ZM183 187H187V186H185V185H183ZM208 187V188H207ZM228 187H230V188H228ZM236 187V188H235ZM60 188V187H59ZM65 188V187H64ZM79 188V187H78ZM84 188V187H83ZM92 186H91V191H92ZM110 188V187H109ZM108 188V189H109ZM138 188H140V190L138 189ZM161 188H162V186H161ZM76 189H77V187H76ZM103 189H105V188H103ZM154 191H153V190ZM164 189V188H163ZM176 189V188H175ZM181 189H182V187H181ZM185 189V188H184ZM209 189V191H207ZM38 190V189H37ZM47 190V189H46ZM67 190V189H66ZM87 190V189H86ZM90 190V189H89ZM95 190V189H94ZM105 190H107V189H105ZM104 190V191H105ZM112 191L114 190V189H111ZM138 190V191H137ZM167 190V189H166ZM180 190V189H179ZM186 190V192H188L187 191V189H185ZM103 191V193H105ZM111 191V192H112ZM165 191V190H164ZM184 191V190H183ZM182 191V192H183ZM204 191V192H205ZM56 192V191H55ZM65 192V191H64ZM107 192V191H106ZM109 192H110V190H109ZM111 192L108 194V196L107 195H105V196H107V197H109V195L111 194ZM147 192H148V194L150 195V194H152V192L154 193V195H152V199H149L150 198V196L147 194ZM25 193V192H24ZM93 193H94V191H93ZM99 193H102L101 191L100 192H97V194H99ZM116 193V191L115 192H112V194L114 195ZM123 193V194H122ZM167 193V192H166ZM180 193H181V191H180ZM16 194H17V191H16ZM29 194V193H28ZM49 194V193H48ZM64 194V193H63ZM92 194V193H91ZM164 194V193H163ZM163 194H162V196H163ZM179 194V193H178ZM178 194L177 193H175V195H177L178 196ZM192 194V193H191ZM54 195V194H53ZM89 195V194H88ZM99 195H101V194H99ZM98 195V196H99ZM103 195V194H102ZM112 195V196H113ZM117 195H114V196H117ZM123 195V196H122ZM147 195L149 196V197H147ZM166 195V194H165ZM167 195H168V197H167ZM164 198H161L160 200H158L159 202H160V204H161V206L166 202V201H162V199H164L165 200V198H166V200H167V198H169V194H167ZM173 195H174V193H173ZM185 195H186V193H185ZM189 195V194H188ZM193 195V194H192ZM197 195H195L194 197L192 196L191 198H194L195 199V197L197 196ZM154 196V197H153ZM55 197V196H54ZM95 197V196H94ZM104 197V196H103ZM111 197V196H110ZM120 197V198H121ZM189 197V196H188ZM199 197V198H200ZM64 198V197H63ZM86 198V197H85ZM88 198L89 197H87L86 199L88 200ZM101 198H102V196H101ZM183 198V197H182ZM187 198V197H186ZM190 198V199H191ZM199 198H197V199H195V201H197ZM207 197H205V199H206ZM69 199V198H68ZM79 199V198H78ZM77 199V200H78ZM113 199V198H112ZM116 199V198H115ZM171 199V198H170ZM174 199V198H173ZM172 199V200H173ZM177 199V198H176ZM185 199V198H184ZM40 200V199H39ZM44 200V199H43ZM52 200V199H51ZM50 200V201H51ZM64 200H65V198H64ZM70 200H72V198L70 199ZM69 200V201H70ZM90 200V199H89ZM88 200V201H89ZM98 200V199H97ZM106 200V199H105ZM151 200H152V202H151ZM169 200V199H168ZM167 200V201H168ZM192 200V199H191ZM86 201V200H85ZM94 201V200H93ZM110 201V200H109ZM156 202L157 204H155V206L156 205H158V203L159 202ZM176 201V200H175ZM175 201H173V202H175ZM179 201V200H178ZM178 201H176V202H178ZM188 201H190V200H188ZM194 201V202H195ZM199 201V200H198ZM203 202H204V200H202ZM202 201L200 202V204L202 205ZM35 202V201H34ZM43 202H45V200L43 201ZM46 202H47V199H46ZM49 202V201H48ZM55 202V201H54ZM58 202V201H57ZM60 202V201H59ZM72 202H74V201H72ZM82 202V201H81ZM116 202V201H115ZM151 202V203H150ZM164 202V203H163ZM171 202L172 201H170L169 200V205L167 204L166 206L167 207H171ZM186 202V201H185ZM194 202H192L193 203V205L196 203H194ZM206 202V201H205ZM203 203V205L205 204H208L209 206H210V204L209 203ZM62 203V202H61ZM99 203V202H98ZM192 203H190L191 205H192ZM22 204V203H21ZM44 204H46L47 205V203H44ZM50 204H52V203H50ZM55 204V203H54ZM116 205H118L117 203H115ZM147 204H148V206H147ZM153 206H152V205ZM179 204V203H178ZM182 204H183V202H182ZM185 204V203H184ZM200 204L198 203V205H199V207H198V205H197V207L196 206H193V207H196V208H193V210H191L192 208H189L190 209V211H191V215L193 214L192 213V211L195 213V212H197V211H199V212H197L199 215H201V216H198L201 220L199 221V218L197 217V215H196V219L199 221V224H200V222L203 224V222L204 221H206L207 220V218H205V216H209L210 215V213H211V211L210 210H212V211H214V216H213V218H215L216 216L219 218V214L217 215L216 213H215V208H214V206L213 205H211L210 207L212 208V206H213V208H214V210H213V208L212 209H210L209 211H210V213L208 212V214H207V210H208V208H207V206L208 205H206V206H201V209L202 208H204V207H206V208H204V209H202L201 211L199 210V208H200ZM68 205V204H67ZM78 205V204H77ZM83 205V204H82ZM114 205V204H113ZM151 205V206H150ZM175 205V204H174ZM186 205V204H185ZM50 206V205H49ZM52 206V205H51ZM55 206H57L56 204H55ZM89 206V205H88ZM159 206V205H158ZM165 206V207H166ZM39 207V206H38ZM58 207V206H57ZM66 207V206H65ZM82 207V206H81ZM123 207H121V209L123 208ZM128 207H129V209H128ZM148 207V208H147ZM151 207V208H150ZM172 207H173V205H172ZM182 207V206H181ZM192 207V206H191ZM209 207V208H210ZM40 208V207H39ZM59 208H61V207H59ZM75 208V207H74ZM111 208V207H110ZM117 208H119L118 206H117ZM159 208V207H158ZM184 208V207H183ZM224 210V211H222V209ZM35 209H37V208H35ZM86 209H88V208H86ZM150 209L152 210V212L150 211ZM157 209V208H156ZM163 209V210H162ZM168 209V208H167ZM172 208H170V210H171ZM174 210H175V208H173ZM188 209V210H189ZM194 209H196V211L194 210ZM51 210H53V209H51ZM94 210V209H93ZM120 210V209H119ZM123 210V209H122ZM149 211V214H152V215H148L147 213H148V211ZM161 210L162 211H164V207L163 208H161ZM166 210V209H165ZM206 210V211H205ZM221 210V211H220ZM88 211V210H87ZM97 211V210H96ZM140 211H142V212H140ZM176 211V210H175ZM175 211H172V212H175ZM185 211V210H184ZM203 211H205V212H203ZM9 212V211H8ZM51 212H53V211H51ZM74 212V211H73ZM118 212H120V211H118ZM123 212H125V211H123ZM123 212L121 211L120 213H122L123 214ZM151 212V213H150ZM180 213V210L178 209L177 210V212L176 213ZM182 212V211H181ZM217 212V211H216ZM217 212V213H218ZM3 213V212H2ZM86 213V212H85ZM156 213V212H155ZM164 213L166 214V211H164ZM167 213H169V210H168V212ZM186 213H189V212H187V210H186ZM205 213H206V215H205ZM31 214V213H30ZM81 214V213H80ZM161 215H162V219L159 217V216H157V218L159 217L161 220H159V218H158V221H162V222H164L165 220L166 221H168L167 220V218L166 217H168L169 216V214H168V216H166L165 218H164V214H162V213H160ZM173 214V213H172ZM203 214V215H202ZM53 215V214H52ZM101 215V214H100ZM116 215V214H115ZM120 214H118L117 213V217L119 216ZM147 215H148V217H147ZM183 215V214H182ZM190 215V216H191ZM212 215H213V212H212ZM25 216V215H24ZM51 216V215H50ZM88 216H90V215H88ZM88 216H86V218H88ZM122 216H124V215H122ZM131 218H130V217ZM173 216V215H172ZM177 216V215H176ZM175 216V217H176ZM203 216V217H202ZM221 216V215H220ZM21 217H23V216H21ZM26 217H27V215H26ZM29 217V216H28ZM37 217V216H36ZM35 217V218H36ZM54 217V216H53ZM150 217V218H149ZM152 217V218H151ZM156 219H154V218ZM187 216H185V218H186ZM192 217V216H191ZM211 217V216H210ZM216 217V218H217ZM222 217V216H221ZM223 217H225V215H223ZM13 218V217H12ZM11 218V219H12ZM19 218V217H18ZM30 218H31V216H30ZM33 218V217H32ZM49 218V217H48ZM79 218H80V216H79ZM84 218V217H83ZM116 218V217H115ZM121 218V217H120ZM123 218V217H122ZM121 218V219H122ZM171 218V217H170ZM169 218V219H170ZM28 219V218H27ZM47 219V218H46ZM57 219V218H56ZM90 219V218H89ZM114 219V218H113ZM112 219V220H113ZM150 219H152V220H150ZM153 219H154V221H153ZM194 219H195V217H194ZM211 219H212V217H211ZM221 219V218H220ZM225 220H226V218H224ZM228 219H227V221H228ZM21 220V219H20ZM29 220V219H28ZM36 220V219H35ZM51 220H52V216H51ZM50 220V221H51ZM79 220H81V219H79ZM115 220H117V219H115ZM123 220H125V219H123ZM149 220V221H148ZM177 220V219H176ZM175 220V221H176ZM182 220H185V219H182ZM188 220V219H187ZM197 220H196V222H197ZM210 220V219H209ZM219 220V219H218ZM11 221V220H10ZM53 221V220H52ZM57 221V220H56ZM58 221H59V219H58ZM57 221V222H58ZM114 221V220H113ZM148 221V222H147ZM157 221V222H158ZM181 221V219H179V221L177 222V224H178V226L180 225L179 224V222ZM190 221V220H189ZM203 221V222H202ZM231 221H230V224H231ZM21 222V221H20ZM23 222V221H22ZM54 222V221H53ZM52 222V223H53ZM61 222V221H60ZM108 222V221H107ZM117 222H118V220H117ZM128 222V221H127ZM226 222V221H225ZM15 223V222H14ZM51 223V222H50ZM56 223V222H55ZM59 223V222H58ZM58 223H56V224H58ZM63 223H65V222H63ZM89 223V222H88ZM103 223V222H102ZM122 223V224H121ZM120 224H119V227H120V225H122V227L123 226H125V224H124V222H121ZM148 223V225H150V227H152L151 226V224H149ZM153 223V224H154ZM175 223V222H174ZM184 223V229H186V227H187V222L186 221H184L183 222ZM186 223V224H185ZM198 223V222H197ZM209 224L210 225V222L208 223L207 221L206 222H204V224ZM221 223H223L222 222V220H221ZM229 223V222H228ZM35 224V223H34ZM48 224V223H47ZM46 224V225H47ZM59 224H61V223H59ZM58 224V225H59ZM93 224V223H92ZM91 224V225H92ZM127 224V223H126ZM160 224L162 225V223L160 222ZM164 224H165V222H164ZM170 224V223H169ZM188 224H189V222H188ZM190 224H191V222H190ZM189 224V225H190ZM201 224V225H202ZM224 225L225 224H227V223H223ZM235 224V225H236ZM64 225V224H63ZM116 225H118V224H116ZM146 225V226H145ZM161 225H159L157 228H160V227H163V226H161ZM191 225H194V226H196V224H191ZM191 225H190V227H191ZM209 225H207L206 227H208ZM232 225H234V224H232ZM231 225V226H232ZM26 226V225H25ZM37 226V225H36ZM42 226V225H41ZM99 226H101V225H99ZM98 226V227H99ZM133 226V227H132ZM165 226V225H164ZM173 226H174V224H173ZM183 226V225H182ZM199 226V225H198ZM236 226V227H237ZM32 227V226H31ZM31 227H29V228H31ZM48 227H50V224H49V226ZM60 227V226H59ZM62 227V226H61ZM66 227H67V225H66ZM73 227V226H72ZM80 227H82V226H80ZM119 227H116L115 228V230H114V232H112L113 230H111V232L114 234L115 233V231H116V233L117 232H119V231H117V230H119L120 228ZM121 227V230L123 231V233L125 234V231L123 230V228ZM127 227V226H126ZM148 227V226H147ZM150 227H148V228H150ZM172 227V226H171ZM201 227H203V225L201 226ZM205 227V226H204ZM206 227H205V229L204 230H206ZM219 227V226H218ZM217 227V228H218ZM225 227V226H224ZM235 227V226H234ZM233 227V228H234ZM235 227V228H236ZM45 228V227H44ZM75 228H76V226H75ZM118 228V229H117ZM175 228H177L176 226H175ZM181 228V230L183 229L182 227H180L179 226V229ZM197 228V227H196ZM6 229V228H5ZM56 229V228H55ZM60 229V228H59ZM81 229V228H80ZM85 229L86 228H84V232H85ZM98 229V228H97ZM101 227L99 228V230H100V232H102L101 231ZM107 229V228H106ZM117 229V230H116ZM140 229H139V231L137 230V232L135 231V233H138V232H141L140 231ZM147 229V228H146ZM152 229V228H151ZM156 229V228H155ZM161 229V228H160ZM188 229V228H187ZM186 229V230H187ZM191 228H189V230H190ZM195 228H192V230H190V231H187L188 233L190 232V234H192L193 235V233L191 232V231H196V229L194 230ZM199 229H202V228H199ZM199 229H197L198 231H200ZM201 230L199 233H197L198 234V236H199V239H201V236L200 235H202V234H204L205 233V231L204 230ZM223 229V228H222ZM221 229V230H222ZM226 229V228H225ZM228 229H229V227H228ZM238 229V228H237ZM18 230V229H17ZM22 230V229H21ZM38 230H40V228L38 229ZM45 230V229H44ZM49 230V229H48ZM108 230H110V229H108ZM141 230H143V229H141ZM145 230V229H144ZM176 230V229H175ZM174 229L172 230V231H169V233L170 232H173V231H175ZM185 230V231H186ZM15 231V230H14ZM23 231V230H22ZM29 231V230H28ZM33 231H34V229H33ZM55 231V230H54ZM70 231V230H69ZM82 231V229L79 231V232H81ZM87 231V230H86ZM92 231V230H91ZM104 231H105V229H104ZM104 231H103V233H104ZM147 231V230H146ZM145 231V232H146ZM154 231V230H153ZM164 231V230H163ZM197 231V232H198ZM229 231H230V229H229ZM29 232H31V231H29ZM28 232V233H29ZM45 232V231H44ZM53 232V231H52ZM73 232V231H72ZM75 232V231H74ZM96 233L95 234H98L97 233V231H95ZM99 232V231H98ZM108 232V231H107ZM107 232H105L104 234H105V237H106V233ZM133 232H134V230H133ZM144 231H143V233H145ZM176 232H178V231H176ZM179 232H180V230H179ZM204 232V233H203ZM222 232V231H221ZM224 232V231H223ZM16 233H18V232H16ZM20 233V232H19ZM26 233V232H25ZM27 233V234H28ZM32 233H34V232H32ZM32 233L29 235L30 237H32ZM47 233H49L48 231H47ZM51 233V232H50ZM77 233V232H76ZM92 233H94V232H92ZM92 233H91V236H93L92 235ZM109 233V232H108ZM107 233V236H109L110 237V233L108 234ZM111 233V234H112ZM120 233L122 234V235H120V237H121V239L123 238L124 239V236L125 235H127V234H125V235H123V233L120 231ZM143 233H142V235H143ZM157 233V232H156ZM162 233V232H161ZM186 233V232H185ZM196 233V232H195ZM227 233H228V231H227ZM232 233V232H231ZM238 233V232H237ZM236 233V234H237ZM244 233H243V235H244ZM23 234H24V232H23ZM26 234V235H27ZM38 234H39V232H38ZM81 233H79L78 235H80ZM112 234V235H113ZM130 234V233H129ZM152 234H154V233H152ZM172 234V233H171ZM174 234H176L177 235V233H173V237H174ZM190 234H188V236H186L187 238L190 236V238H193V237H191L192 235H190ZM196 234V235H197ZM200 234V235H199ZM218 234V233H217ZM224 234H226V232H224ZM224 234H222V235H224ZM238 234H240V233H238ZM9 235V234H8ZM25 235V234H24ZM34 236H33V238L34 239H37L36 238V234H33ZM42 235V234H41ZM40 235V236H41ZM52 235V234H51ZM59 235V234H58ZM88 235H90V234H88ZM112 235H111V240L113 241V239H112ZM115 235V234H114ZM118 235L119 234H117V237H114V238H116V239H118V238H120V237H118ZM134 235V234H133ZM163 235V234H162ZM181 235V234H180ZM179 235V236H180ZM221 234H219V235H217V236H220ZM228 235H229V233H228ZM5 236H6V234H5ZM11 236H13V235H11ZM46 236V235H45ZM64 237H65V235H63ZM81 237H82V235H80ZM79 236V237H80ZM90 236V237H91ZM95 236V235H94ZM97 236V235H96ZM102 236V235H101ZM101 236H99V237H101ZM116 236V235H115ZM170 236V235H169ZM181 236H183V233H182V235ZM195 236V235H194ZM216 236V234H215V236H213V237H217ZM246 236V239L248 238ZM16 237H18V236H16ZM26 237V236H25ZM27 237H28V235H27ZM58 237V236H57ZM61 237H62V235H61ZM68 237V236H67ZM66 237V238H67ZM79 237H78V239H79ZM140 237V236H139ZM159 237V236H158ZM160 237H162L161 235H160ZM165 237H166V235H165ZM175 237H177V236H175ZM207 237V236H206ZM232 236L230 235V239H232L231 238ZM20 238V237H19ZM23 238V237H22ZM48 238V237H47ZM66 238L65 239H63V241L64 240H66ZM72 238H74V236L72 237ZM83 239H84V237H82ZM88 238V237H87ZM92 238V237H91ZM109 238V239H110ZM140 238H142V237H140ZM154 238V237H153ZM168 238V237H167ZM203 238H205V236L203 237ZM221 238V240H219ZM223 238H225V239H229V238H226V237H219L218 238V241H216V243L217 242H219V241H222V239ZM234 238V237H233ZM239 238V237H238ZM238 238H237V240H238ZM242 238H245V237H242ZM5 239V238H4ZM24 239V238H23ZM32 239V238H31ZM33 239V240H34ZM44 239V238H43ZM58 239V238H57ZM56 239V240H57ZM82 239V240H83ZM96 239H98V237L96 238ZM106 239V238H105ZM108 239V240H109ZM120 239V240H121ZM122 239V240H123ZM166 239V238H165ZM173 239V238H172ZM207 239V238H206ZM206 239H204V240H206ZM230 239H229V241H230ZM240 239V238H239ZM250 239H248V240H250ZM7 240V239H6ZM38 240V239H37ZM39 240H41V239H39ZM38 240V241H39ZM45 240V239H44ZM88 239H86V241H87ZM94 240V239H93ZM111 240H109V241H111ZM122 240H121V242H122ZM177 239L176 238H174V241H176ZM195 240V239H194ZM197 240V239H196ZM195 240V241H196ZM203 239H201V241H202ZM216 239H214L213 241H215ZM245 240V239H244ZM50 241V240H49ZM66 241H68V240H66ZM89 241H91V239L89 238ZM117 241V240H116ZM136 241V240H135ZM147 241V240H146ZM193 241V240H192ZM209 241V240H208ZM239 241V240H238ZM237 241V242H238ZM243 241V240H242ZM46 242V241H45ZM44 242V243H45ZM120 242V241H119ZM118 242V243H119ZM137 243H138V241H136ZM142 242V241H141ZM151 242V241H150ZM150 242H148V243H150ZM153 242V241H152ZM197 243H199L198 245V248H200V244H201V242H200V240H199V242L198 241H196ZM206 242H207V240H206ZM228 242V241H227ZM237 242L235 241V243L237 244ZM241 242V241H240ZM249 242V241H248ZM50 243V245H51V243L52 242H49ZM57 243V242H56ZM60 243H62L61 241H60ZM67 243V242H66ZM75 243V242H74ZM86 243H88V241L86 242ZM105 244H103V245H107V244H109L110 246L111 245H113V244H110L109 242L107 243V242H104ZM130 243H132V242H129V244L128 245H130ZM137 243H135L134 242V244H137ZM146 242H144V244H145ZM173 243V242H172ZM175 243H178V241L177 242H175ZM193 243V242H192ZM196 243V244H197ZM216 243H215V247L217 246L216 245ZM221 242H219V244H220ZM225 244L224 245H226V241L224 242ZM234 243V244H235ZM239 243V242H238ZM250 243V242H249ZM248 243V244H249ZM35 244V243H34ZM48 245V242H46L45 243V245ZM59 244V243H58ZM91 244V243H90ZM98 244V243H97ZM100 244H101V242H100ZM122 244V243H121ZM123 244H125V243H123ZM139 244V243H138ZM141 244V243H140ZM147 244V243H146ZM151 244V243H150ZM169 244V243H168ZM167 244V245H168ZM194 244H195V242H194ZM196 244H195V246H196ZM209 244H210V241H209ZM218 244V243H217ZM222 244V243H221ZM232 245H233V243H231ZM241 244V243H240ZM243 244V243H242ZM245 244V243H244ZM248 244H246V245H248ZM5 245V244H4ZM23 245H24V243H23ZM46 245V246H47ZM66 245V244H65ZM99 245V244H98ZM97 245V246H98ZM102 245V244H101ZM154 245H158L157 243L155 244V242H154ZM160 245V244H159ZM167 245H166V248L167 249H170L171 247H167ZM171 245V244H170ZM211 245H212V247L211 246H209V245H207V246H209L208 248L210 249L209 251H210V255L211 256H215L216 255V257L218 256H221V258L220 259H223L222 258V256L223 255H225V254H221V253H218L219 255H217V252L219 251V249H218V247H216V249L214 248V246H213V243H211ZM251 245V244H250ZM31 246V245H30ZM45 246V247H46ZM49 246V245H48ZM58 246V245H57ZM73 247H74V245H72ZM119 246H120V244H119ZM122 246V245H121ZM121 246H120V248L119 249H116V251L118 250V251H120L121 250V252H122V250L123 249H121ZM125 247H126V245H124ZM130 246H132V245H130ZM135 246V245H134ZM133 246V247H134ZM138 246V245H137ZM142 246V245H141ZM149 246V244L147 245V247ZM151 246H152V244H151ZM150 246V247H151ZM164 246V245H163ZM163 246L161 247V246H155V247H157L158 249H161V248H163ZM234 246V245H233ZM17 247V246H16ZM54 247V246H53ZM59 247V246H58ZM61 247H63V245L61 246ZM60 247V248H61ZM65 247V246H64ZM63 247V248H64ZM106 247H108V245L106 246ZM106 247H104L103 246V248L105 249ZM113 247H114V245H113ZM113 247H111L112 248V250H113ZM146 247V245L143 247V248H145ZM146 247V248H147ZM173 247H176V246H173ZM173 247H172V251H175V253H177L178 251H176V249H177V247H176V249H174L173 250ZM203 247H205V246H203ZM220 247V246H219ZM251 247V246H250ZM27 248V247H26ZM29 248V247H28ZM32 248V247H31ZM30 248V249H31ZM40 248V247H39ZM52 248V245H51V247H50V249ZM55 248V247H54ZM68 248V247H67ZM75 248V247H74ZM81 248V247H80ZM80 248H78V249H80ZM99 248V247H98ZM109 248V247H108ZM107 248V249H108ZM123 248V247H122ZM138 248H139V246H138ZM137 247H136V249H135V252L137 253V258H135V260L137 259V260H139L140 261V259L143 257V255H145V256H147L146 254H143V253H146V252H144L145 250L144 249H140L139 248V250L138 251H136L137 249H138ZM145 248V249H146ZM153 248V247H152ZM207 248V247H206ZM205 248V249H206ZM223 248V247H222ZM230 248V247H229ZM232 248V247H231ZM230 248V250H232V252L233 251H236V250H234L233 248L231 249ZM254 248H252L251 247V249H253L254 250ZM29 249V250H30ZM34 249V248H33ZM59 249V248H58ZM73 249V248H72ZM76 249V248H75ZM90 249V248H89ZM100 250L99 251H102V247L101 248H99ZM134 249V248H133ZM148 249H150L149 247H148ZM147 249V251H149ZM164 249H165V246H164ZM166 249V250H167ZM195 249V248H194ZM212 249H215V252H214V250H213V252L214 253H212V254H215V255H212L211 254V250ZM217 249H218V251H217ZM220 249H221V247H220ZM225 249V252H226V250L228 249H226V248H224ZM237 249V248H236ZM239 249H240V247H239ZM10 250V249H9ZM14 250V249H13ZM21 250H23V249H21ZM20 250V251H21ZM35 250V249H34ZM44 250V249H43ZM54 250H56V249H54ZM60 250V249H59ZM74 250V249H73ZM72 250V251H73ZM81 250V249H80ZM84 249H82V251H83ZM111 250V251H112ZM140 250H142L140 253L142 254V255H140L139 254V251ZM144 250V251H143ZM198 250V249H197ZM201 250V249H200ZM208 250V249H207ZM246 250H247V247H246ZM260 250H258V251H260ZM16 251V250H15ZM27 251V250H26ZM33 251V250H32ZM64 251V250H63ZM62 251V252H63ZM78 251V250H77ZM84 251H86V250H84ZM88 251V250H87ZM104 251V250H103ZM106 251V250H105ZM108 251H109V249H108ZM108 251H107V253H108ZM115 251V250H114ZM133 251V250H132ZM199 251V250H198ZM202 251V250H201ZM221 251V250H220ZM223 251V250H222ZM221 251V252H222ZM248 251H251L252 253L254 252L255 254H258V252L256 253L255 251H257V250H255V251H252V250H248ZM260 251V252H261ZM65 252H66V250H65ZM110 252V251H109ZM156 252V251H155ZM158 252H160V251H158ZM180 252V251H179ZM195 252H197L196 251V249H195ZM194 252V253H195ZM200 252V251H199ZM206 252H208V251H206ZM230 252V251H229ZM250 252V253H251ZM259 252V253H260ZM17 253V252H16ZM47 253V252H46ZM67 253V252H66ZM76 253V252H75ZM100 255V257H102L101 259H105V257H106V261H107V264H111V262H109V261H112V259L110 260V259H107L108 257H107V255L108 256H113L114 254L112 253V254H110V253H108L106 256L105 255H103V256H105V257H103V256H101L102 254H106L105 252H103L102 254L100 253V252H98ZM116 253V252H115ZM123 253V252H122ZM170 253H171V249H170ZM170 253H167V254H170ZM181 253V252H180ZM205 253V252H204ZM203 253V254H204ZM222 253H224V252H222ZM237 254H238V250H237V252H236ZM251 253V254H252ZM253 253V254H254ZM261 253H263V255H264V251L263 252H261ZM30 254V253H29ZM54 254H56V253H54ZM80 254V253H79ZM84 254V253H83ZM116 254H118L119 255V253H116ZM125 254H127V253H125ZM150 254V253H149ZM171 254H173L174 255V252H172ZM170 254V255H171ZM198 254H200V253H198ZM203 254H201L200 256L201 257H203ZM207 254V253H206ZM205 254V255H206ZM221 254V255H220ZM228 254V253H227ZM237 254H235L236 255V257L235 256H233L234 255V253H233V258H238L237 257ZM19 255V254H18ZM38 255H40V254H38ZM51 254H49V256H50ZM61 255H64V254H60V256ZM75 255H77V253L75 254ZM86 255V254H85ZM151 255V254H150ZM153 255H155V254H153ZM170 255H168L169 257H171ZM194 255V254H193ZM204 255V256H205ZM209 255V254H208ZM229 255H231V254H229ZM3 256V255H2ZM36 256H37V254H36ZM56 256V255H55ZM80 256V255H79ZM115 256V255H114ZM117 256V255H116ZM120 256V255H119ZM121 256H122V254H121ZM120 256V257H121ZM124 256H126V255H124ZM131 255H127V257H125V258H129ZM142 256V257H141ZM145 256L143 257L144 259H145ZM149 256V255H148ZM147 256V257H148ZM177 256V255H176ZM176 256L174 257V258H176ZM180 256H181V254H180ZM183 256V255H182ZM189 255H187V257H188ZM231 256V257H232ZM14 257V256H13ZM15 257H17V256H15ZM25 257V256H24ZM26 257H28V256H26ZM25 257V258H26ZM39 257V256H38ZM43 257V256H42ZM51 257H53V256H51ZM57 257V256H56ZM55 257V258H56ZM118 257V256H117ZM116 257V258H117ZM120 257H118L119 259H117L118 261H114L116 264L119 262H121V260H122V257H121V260H120ZM186 257V258H187ZM197 257V256H196ZM206 257H207V255H206ZM205 257V258H206ZM216 257H209L208 259H217ZM226 257V256H225ZM37 258V257H36ZM40 259H41V257H39ZM43 258H46L45 257V255H44V257ZM42 258V259H43ZM50 258V257H49ZM62 258H63V260L62 261H64V257L62 256ZM66 258V257H65ZM91 258H93L92 260H94V257L92 256ZM97 258H98V255H97ZM133 258V259H134ZM143 258H142V260H143ZM165 258V257H164ZM168 258V257H167ZM182 258H184V257H182ZM229 258H230V256H229ZM257 258V257H256ZM19 259H21V258H19ZM39 259V260H40ZM41 259V260H42ZM60 258H58V260H59ZM90 259V258H89ZM131 259H132V256H131ZM132 259V260H133ZM169 259V258H168ZM171 260L173 259V256H172V258H170ZM169 259V260H170ZM177 259H179V258H177ZM181 259V258H180ZM193 259V258H192ZM200 258H198L197 260L199 261V263L201 264V262L200 261H202V259L201 260H199ZM207 259V260H208ZM219 259V260H220ZM228 259V258H227ZM261 258H259V260H260ZM263 259V260H262ZM261 260H260V262H261V264H263V261H264V258H262ZM48 260V259H47ZM56 260V259H55ZM79 260V259H78ZM83 260V259H82ZM100 260V259H99ZM109 260V261H108ZM120 260V261H119ZM124 260V259H123ZM146 260H148V259H146ZM150 261H151V259H149ZM162 260H164V259H162ZM165 260H166V258H165ZM170 260V261H171ZM175 260V259H174ZM173 260V261H174ZM187 260V259H186ZM186 260H184V261H186ZM195 260V259H194ZM197 260H195L196 261V264H197ZM204 260V259H203ZM212 260V261H213ZM213 261L214 263L215 262H219V264H222V263H220V261ZM231 260V259H230ZM237 260H239V258L238 259H236V262H237ZM252 261L254 260V259H251ZM23 261V260H22ZM32 261H33V259H32ZM86 261H87V259H86ZM96 261H98V260H95V262ZM101 261V260H100ZM105 261V260H104ZM125 261V260H124ZM126 261H130V259L129 260H127L126 259ZM134 261V260H133ZM170 261H169V263H170ZM176 261V260H175ZM182 261V260H181ZM184 261L182 262V264H187L188 262H185L184 263ZM205 261V260H204ZM204 261H202L203 263H204ZM210 261V260H209ZM212 261H211V263H212ZM232 261H234V259L232 260ZM240 261V260H239ZM250 261V260H249ZM45 262V261H44ZM53 262H55V261H53ZM65 262V261H64ZM71 262H73V261H71ZM102 262V261H101ZM109 262V263H108ZM135 262V261H134ZM190 262H193V260H191ZM256 262H257V260H256ZM259 262V261H258ZM52 263V262H51ZM74 263V262H73ZM83 263V262H82ZM100 262H98V264H99ZM114 263V264H115ZM127 263V262H126ZM126 263H124V264H126ZM145 263V261L143 262V264ZM146 263H149V262H147L146 261ZM164 264L165 263H167V262H163ZM173 263V262H172ZM178 263V262H177ZM198 263V264H199ZM202 263V264H203ZM207 263V262H206ZM206 263H204V264H206ZM213 263V264H214ZM225 263V262H224ZM229 263H231V262H229ZM254 263V262H253ZM25 264V263H24ZM40 264V263H39ZM50 264V263H49ZM60 264V263H59ZM87 264V263H86ZM92 264V263H91ZM103 264V263H102ZM112 264H113V262H112ZM123 264V263H122ZM129 264V263H128ZM149 264H154V262H150ZM156 264V263H155ZM175 264V263H174ZM179 264V263H178ZM188 264H191V263H188ZM194 264V263H193ZM234 264H236V263H234ZM239 264H241V263H239ZM260 264V263H259Z\"/></svg>",
	"mask_w": 264,
	"mask_h": 264
}]
</instances>
